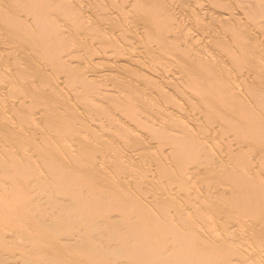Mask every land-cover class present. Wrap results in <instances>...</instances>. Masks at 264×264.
<instances>
[{
  "label": "rangeland",
  "instance_id": "obj_1",
  "mask_svg": "<svg viewBox=\"0 0 264 264\" xmlns=\"http://www.w3.org/2000/svg\"><path fill=\"white\" fill-rule=\"evenodd\" d=\"M3 3H2V2ZM4 1H6V0H0V8H2V9H0V15H2L3 14V16L4 17H1V19H3V21H1L0 20V36H2V37H0L1 39H0V51H1V53H0V59H1V57H3V59H1L0 60V62H2V60L4 61V62H2V63H0V74L2 75V77H0V80H4L5 79V81L7 82V88H9L10 90H9V92H8V89L6 88V86L5 87H3L2 89H0V90H2V91H0V99L2 100V101H4V99H8V100H14L15 101V103L14 104H16V105H14V106H11V107H8L7 108V110H6V114H9V115H7V119H8V121H9V123H10V127L9 128H11V130H13L12 132H14L13 133V137L15 136V138H16V140H15V138H12L11 137V139H6V137L0 132V148H1V150H0V152L1 151H3L2 150V148L4 147L5 148V146L7 145V143L9 142V145H10V143L12 142L13 144H14V142L13 141H11V140H15V144H14V146L17 144V146H15V147H13V151H12V148L11 149H9V146L7 145L6 147L7 148H5V150L3 151V152H1L0 153V166L1 165H3V164H5V165H3V166H5V167H3V169L5 168V170L3 171V175H2V167H0L1 168V170H0V183L1 182H3V183H1L0 184V196L2 195V197L3 198H0V206H3L4 208H2L1 207V211H0V264H91L90 262H94V263H96V264H100L101 262L99 261V260H101V261H103L102 263L103 264H106V261L108 260V262L109 261H111L113 264H132V262H133V264H136V263H138V264H151L153 261V264L155 263V264H168V263H170V264H173V263H175V264H181L182 262L183 263H189V262H187L188 260L189 261H191V263H193V264H204L205 262V264H208V260H209V262H210V260H211V262L209 263V264H213L214 262H216V263H219V262H221V263H223V261H224V263L226 264L228 261H230L229 259L230 258H227V256H228V254L230 253V257L232 258V261L235 263V264H264V217H262L263 216V212H261V209H259V205L261 206V205H263L264 203V200H260V199H263L264 198V182H261L262 180L264 181V159H263V157H261L260 158V155L262 156L263 155V153H264V128H263V126H264V96L263 95H261L262 94V88H264V87H261V86H263V84H264V75H262L263 73H261V71L262 72H264L263 70H264V68H263V66H262V63H261V65H260V62L261 61H264V36H262V35H264V33L262 34L261 32H264L263 31V29L264 28H262V30H261V27H263L264 25H262L263 23H262V20H263V18H264V15H262V14H264V10H261V8H256L255 7V5L256 4H254L255 3V1H259V3L257 4V6H259L261 3V6L262 7H264V3H263V1L264 0H262V2H261V0H255V1H252L253 2V4L252 5H250L252 2L251 1H247V0H244V1H247L248 3H249V5H248V3H246L247 5H245L244 7H241V4H240V2L242 1H239V4H237V0H233V2L231 1V3H233L232 5L234 6V5H237V6H234V8H233V6L231 7V10L232 9H234V10H232L233 11V13L231 12V10H227V8H230V4L231 3H229L230 2V0L228 1H226V0H223L224 2H225V4H224V2L223 1H221V0H216V2L218 3H222L225 7L227 6V8H225V7H223V5H222V7H221V4H218L219 5V7H218V5H217V3H215V0H213V1H211V0H182V2H180L179 0H176V2L175 3H177V4H175L173 1H171V0H161L162 2H160V3H165V4H163V6H166V7H163V9H166V10H164V12H161V15L163 14L164 16H165V19L168 21V19H169V21H168V24L169 23H175V21L179 24H177V23H175L174 24V27H173V24L170 26V28H172V29H170V30H172V31H170L169 30V32H171V33H173L175 36H173L172 37V35L173 34H167V44H170V42L172 41V42H174L175 41V44L177 43V41H180V42H178L176 45H178L179 43L181 44V42H183V43H185L187 46H191V47H194L193 49H199L201 46V44L202 45H204L203 47L205 48H207L206 50H205V53H204V51H202V49H203V47L202 48H200L201 50H196L197 52L196 53H198L199 55L200 54H202V57L201 58H203L202 59V61H205V60H207V61H210V59L212 60V58L214 59L215 58V60L216 61H218V59H219V61L218 62H216L215 60H212L213 62H215V64H219V65H216V66H213V68L212 69H214L215 70V74L217 75V73L218 72H223V70H225V68H226V66H229V67H231V69L229 68V70L231 71H229L228 72V74H231V75H227V77H226V74L227 73H225L226 71H228L227 69H226V71L222 74L221 72L220 73H218L219 74V79H218V75H217V79H218V81H219V83H221V81L223 80V83H221L220 84V86L221 87H219V88H217L218 86H219V83H218V85H217V87L216 86H214V87H212V88H214V89H220V88H223V87H225V85H227L226 83H228L229 82V84H231V86L233 87V84L234 83H237V85L235 84L234 85V89H236V91H237V89H238V93L236 94L237 96H239L238 98H240V100H241V98H242V100L243 101H241V102H239L240 100L238 99V98H236V102H238V104L240 103V104H242L243 102H244V104H248V106H247V108L244 106V108H243V105H242V113H243V109H246V110H248V111H245L244 110V112L245 113H243V115H244V118L245 117H247V119L245 118V120H248L249 118H250V120L252 121V122H255L254 124L252 123V122H250V120H249V122H250V124H253V125H251V126H254L255 127V129L257 130V131H254V127H250V131L248 132V130H246L247 132L246 133H244V132H242V128H240V130H239V127H234V128H236V131L235 132H233L234 133V135H232L233 133H231L232 132V130H231V132H229V134L228 133H226V130H228V129H231V128H228V127H226V121H225V119L223 120L222 118H224V110H222L221 111V115L220 116H217V113H216V111H211V112H208V108H206L205 109V107L204 108H201L200 107V105H199V99L198 98H196V100L198 101H196L194 98V96H192L191 95V93H190V90H188L187 91V89H185V84H183L184 83V79H181V77H183V75L182 76H180L181 75V71H180V69H179V66H178V60H176V51L178 50L179 51V53H178V51H177V53H178V55L179 54H183L184 52L183 51H185L184 49H183V46L184 47H186V45H184L183 43H182V45H180V46H182V48L180 47V48H177V47H175L174 48V46H176L175 44H174V46H172V43L170 44V45H168V47L166 48H163V49H161V47L159 48L157 45L155 46V44L157 43V42H154V38L152 37L151 39L153 40V42L155 43H153V44H151V42H152V40H149L148 39V42L149 41H151L149 44L150 45H148L147 43V41L146 42H143L144 40H145V36H144V38L142 37L143 35H141V36H138V34L141 32V30L140 29H138V30H136L135 28H136V26H138V24L137 23H139V24H141V26H144L146 23L148 24L151 20H149V19H147L144 15H142V14H140V12L142 11V7H140L139 9L141 10L140 12L138 11L139 9H137L138 8V6L137 7H134V6H136V5H133V8H132V6L131 5H128V2H130V1H132V0H125V3L123 2L122 3V1H120V0H104V2H102L103 0H64L66 3H65V5H66V8L67 7H69V6H67V4H68V1L69 2H72V4H74V5H71V8H70V10L72 9V11L70 12V10H67L66 8V10L65 11H62L59 7V9L57 8V6H63L62 4H64V1H61L62 2V4H58L57 2V0H56V2L54 1V3H55V5H54V3H53V1H52V5H54V7L55 8H57L56 9V11L57 10H61L62 11V13H61V11H60V13L61 14H56V15H52L53 13L55 14V12H53L55 9H54V7L52 6V5H50V4H47V2H43L44 0H42V2L43 3H45V4H47L48 6L50 5L54 10L52 11V12H48L47 11V9L48 8H50V7H48L47 9H45L46 7H44V14L46 13V12H48L47 14L50 16V17H52V18H50L48 15H45V17H49V19L48 18H43L42 19V15H44V14H42L43 13V8H40L41 9V15H37V13L39 14L40 12H37L36 13V7L38 8V11L40 10L39 9V7H41L42 5H41V0H39V3H40V5H39V3L37 4V0H23L24 2H22V0L20 1V3H27V1H28V5L26 6L25 4H16V3H18L19 1H17V0H15V2H14V0H11V2L13 1V3H15L16 5H11L10 3L11 2H9V4L11 5V8H16V9H14V10H12V9H8V7H6L5 8V6L4 5H6V6H8L7 5V3L6 2H4ZM10 1V0H9ZM17 1V2H16ZM45 1H48V0H45ZM50 1V0H49ZM74 1V2H73ZM108 2V3H110V4H107V5H105L106 4V2ZM120 1V2H119ZM124 1V0H123ZM154 1V0H153ZM156 1H158V0H156ZM167 1H168V3H167ZM188 1V2H187ZM198 2V4H196L197 2ZM200 1H203L202 3L200 2ZM205 1V2H204ZM96 2H98V5H99V7H100V5H101V7L104 5L105 7H106V10H105V8L104 7H102V8H104V9H100L99 7H98V5H97V3ZM99 2H102L101 4L99 3ZM178 2H180L181 4L182 3H184V6H187L188 4V7H183V4L181 5L180 3H178ZM185 2L187 3V4H185ZM190 2V3H189ZM195 2V3H194ZM209 4V5H205V4H207V3ZM214 2V3H213ZM243 2V1H242ZM261 2V3H260ZM6 3V4H5ZM49 3H51V2H49ZM193 3V5H191ZM215 4V6L213 5V4ZM44 4V5H45ZM58 4V5H57ZM71 3H69L68 5H70ZM76 4H78V5H76ZM170 4V5H169ZM172 4V5H171ZM196 6H195V5ZM244 4V3H243ZM19 5H24V6H22V7H19ZM32 5H34V8H32ZM79 5H80V7H79ZM98 7V8H96V6ZM120 5H122L123 7H121ZM127 5V6H126ZM169 5V6H168ZM179 5H180V7H179ZM213 5V6H212ZM1 6H3V7H1ZM39 6V7H38ZM72 6H74V7H72ZM83 8H82V7ZM94 6H95V9H96V11H95V9H94ZM108 6H110V7H108ZM126 6V7H125ZM174 8H176V9H178V10H176V9H173L172 7ZM178 6V7H177ZM191 6V7H190ZM194 6V7H193ZM197 6H199V7H197ZM208 6H210V7H208ZM247 6H249V7H247ZM252 6H254L253 8L254 9H252L251 7ZM24 7H26L27 9L25 10L24 9ZM63 7H65V6H63ZM76 7V8H75ZM90 7V8H89ZM112 7V10L110 9ZM168 7H170V8H168ZM203 7V8H202ZM217 9H219L218 10V12H220V11H224L225 12V10L227 11L226 13H224V12H220V14L221 15H217V14H219L217 11H215L216 10V8ZM220 7H221V9H220ZM236 7H237V9H238V11H239V9H240V11L239 12H243V14H244V17H243V14H240L239 12H237L236 11ZM260 7V6H259ZM3 8H5V10H7L6 11V13H5V15H4V12H5V10H3ZM22 8V9H21ZM76 9L77 11H75L74 9ZM115 8V9H114ZM128 8V9H127ZM134 8H136V10L134 9ZM179 8H180V10H179ZM182 8V9H181ZM190 8V9H189ZM194 10H193V9ZM195 8H197V12H196V10H195ZM202 8V9H201ZM213 8H214V10H213ZM223 8H225L224 10H223ZM245 8V9H244ZM248 8V9H247ZM250 8V9H249ZM25 11H24V10ZM63 9V8H62ZM69 9V8H68ZM82 9H84L83 11H82ZM90 9V10H89ZM98 9H100V10H98ZM118 9V10H117ZM171 9V10H170ZM192 9V10H191ZM243 9H244V11H243ZM263 9V8H262ZM64 10V9H63ZM73 10H74V12H73ZM80 10V11H79ZM94 12H93V11ZM115 10V11H114ZM168 10V11H167ZM172 10L174 11L173 13H172ZM181 10H183V11H188L187 13L186 12H182ZM211 10H212V12H211ZM245 10H246V12H249V13H251V14H249V13H245ZM247 10H249V11H247ZM250 10L251 11H255V10H261L259 13H258V11L255 13V14H252V12H250ZM16 11H18L17 13H18V15H16L15 13H16ZM102 11V12H101ZM103 11H105L104 13H103ZM111 11V12H110ZM118 11V12H117ZM121 11V12H120ZM123 11H125V13L124 14H122L123 13ZM127 11V12H126ZM169 11H171V13L169 12ZM178 11V12H177ZM199 11H200V15L201 16H199L198 17V15H199ZM207 11H210V13L209 12H207ZM235 11V12H234ZM10 13L11 14V16H13V14H15L12 18L11 17H9L10 16V14L9 15H6L7 13ZM81 13V15H80V13ZM99 12V13H98ZM108 13V15L109 14H111V15H114L113 17H115V15H116V17L113 19L112 17H111V15H110V18H109V16H107V15H105V14H107ZM165 12H167V13H165ZM181 12H182V14H181ZM215 12H217V13H214ZM30 13V14H29ZM32 13H35V14H32ZM51 15H50V14ZM56 13H59V11L58 12H56ZM85 13V14H84ZM98 13L99 15V17L96 15V14ZM119 13H121L120 15H119ZM180 13V15H178ZM188 13L191 15V17L192 16H194V17H192L193 18V20L190 18V15H189V18L187 19L186 17H182V16H188ZM202 13V14H201ZM206 13V14H205ZM209 13V14H208ZM225 14V15H223V14ZM231 13V14H230ZM236 13V14H235ZM254 13V12H253ZM118 14V15H117ZM125 14L127 15V18H126V16H125ZM213 14V15H212ZM226 14H227V16H226ZM229 14V15H228ZM232 14L234 15V16H232ZM247 14V15H246ZM259 14L261 15V18H260V16H259ZM35 15V16H34ZM75 15V16H74ZM84 15H87V16H84ZM91 17H90V16ZM104 16V17H101V16ZM122 15V16H121ZM134 17H133V16ZM141 15H142V17H141ZM203 15V16H202ZM206 15V16H205ZM214 15H217V16H214ZM223 15V16H222ZM236 15H238L237 17H236ZM248 15H253V17L255 16H257V19L259 18V20H257L255 17V20L254 19H251L252 20V22H251V20H249L250 18H252L251 16H250V18H249V16ZM6 16H8L7 18H6ZM23 18H22V17ZM36 16H39V18L41 19V21L43 20H47L48 19V23L46 24V21H44L45 23H43V26H46V25H48L49 23H50V19H52L53 20V18H55V19H57V21L56 22H59V23H54L55 22V19H54V22L52 23V20H51V23H52V25L56 28V29H58L57 31L59 32L58 34H56L57 33V31H56V29L54 28V27H52V25H51V28L52 29H55V31H56V33L55 34H53L55 31H53V35H52V37H51V35H50V33H51V30L52 29H49L50 27V25H48V27L49 28H47V26L46 27H43V32H40V30L42 31V29H39V26H41L42 24H40V25H37L36 23H38L37 21H40V19L39 18H36ZM72 16L74 17V19L75 20H73L72 19ZM78 16V18H79V20L76 18ZM105 16H107V18L106 19H108V21L105 19ZM125 16V17H124ZM139 17V19H138V17ZM182 18H181V17ZM230 16H232L233 18L231 19V17L229 18ZM240 16V17H239ZM259 16V17H258ZM83 17V18H82ZM84 17H86V18H84ZM98 17V18H97ZM121 17L123 18V20L125 19L126 20V22H125V20L123 21L122 19H121ZM144 17V18H143ZM202 17V18H201ZM205 18V20H204V18ZM210 17L212 18V21H211V19H210ZM217 19V17H218V19H219V17H221L220 18V20L219 21H221V19H224L225 17H227V18H225L226 20H229V19H231L232 20V22L229 20L228 22H229V24H231V25H233V23H234V25H233V27H235V28H238V27H240V26H242L243 25V28H241L240 27V29L238 28V30H239V32L241 33V35H242V32L243 31H247L248 32V36L250 35V33H251V35H250V37H249V40L247 39V33L246 34H243V36L242 37H246V40L248 41V43H249V45L251 44V46H249L248 45V43H247V41H246V45H247V51L248 52H252L253 50H251V48L252 49H254V51L255 52H252V53H254L255 55H257L256 57H254V61L252 62L251 60H252V58L251 59H244V60H246V61H244V62H242V65H243V67L242 68H244L245 69V67H246V69H245V71H243L242 72V74H241V72H239V71H242V70H244V69H242V68H240V62H238L237 64L236 63H234L230 58H229V56L227 55V53H226V56L224 55V54H221V53H225V51L223 52L222 50H219L220 48H222V45L221 44H228L229 45V43H228V41H231V36H230V34H229V32H223V28H224V26L225 25H227L226 24V20L224 19V20H222L221 21V23L223 22V24H224V26H223V24H222V26L221 25H219V23H218V21L217 20H215V18ZM243 17V18H242ZM9 18H11V20H15L16 21V18L18 19L17 21H16V25H15V23H13L14 22V20L12 21V22H9L10 21V19ZM32 18H34L33 20H32ZM94 18V19H93ZM100 18V19H99ZM105 19V21L103 22L102 21V19ZM119 18H120V21L121 22H123V23H125V24H123V23H121V22H119ZM134 18L135 19H138V20H136V22H134L135 20H134ZM143 18V19H142ZM145 18L147 19V20H145ZM164 18V17H163ZM183 19H186V20H184L183 22H181ZM195 18H196V20L198 21V23L199 24H197V21L195 20ZM198 18H200V19H198ZM240 18H242L244 21H242V20H240ZM249 18V19H248ZM22 19V20H21ZM81 19L84 21L85 20V22L83 23L82 21H81ZM92 19V20H91ZM97 19H99V20H97ZM174 19H175V21H174ZM189 19H190V22H189ZM208 19H210V20H208ZM214 19V20H213ZM6 20H7V22H6ZM71 20H73V23H71L72 25H73V28H72V25H70V22H71ZM79 21L78 23H80V24H82V25H77L76 23H75V21ZM91 20V21H90ZM97 20V21H96ZM101 20V21H100ZM113 20H114V22H113ZM118 21V23L117 24H119V23H121L120 25L121 26H123L124 28L126 27L127 29L129 28V30H130V32H129V30H125L124 31V29H123V27H121V26H119L118 25V27L116 26V23L115 22H117ZM142 20V21H141ZM143 20L145 21V22H143ZM171 20H173V21H171ZM181 20V21H180ZM188 20V21H187ZM205 22H204V21ZM236 20V21H235ZM21 21V22H20ZM33 21V22H32ZM42 21V22H43ZM76 21V22H77ZM88 21V22H87ZM107 21V22H106ZM134 22V28H133V26H132V22ZM192 21V22H191ZM193 21L194 22H196V23H193ZM201 21H203V22H201ZM216 22L217 21V23H213V22ZM233 21H235V22H233ZM248 21H250L249 23H248ZM255 21H257V22H255V23H257L258 24V26L260 27V25H261V27L260 28H257L258 26L256 25L255 26V23L254 22ZM2 22V23H1ZM9 22V23H8ZM32 22V23H31ZM34 22H36V23H34ZM41 22V23H42ZM100 22H101V24H100ZM106 22V23H105ZM131 22V23H130ZM207 22H210V24L209 23H207ZM227 22V23H228ZM246 23V24H244V23ZM261 23V24H259V23ZM263 22H264V20H263ZM6 23H7V27H5V25H6ZM11 23V24H10ZM67 23V24H66ZM97 23V24H96ZM192 23L194 24L193 25V27L191 26L192 25ZM220 23V24H221ZM236 23V24H235ZM237 23H239V24H237ZM253 23H254V25H253ZM2 24V25H1ZM35 24V25H34ZM44 24H46V25H44ZM78 27H74L75 25ZM86 26H85V25ZM92 24H93V27H90V26H92ZM105 24V25H104ZM123 24V25H122ZM136 24V25H135ZM143 24V25H142ZM159 24V22L158 21H156L155 20V27L157 26ZM183 24H185L186 26H182V28H181V25H183ZM202 24V25H201ZM208 24V27H205L206 25ZM212 24H214L215 26H213ZM241 24V25H240ZM249 24H252V25H249ZM13 25L14 26H16V27H13ZM27 25H29L28 27H27ZM31 25V26H30ZM33 25H34V27H33ZM88 25V26H87ZM101 25V27L102 28H104V30H106L107 29V31H109V33L111 32L112 33V31H113V33L115 32V33H117L116 35L119 37V35L122 37V36H127L126 38H129L130 40H131V42H130V40H129V42L125 39V37L123 38V39H125V40H122V38L121 37H114V40H112L113 38H111L110 40H112L111 41V45H112V47L114 48V46L113 45H116L115 46V48L117 47V45L118 44H114V42H117L118 41V43L119 44H121V43H123V44H121L120 45V47H122V48H118L117 50H115V48L114 49H112V50H110V48L109 47H107L108 49H106V44H107V41H108V39H105V37L107 36V31H104V32H106V33H102L101 31H103V29L102 28H100L99 26ZM108 25V27H106ZM178 25V26H177ZM203 25H205V26H203ZM239 25V26H238ZM249 25V26H248ZM81 26V28L85 31V33H86V38H84L85 37V33H83L82 31V29L81 28H79ZM177 26V27H176ZM198 26H200L199 28H198ZM203 26V27H202ZM211 26V27H210ZM212 26H213V29H211L212 28ZM238 26V27H237ZM245 26V27H244ZM250 27V26H253V28H247V27ZM30 27H32V28H30ZM62 27H63V30L65 29L66 30V32H65V30H64V32H63V30H62ZM67 27V28H66ZM86 27V28H85ZM97 27H99V31H96L97 29ZM184 27V28H183ZM187 27V28H186ZM196 27V28H195ZM7 28V29H6ZM13 28H15V29H13ZM21 28L22 29H25V28H29L30 30V32L31 33H29V34H31V35H29L30 36V38H32V36L33 35H35V34H37L38 32V34H40V33H42L41 35L42 36H40V37H38L39 35H35V36H37L38 38L36 39V40H38V39H40V42H37V44L36 45H32L31 46V44H33V43H31L30 45L28 44V42L31 40V39H28L29 37H26V34H25V32L22 34V30H21ZM42 28V27H41ZM45 28H47L46 30L48 31H45ZM74 29V28H76V31L75 30H72V29ZM106 28V29H105ZM131 28H133V29H131ZM141 28V27H140ZM158 28V27H157ZM194 28V29H193ZM208 30H207V29ZM215 28H218V29H220V30H217V29H215ZM254 28H256L255 30H254ZM13 29V30H12ZM39 29V31L37 32L36 30H38ZM82 31H81V30ZM96 29V30H95ZM135 29V30H134ZM143 29V28H142ZM159 29V28H158ZM187 29V30H186ZM199 29V30H198ZM212 31H211V30ZM224 29H226V28H224ZM258 29V30H257ZM12 30V31H11ZM16 30V32H13V31H15ZM35 30V31H34ZM61 30H62V32L64 33H61ZM74 32H76V34H77V36H76V34L75 33H73L72 31ZM88 32H87V31ZM111 30V31H110ZM133 30V31H132ZM179 30V31H178ZM195 30V31H194ZM197 30V31H196ZM243 30V31H242ZM6 31H7V34L8 35H6ZM11 31V32H10ZM19 31H22L21 32V34L22 35H20V34H18L19 33ZM27 32H28V30H26ZM32 31H34V33L35 34H32ZM77 31H78V33H77ZM135 31H136V33H137V36L140 38V37H142V42H141V38L139 39H137L136 40V38H135ZM143 31V30H142ZM176 31V32H175ZM182 31H184L182 34H180V32H182ZM185 31H187L188 33H185ZM189 31H190V33H189ZM218 31H221V32H223V33H219ZM251 31H253V32H251ZM255 31H256V33H257V35H255V37H254V34H255ZM258 31H260L259 33H258ZM26 32V33H27ZM47 32V34L49 35H47V37H48V39H46L45 38V40H47V45H45L46 43L45 42H42L41 43V37L42 38H44V34ZM98 32H101V35H102V38H104V39H97L98 37H100V33L98 34ZM128 32V33H127ZM144 33H145V31H143ZM177 33V32H179V34L177 33V34H175V33ZM195 32V33H194ZM210 32L212 33L211 34V36H210ZM13 33L15 34L16 33V35H18L17 36V38L19 39L20 38V36H21V38L23 37V39L21 40L20 39V41L17 39V38H14L13 39V37H16L15 35H13ZM68 33V34H67ZM90 34V36L92 35V37L94 36V35H98V37H95L94 36V39L96 38L97 39V41L99 40V41H103V40H107L106 42H104V44H103V42H102V45H97L96 44V39H95V41L96 42H94V41H92V37H90L89 36V34ZM108 33V34H109ZM129 33H132V34H130V35H127V34H129ZM142 33V32H141ZM140 33V34H141ZM144 33H142V34H144ZM198 33V34H197ZM204 33V34H203ZM205 33L207 34V36L205 35ZM219 33V34H218ZM225 33V38H223L224 37V34ZM226 33H228L227 35H226ZM244 33V32H243ZM253 33V34H252ZM63 34V36H61V35ZM68 35V37H67V35ZM74 34V35H73ZM134 34V35H133ZM186 34H188V35H186ZM200 34V35H199ZM214 34H216V35H214ZM262 34V35H261ZM56 35H60L61 37H64V35H65V37H64V40L65 41H63V43H61V41H62V38L60 37V36H57L56 37ZM73 36V39H74V41H75V43H73L74 41H73V39L72 38H70V36ZM146 35V34H145ZM178 35L180 36V37H178ZM185 35H186V37H185ZM201 38V36H203L204 37V41L203 40H201V43H200V38L198 37V36ZM209 35V36H208ZM221 35H223L220 39L223 41L222 43H221V40H219L218 39V36H221ZM4 36V37H3ZM24 36L27 38V40H25L26 38H24ZM35 36H33V38H32V40H35ZM77 38V39H79L80 40V42H78L79 40H77L75 37ZM79 36V37H78ZM185 37V39L187 38V37H189L188 39H186L187 41L190 39H193L194 38V40L196 41V42H199L200 44H198V43H196V42H192V41H194V40H189L188 42L187 41H185L183 38ZM191 36V37H190ZM215 36V37H214ZM257 36H260L259 38L261 39V41H260V39L258 40V37ZM131 37H132V39H131ZM133 37H134V39H135V41L136 42H139L140 41V43L142 44V45H144V46H142L141 44V46L140 45H137V44H139V43H135V41H133L134 39H133ZM169 37H172L171 38V41L169 42ZM195 37H197V38H195ZM202 37V38H203ZM217 37V38H216ZM226 37H230L229 39L230 40H228V38L226 39ZM256 37H257V39H256ZM4 38H5V40H4ZM9 38H12V39H9ZM51 38V39H50ZM53 38V39H52ZM55 38H58V40H60L61 39V41H57V42H54V40L56 41V39ZM71 39V40H69V39ZM86 39L85 41H84V39ZM146 38H148V37H146ZM175 38H176V40H175ZM199 38V39H198ZM201 38V39H202ZM207 38V39H206ZM210 38V39H209ZM216 38V39H215ZM253 38V39H252ZM69 41H68V40ZM93 39V40H94ZM115 39H119V40H116L115 41ZM121 39V40H120ZM169 39V40H168ZM250 39H251V41H250ZM255 39V40H254ZM23 40H25V41H23ZM76 40H77V42H76ZM83 40V41H82ZM90 40V41H89ZM109 40V41H110ZM225 40H227V42L225 41ZM255 41L256 43H252L253 41ZM5 41V42H4ZM6 41H8L7 43H8V46H9V48H8V46H7V43H6ZM10 41H11V44H12V42L14 41V43L12 44V46H11V44H10ZM28 41V42H27ZM89 41V42H88ZM121 43H120V42ZM125 41V42H124ZM133 41V42H132ZM156 41V40H155ZM3 42V43H2ZM33 42H35V41H33ZM70 43V44H67V43ZM86 42H87V44H86ZM94 42V43H93ZM100 42V43H101ZM128 42V43H127ZM169 42V43H168ZM209 42V43H208ZM213 42V43H212ZM216 44H220L221 45V47L219 46V45H215V43ZM220 42V43H219ZM226 42V43H225ZM251 42V43H250ZM77 43V44H76ZM82 43V44H81ZM98 44H100L99 42H97ZM113 43V44H112ZM126 43V44H125ZM133 43L134 44H136V45H134V47L136 46V50H139V51H141V50H144V52L146 53V55L145 54H142L141 55V53H139V55L137 54L139 51H135V50H133V49H131L133 52L135 51V53H133L132 51H130V48H127V47H131V48H134L133 47ZM188 43H189V45H188ZM193 44V43H195L197 46H198V48L196 47V45H191V44ZM208 43V44H207ZM262 43V44H261ZM6 45L5 47H4V45ZM24 44H26V46L24 45ZM39 44H44V45H42V47L44 46V47H47L46 48V51L45 52H47L49 55V59L47 60L46 58H45V54H47V53H44V51H42V49H40L39 48V46L37 47V45H39ZM67 46H66V45ZM73 44V46H74V44H76V46H74V47H76V48H74L73 46H72V49L70 50V47H71V45ZM78 44H81V45H79L78 46ZM84 44V45H83ZM88 45V46H86V45ZM92 44V45H91ZM206 44H207V46H206ZM209 44H211V45H209ZM213 44V45H212ZM231 44V43H230ZM253 44V45H252ZM14 45H17L16 46V48H18V50L15 48V46ZM19 45V46H18ZM23 45H24V47H23ZM51 45V46H50ZM68 45H70V47L68 48ZM96 45V46H95ZM111 46L110 45V43H108L107 44V46ZM131 45V46H130ZM255 45V46H254ZM257 45H259V46H257ZM261 45H263V46H261ZM20 46H22L25 50V53H24V55L22 56V54L21 55H19L20 53H21V50H22V47L20 48ZM29 46H31L32 48H35V46H36V48H38V49H36V51H33V50H35V49H31ZM61 47V50L59 49V51H61L62 53L66 50V51H71V53H74L73 55H75V57L77 58V51L79 52V50L81 51L83 48H81L80 46H82V47H84V46H86V47H84L85 48V50L86 51H81V53H82V55H80V58L81 59H83V60H79L78 58V60L75 58V57H71V56H69V54L66 56V54H65V56L63 55V58L65 59V61L68 63V66L72 69H69V67H66L67 66V63L66 62H64V61H59V60H57L59 57H58V54H60V58H62V55H61V52H58V51H56V49L58 50V48H56V47ZM66 46V47H65ZM78 46V47H77ZM127 46V47H126ZM149 46H151V48L149 47ZM170 46V47H169ZM209 46H211V47H209ZM214 46V47H213ZM248 46L250 47V48H248ZM253 46H254V48H253ZM11 47L14 49V50H17V51H15V52H13V51H10V50H12L11 49ZM55 47V48H54ZM99 49H97V48ZM111 47V48H112ZM141 47H143V48H141ZM190 47V48H191ZM212 47H213V49H212ZM228 47V46H227ZM6 48H8V49H10V50H8V49H6ZM19 48L21 49V50H19ZM50 48H54L55 49V52L54 51H52V50H54V49H50ZM78 48H79V50H78ZM87 48L89 49V51H87ZM101 48V49H100ZM102 48H104V50L106 51V52H108V53H106V52H103L104 50H102ZM127 48V49H126ZM141 48V49H140ZM169 48H171V49H169ZM214 48H216V50L214 49ZM219 48V49H218ZM261 48V49H260ZM5 49V50H4ZM28 49V50H27ZM30 49V50H29ZM62 49H63V51H62ZM93 49H97L98 50V52H97V55L99 54H102L101 53V50H102V52L104 53V54H102L101 55V57H99V55H98V57H95L96 56V53L94 52V54H93V51H95V50H93ZM151 49V50H150ZM155 50V51H153V50ZM167 49H168V51H167ZM188 51H190L189 50V48H186ZM212 49V50H211ZM223 49V48H222ZM227 49V48H226ZM259 49V50H258ZM37 50H40L41 52H37ZM93 50V51H92ZM108 50V51H107ZM121 50V51H120ZM122 50L123 51H130V52H128V53H131L132 54V58H133V60H132V58L130 57V58H127L128 57V55L126 54L125 55V53H127V52H124V55H123V52H122ZM172 50V51H171ZM181 50V51H180ZM183 50V51H182ZM210 51V54H209V52H207V51ZM213 50H215V51H217V52H221L220 54L219 53H217V52H215V51H213ZM219 50V51H218ZM19 51V52H18ZM29 51V52H28ZM31 51H33V52H31ZM65 51V52H66ZM68 51V52H69ZM74 51V52H73ZM100 51V52H99ZM111 51L113 52V53H111ZM122 53L121 54V56L123 55V56H126L125 58H127V59H129L128 61L127 60H125V58H123V56H122V58H123V60H122V58H121V56H120V54H119V58H120V60H121V62H120V60L118 61V63H117V61H115L116 59L115 58H117L118 57V53ZM156 51H157V54L159 53L160 54V56L162 57V56H164L165 54L166 55H170V54H172L173 55V57L170 55L169 56V58L167 59L165 56L164 57H160V58H158V61H159V59H161V63H159V65L161 66H159L157 63H158V61H157V57H159V56H156L155 55V57H153V56H150L149 54H151V53H156ZM213 51V52H212ZM257 51V52H256ZM261 51H262V53H261ZM2 52H3V54H2ZM16 52H18V54H16ZM22 52H23V50H22ZM28 52V53H27ZM31 52V53H30ZM35 52H36V54H35ZM43 52V56H41V57H43V58H45V59H43L42 60V58L40 57V55H37V53H42ZM64 52V53H65ZM68 52H66V53H68ZM76 52V53H75ZM85 52H90V53H86V55L85 54H83V53H85ZM92 52V53H91ZM110 52V53H109ZM116 52V53H115ZM143 52V53H144ZM161 52H162V54L163 55H161ZM193 52V53H192ZM194 52L195 51H190V55H193L194 54ZM211 52H212V54H211ZM5 53V54H4ZM12 53V54H11ZM16 54V56H18L17 58H16V56H14L15 54ZM33 53V54H32ZM70 53V55H72ZM117 54V55H115V54ZM174 53V54H173ZM186 53V52H185ZM203 53H204V57H203ZM206 53H208L206 56H205V54ZM218 54L221 58H217V57H214V56H218V55H215V54ZM260 53H261V55L262 56H260ZM9 54H11L10 55V58H9ZM31 54V55H30ZM54 54H56V56L54 55ZM79 54H80V52H79ZM89 54V55H88ZM92 54V55H91ZM107 54H109V56L107 55ZM134 54H136V55H138V56H134ZM158 54V55H159ZM253 54V55H254ZM36 55V56H35ZM72 55V56H73ZM77 55V56H76ZM90 55L94 58H90ZM105 55L106 56H108V58H106L105 57ZM113 55H115L114 57H112ZM143 57V55L144 56H147V58H148V61H147V59H144L145 57H141V56ZM152 55V54H151ZM211 55H213V56H211ZM223 55H224V57H223ZM254 55V56H255ZM12 56V57H11ZM21 56H22V59H21ZM37 56H39V57H37ZM52 56V57H51ZM55 56V57H54ZM68 56L69 57H71L72 59H74V60H72L71 58H69V62H68ZM83 56V57H82ZM84 56H86L87 58H84ZM103 56V57H102ZM117 56V57H116ZM175 56V57H174ZM209 56V58H207ZM8 58V59H5L6 60V63H5V60H4V58ZM24 57V58H23ZM29 57V58H28ZM31 57V58H30ZM35 57V58H34ZM54 57V58H53ZM135 57V58H134ZM137 57H139L140 59H141V61H142V63H139V62H137V60H139V58L138 59H136ZM149 57H151V59L152 58H154V59H152V62L150 63V60H149ZM168 57V56H167ZM170 57H172V59L170 58ZM193 57V56H192ZM206 57V59H204ZM212 57V58H211ZM16 58L17 60H14V59ZM31 59V60H33L32 62H31V60L29 61V60H27V59ZM37 58V59H36ZM55 59V58H57L56 60H57V62L58 63H56V60H51V59ZM90 60H89V59ZM111 58V59H110ZM113 58H114V61L113 62H111L112 60H113ZM164 58V59H163ZM173 58H175V59H173ZM225 58H227V60H226V62L228 61V65L226 64V66H224L223 65V63H226L225 62V60L224 59ZM259 58V60L257 61V59ZM26 59V60H25ZM36 59V60H35ZM63 59V60H64ZM67 59V60H66ZM118 59V58H117ZM134 59H136V62H135V60ZM169 59H170V61L172 60V62H170L169 61ZM224 60L223 62H222V60ZM229 59V60H228ZM9 62H8V61ZM12 60H14V63H17L19 60H22V61H25V62H22L21 61V63H19V66H23L22 68H21V73L22 74H20V76H19V74H16L15 72V69L14 68H16V66L18 65V63L16 64V66H15V64L13 65L12 64ZM45 60H47V64L45 63L46 61ZM51 60V61H50ZM60 60H62V59H60ZM108 60H111V61H108ZM143 60H144V62H143ZM154 60V61H153ZM165 60V61H164ZM173 60H176V62L175 61H173ZM250 60V61H249ZM256 60V61H255ZM27 61H28V63H27ZM36 61V64L35 63H33V62H35ZM42 62V64H40L41 62ZM51 62V64L50 65H54L55 63V67L53 66H49V63L48 62ZM52 61L53 62H55L54 64L52 63ZM109 63H108V62ZM140 61V60H139ZM147 61V62H146ZM156 61V62H155ZM163 61V62H162ZM168 63H173L172 65L173 66H175L174 68L176 69V68H178V69H174L173 68V66H170L169 67V65L170 64H168ZM222 63H221V62ZM29 62H30V64H29ZM61 62H63V63H65V64H63V63H61ZM87 62V63H86ZM102 62H104V63H101ZM115 62L119 65V63H120V65L118 66L119 67V69H120V66H122V68L119 70H117V67H115L114 69H112V70H110V68L108 67V65H112V63H114L115 64ZM128 62V63H127ZM135 62V63H134ZM154 62V63H153ZM177 63V64H175V63ZM231 62V63H230ZM247 62V63H246ZM253 64H252V63ZM256 62V63H255ZM257 62H259L258 64H257ZM8 63V64H7ZM25 63V64H24ZM33 63V64H32ZM39 63V64H38ZM43 63H45L46 64V66H45V64L43 65ZM93 63V64H92ZM106 63V64H105ZM129 63H131V64H129ZM147 63H150V64H147ZM152 63H153V65H152ZM163 63V64H162ZM165 63H166V65H165ZM232 63H234V64H232ZM243 63H245L246 65H250L249 66V69H247V66L245 65L244 66V64ZM249 63V64H248ZM251 63V64H250ZM264 63V62H263ZM2 64V65H1ZM22 64V65H21ZM24 64V65H23ZM26 64H28V65H26ZM92 64V65H91ZM98 64V65H97ZM101 66H100V65ZM106 66H105V65ZM122 64V65H121ZM135 64V65H134ZM138 64H140V65H138ZM142 64V65H141ZM143 64H144V66H143ZM146 64V65H145ZM155 64H156V66H155ZM220 64L221 65H223L224 66V69L223 68H218L219 66H220ZM232 64V65H231ZM257 64V65H256ZM7 65V66H6ZM10 65V66H9ZM32 67H31V66ZM36 67V69H34V66ZM39 65H41V66H39ZM57 65V66H56ZM64 66L65 65V68L64 69H69V70H71L70 71V75H68L69 76V79H68V76H66L65 75V73H68L69 74V70L68 71H65L64 69H62V70H60V68H59V70H58V68H56V67H61V66ZM91 65V66H90ZM95 67H94V66ZM148 65H150V66H152V67H150L149 68V66ZM234 65H238V67L240 68H236V69H234ZM2 66V67H1ZM11 66L13 67V68H11ZM27 66L28 68L30 67L31 68V70H29L28 69V71H27V67L25 68V67ZM42 66H44V68H42ZM62 66V67H63ZM89 66V67H88ZM105 67V68H101V67ZM141 66V67H140ZM145 68H143V67ZM153 66H154V69H153ZM162 66H167V67H165V69H162ZM178 66V67H177ZM218 66V67H217ZM259 66H261V67H259L260 69H258V67ZM4 67V68H3ZM10 67V68H9ZM37 67H41L38 71L39 72H37ZM45 67H46V71H45ZM49 67V68H48ZM61 67V68H62ZM86 67H88V68H90V70L88 69V68H86ZM95 69H94V68ZM97 67V68H96ZM130 69H132V70H130L129 71V68ZM157 69H156V68ZM172 67V68H171ZM237 67V66H236ZM250 67L252 68L251 70L252 71H256V72H253V73H251L253 76H251V74H250ZM255 67H257V69H255ZM23 68H24V70L25 71H23ZM56 68V69H55ZM106 68H108L109 70H107ZM124 68V69H123ZM166 68H168V70L166 69ZM171 68V69H170ZM228 68V67H227ZM263 68V69H262ZM5 70V69H9V71L7 70H5V72L3 71V70ZM12 69V72H10V70ZM16 69H18V66H17V68ZM44 69V70H43ZM53 69V70H52ZM55 69V70H54ZM127 69H128V71H129V75H132V73L133 72H136L137 74H135V73H133L134 74V76H127L128 75V71H127ZM141 69H142V72H141ZM170 69V70H169ZM233 69H234V71H233ZM14 70V71H13ZM19 70H20V68H19ZM34 70V71H33ZM42 70H43V73H45V72H47V74L49 73V75L47 76L46 75V73H45V75H43L42 74ZM53 71V73H51L50 74V72H52ZM102 70V71H101ZM152 70H154V71H152ZM159 71L160 70V74L158 73L157 74V76H156V71ZM163 70V72H164V70L166 71L165 73H162L161 71ZM248 70H249V73H248ZM260 70V71H259ZM31 72V76H28L29 75V73H27V72ZM41 71V72H40ZM45 71V72H44ZM65 71V72H64ZM74 71V72H73ZM121 71H124V72H126V73H124V72H121ZM138 71V72H137ZM146 71V72H145ZM152 71V72H151ZM157 71V72H158ZM174 71H178L179 73H180V75H176V74H179L178 72L176 73V72H174ZM235 71H238V74H236L237 72H235ZM9 72L11 73L10 75V77L8 76L9 75ZM15 73V75H16V77H15V75L14 74H12V73ZM19 71H17V73H18ZM26 72V73H25ZM34 72H36V75L34 74ZM62 72V73H61ZM153 72H155V73H153ZM169 72V73H168ZM173 72V73H172ZM246 72V73H245ZM5 73V75L3 76V74ZM40 73H41V77L39 76H37V74L38 75H40ZM59 73V74H58ZM110 73H111V75H110ZM131 73V74H130ZM138 73H139V75H138ZM143 73H144V75H143ZM167 73V74H166ZM170 73H172V74H170ZM232 73H233V75H232ZM246 75H245V74ZM247 73H248V75L250 76H248L247 75ZM259 73V74H258ZM261 73V74H260ZM8 74V75H7ZM27 75L28 76V78L26 77V79H25V77L24 76H22V75ZM52 74L54 75V77L52 76ZM72 74H74L76 77H78V78H80L79 80H78V78H76V83L78 84L80 81H82V82H80L79 84L81 85L82 84V86H79V84L77 85L76 83H75V76L74 75H72ZM113 74V75H112ZM114 74H116V75H114ZM140 74H142L141 75V77H140ZM155 74V75H154ZM163 74V76H160V75H162ZM174 74L176 75V76H174ZM213 74H214V72H213ZM236 76H235V75ZM239 74L240 75H243V77L244 78H246V82H244L245 81V79L244 78H242V76H241V78H239L238 76H239ZM254 74H255V77H254ZM19 76V78H18V76ZM105 75V76H104ZM108 75V76H107ZM120 75V77L118 78V79H120V81H121V83H127V85L125 84H122V85H124L123 86V89L125 90L126 88L128 89V91H129V94H130V97H131V99L133 98L134 99V101H133V99L132 100H129L130 102H131V110L132 109H134L136 106H137V104L139 103H141L140 105H143L144 106V108H147V109H150V110H152V108L151 107H153V110H154V112H155V109H157V107L156 108H154V106H156V105H154L153 103H160L159 105L157 104V106H158V111L157 112H159V114H161L162 115V113L164 112L163 110H165V108L166 109H168V111L169 112H172V114H174L175 115V117L173 116V115H171V113L168 115V116H166V118L167 117H169L170 119L167 121L168 123H169V125H166L165 124V126L167 127V129L165 128V126H163L162 124H161V121L164 119V120H166V118H163L162 116V118L160 117V115L158 114V113H156L157 114V116L155 115V114H152V116L154 117V120H155V118H156V120L154 121L153 120V117L151 116V112H153V110L152 111H148V113L150 112V114L148 115V113H147V109H143V106H140L139 104H138V107L140 106V108H142L141 109V111H143L144 110V112H142V113H140L139 112V114H141V115H139V117L141 116L142 117V121H143V119H144V122L142 123V121L140 122H138V120H139V117H137L138 115V112H137V114H136V111H135V113H134V111L132 110V112H131V110H130V106L129 107H126V108H124V107H122L120 104V102H121V100L122 99H120L121 97H120V95H122L123 97L126 95V94H128V93H126V94H122V92H124V90H122V92H121V89L120 88H118V90H119V92H117L118 90L116 89V87H117V82H113V81H110V79L112 78L113 79V76H119ZM126 75V76H125ZM140 77V79L138 78V76ZM146 75H149V76H146ZM151 75V76H150ZM166 75H168L167 77H166ZM172 75V76H171ZM222 75H224L225 77H223ZM238 75V76H237ZM259 75V76H258ZM36 76H37V79L38 80H40L41 81V86L38 84V80L36 79ZM110 76H111V78H110ZM121 76H122V80H123V77L125 78L126 77V79H124L123 80V82H122V80H121ZM135 76H137V77H135ZM146 77L145 79H146V81H145V79H144V77ZM160 76V77H159ZM171 76V77H170ZM176 77V78H174V77ZM236 78H235V77ZM247 76L249 77V79L247 78ZM256 76H257V79H256ZM15 77V78H14ZM20 77H21V80H22V77L25 79V83H23L24 81L22 80V81H17V80H20ZM30 77V78H29ZM32 77V78H31ZM34 77H35V79L37 80H35L34 79ZM53 77V78H52ZM104 77V78H103ZM106 77V78H105ZM108 77V78H107ZM131 77H134V78H131ZM148 77V78H147ZM180 77V78H179ZM229 77H234V79H237V77H238V79H237V81L236 80H232V79H230ZM254 77V79H252ZM6 78H12V81L10 80V79H6ZM17 78V79H16ZM40 78V79H39ZM48 78V79H47ZM73 78V79H72ZM110 78V79H109ZM130 78H131V80H133V81H131L130 80ZM138 78V79H137ZM141 78H143L144 80H142ZM153 78V79H152ZM163 78H166V80L165 79H162ZM173 78V79H172ZM30 79V80H29ZM52 79H54L53 80V82H52ZM65 79H67L66 81H65ZM71 79H72V81H71ZM83 79V80H82ZM111 79V80H112ZM115 79V78H114ZM117 79V78H116ZM127 79H129L131 82H125V80H127ZM152 79V80H151ZM155 79V80H154ZM167 79H168V82H169V80H170V83H168L167 82ZM177 79L178 80H180V81H177ZM225 79V80H224ZM227 79V80H226ZM241 81H240V80ZM259 79V80H258ZM263 79V80H262ZM13 80H15V82L13 81ZM32 80L34 81H36V83H37V88H43V91L45 90V88H46V90L44 91V97H46L45 98V100H43L42 102H40L39 104H37V103H31L30 104V101H29V104H28V102H26L28 99L26 98V99H24V95H23V93H21L20 92V87L21 86H27V85H29L30 86V84H31V82H32ZM48 80V81H47ZM77 80H78V82H77ZM85 80V84L83 83V81ZM109 80V81H108ZM134 80H136V81H139V82H141V83H139L140 85V87L138 86V82H134ZM151 80V81H150ZM172 80H173V82H175V81H177L178 83H173L172 82ZM221 80V81H220ZM229 80V81H228ZM230 80H232V81H236V82H232V81H230ZM253 80H256V81H258V82H254ZM10 81V82H9ZM29 81H31V82H29ZM34 81V82H35ZM43 81V82H42ZM55 81V82H54ZM148 81H150L152 84L151 85H148L147 83H148ZM157 81H159L158 83V85H161V86H159L158 87V85L156 84L157 83ZM226 83H225V82ZM240 81V82H239ZM250 81V82H249ZM252 81H253V83H252ZM12 82V83H11ZM20 82L23 84H20ZM26 82H28V84L26 83ZM33 82V83H34ZM47 82V83H46ZM72 82V83H71ZM89 82V83H88ZM110 82V83H109ZM132 82H134L133 83V86H132ZM143 82V83H142ZM150 82H149V84H150ZM156 82V83H155ZM163 82V83H162ZM172 82V83H171ZM260 82V83H259ZM14 84V85H12V87H11V84ZM35 83V84H36ZM49 83V84H48ZM56 83V84H55ZM64 83V84H63ZM67 83V84H66ZM90 83H92V85L93 84H98L99 83V85H98V87L97 88H100L101 89V86L102 85H104V88L106 89V91L110 88V87H112L113 86V83H114V86L111 88V90L109 91H107L109 94H111V93H113V94H115L116 95V92L119 94H117L116 96L114 95L112 98L111 97H108V96H112V95H108L107 93H105V90H104V88L102 87V89L100 90L99 89V91H98V89H96V85L95 86H93L98 92H97V94L100 92V91H102V93H103V91H104V93H105V95L103 96L102 95V93H100V95H98V97L100 98V99H98L97 98V95H95L96 94V92H95V94L94 95H92L93 93V88L91 87V85H90ZM107 83V84H106ZM109 83V84H108ZM129 83V84H128ZM135 83H137V84H135ZM168 83V84H173L172 86H176L177 84H179V86L177 85L176 87H178V88H180V85H181V88H183L184 87V89L182 90L183 92L181 93V92H179L181 89H179L178 90V92L179 93H177L176 91H177V89L178 88H176V87H174V89L171 87V85H166V84ZM182 83V84H181ZM251 83H252V85H251ZM256 83H259V84H261L262 83V85H257ZM16 84H17V86H18V88H17V86H16ZM18 84H20V85H18ZM25 84V85H24ZM69 84H70V86H69ZM89 86L90 85V89H91V92H90V90H89V87L87 88V85ZM102 84V85H101ZM135 84V85H134ZM146 84L147 85V87L146 86H144V85ZM225 84V85H224ZM240 84L242 85L243 84V86H242V89L244 90H240L241 88L240 87H238L237 88V86H240ZM64 85V86H63ZM75 87H74V86ZM106 85H107V87H108V89L106 88ZM110 85H112V86H110ZM128 85H130V87H132V88H130V87H128ZM142 85V86H141ZM157 85V86H156ZM222 85H223V87H222ZM244 85H247L248 87H246V91H245V88H244ZM251 85V86H250ZM13 86H15V87H13ZM29 86H27V87H29ZM100 86V87H99ZM164 86V89H166V90H162L163 87ZM170 86V87H169ZM227 86H230V85H227ZM258 86V87H257ZM259 86H260V88L261 89H259ZM26 87V88H27ZM77 87V88H76ZM80 87V88H79ZM86 87V88H85ZM114 87H115V90H116V92H115V90H114ZM134 87H135V90H134ZM139 87V88H138ZM146 88V90L144 89V88ZM253 87V88H252ZM13 88H14V90H13ZM57 88V89H56ZM76 88V89H75ZM78 88H79V92L81 93V95H80V93L78 92V91H76V90H78ZM81 88H83V89H81ZM147 88H149V89H151V90H149V89H147ZM169 88V89H168ZM248 88H252V89H248ZM256 88H258V90L256 89ZM3 89H5V90H3ZM15 89H18V91L17 90H15ZM52 89V90H51ZM55 89V90H54ZM114 91H113V90ZM132 89V90H131ZM138 89V90H137ZM168 89V90H167ZM214 89H212V91L214 90ZM234 89H233V91H234ZM247 89L248 90H252V92H247ZM255 89H256V91H258V94H260L259 96L260 97H262L263 96V98H261V100H259L260 99V97H258V94H257V92L255 91ZM11 90H13L14 92H10ZM87 90V91H86ZM133 90H134V94H133ZM145 90V91H144ZM159 90H161L160 91V93H159ZM174 90H175V92H174ZM51 91V92H50ZM57 91H59V92H57ZM86 91V92H85ZM130 91H132L131 93H132V95H131V93H130ZM135 91H137L140 95H138L137 94V92H135ZM144 91V92H143ZM148 91H152V92H148ZM184 91H185V93H184ZM189 92L190 94H188L187 92ZM240 91H242V92H240ZM255 91V92H254ZM260 91V92H259ZM264 91V90H263ZM4 92V93H3ZM16 92V93H15ZM19 92L21 93L20 95H19ZM53 92V93H52ZM62 92V93H61ZM77 92V93H76ZM145 92H147V93H145ZM171 92V93H170ZM235 92V91H234ZM243 92H247L246 94L244 93L243 95H240L241 93H243ZM9 93H11V94H9ZM14 93V94H13ZM61 94V95H59V94ZM85 93H86V97H88L86 100H85ZM89 93L92 95V96H90L89 95ZM103 93V94H104ZM141 93H143L144 95H149V96H141ZM157 94V98H158V100H156L157 98H156V96H154V94ZM177 93V94H176ZM187 93V94H186ZM253 93H255V94H253ZM2 94V95H1ZM4 94V95H3ZM56 94H58V96L56 95ZM77 94V95H76ZM138 96H140L141 98H142V100L144 99V98H146V99H144L143 101H141V99H140V97H139V99L137 100V95ZM162 94V95H161ZM172 94H173V96H174V98L172 97ZM252 94V96H248V95H251ZM12 95H16L17 96V98L19 99V101H18V99L16 98V96H12ZM54 95V96H53ZM101 95H102V97H104L103 99H101ZM106 95H108L107 97H105ZM134 95V96H133ZM166 95H168V97L166 96ZM184 95V96H183ZM188 95H190V97H188ZM255 95V99H254V96ZM19 96V97H18ZM24 96V97H23ZM52 96V97H51ZM60 96V97H59ZM81 96V97H80ZM136 96V97H135ZM154 96V97H153ZM159 96V97H158ZM181 96V97H180ZM242 96V97H241ZM243 96H247V98H249V99H245L246 97H243ZM7 97V98H6ZM22 97V98H21ZM48 97H50V98H48ZM55 97H57V98H55ZM62 97V98H61ZM67 97V98H66ZM82 97H84V98H82ZM92 97H93V102H90L91 101V99H92ZM117 99V100H114L115 98ZM120 97V98H119ZM135 97V98H134ZM144 97V98H143ZM184 97V98H183ZM250 97H253V98H251V100H250ZM108 98H110L109 100H108ZM161 98V99H160ZM164 100H163V99ZM168 98V99H167ZM20 99H21V101H20ZM25 100V102H22L23 100ZM47 99H49V101H50V103L48 102V100ZM51 99V100H50ZM60 99V101H58ZM71 99V100H70ZM118 99L120 100V101H118ZM151 99V100H150ZM156 100V102H155V100ZM177 100V102L178 103H176V100ZM180 99V100H179ZM184 100L183 101V103L182 102H180V101H182V100ZM259 101H257V100ZM0 100V102H2ZM16 100H17V102H16ZM53 100V101H52ZM55 100H56V102H55ZM66 100H67V102L69 103H67L66 102ZM70 102H69V101ZM85 100V101H84ZM118 101L117 103H115L116 105V107L114 108L113 107V105L114 104H111V101ZM154 100V101H153ZM162 100V101H161ZM188 100V101H187ZM190 100H192L193 102H191ZM249 100V101H248ZM65 101V102H64ZM88 103H87V102ZM96 101V102H95ZM132 101H133V103H136V105L134 104L133 105V103H132ZM138 101V102H137ZM140 101V102H139ZM144 101L146 102L145 104H146V106H145V104H144ZM149 101V102H148ZM150 101H153V102H150ZM163 101H165V102H163ZM168 101H169V103H171L170 105H168L169 103H168ZM193 103L194 104V107L192 106V105H190L191 103ZM250 101H252V103H253V105H251L252 103L250 102ZM254 101H256V102H254ZM25 103V104H27L28 106L29 105H32V106H29V108H27L28 106H26L25 104H22V103ZM59 102V105L60 106H58V104L56 105V103H58ZM62 102V103H61ZM98 102V103H97ZM114 102H112V103H114ZM246 102H248V103H246ZM258 102V103H257ZM262 102V103H261ZM71 103V104H70ZM89 103H91L90 105H89ZM93 103V104H92ZM175 103H176V105H175ZM181 103V104H180ZM188 103H190V104H188ZM22 104V105H21ZM34 104V105H33ZM48 104V105H47ZM62 104H64V105H62ZM66 104H68L69 106L67 107V105ZM94 104H96V105H94ZM97 104L100 106L98 109L96 108V107H92L93 105L94 106H97ZM164 106H163V105ZM180 106H179V105ZM185 106H184V105ZM239 104V105H240ZM259 104H261V105H258ZM21 105V106H20ZM23 105H25V106H23ZM87 105V106H86ZM89 105V106H88ZM92 105V106H91ZM111 105H112V107H111ZM147 105H149V106H147ZM151 105V106H150ZM152 105H154V106H152ZM173 105L175 106V107H173ZM181 105H183V106H181ZM188 105H190L189 107H188ZM220 106H222L223 107V105H222V103H220L219 104ZM250 105L252 106V107H250ZM255 105V106H254ZM50 106H52V107H50ZM62 106H64V107H62ZM72 106V107H71ZM74 106V107H73ZM133 106H135L134 108H133ZM162 106L164 107V108H162ZM166 106V107H165ZM168 106H170V107H168ZM241 106V105H240ZM261 106V108H258V107H260ZM15 107V108H14ZM16 107H18V110H17V108ZM53 108L52 110L53 111H55V113L57 112L58 113V115L60 114V116H56V117H60L59 119L58 118H56V119H58V120H56V119H53V116L55 117V113L53 114V113H48L47 111H51L52 112V110H50V108ZM76 107V108H75ZM149 107V108H148ZM172 107V108H171ZM177 107H178V109H179V111H180V109H182V111H183V114H181L182 112L180 111H178L177 110ZM180 107V108H179ZM185 107L187 108V109H185ZM193 107V109H195V110H197L198 112H195V110H192L191 109V111L189 110L190 108H192ZM200 107V108H199ZM249 107V108H248ZM255 108L257 111H255V109L254 110H252V108ZM14 108V109H13ZM47 108H49V110H47ZM64 108V109H63ZM67 108V109H66ZM70 108V110H68ZM78 108V109H77ZM84 108V109H83ZM86 108V109H85ZM89 108V109H88ZM93 110H92V109ZM116 108H117V110H116ZM137 108V107H136ZM136 108L134 109V110H136ZM140 108H139V110H140ZM170 108H171V110H170ZM189 108V109H188ZM199 108V109H198ZM22 109V110H21ZM55 109V110H54ZM60 109H61V111L62 112H60ZM73 109V110H72ZM129 109V110H128ZM203 109V110H202ZM204 109L205 110H207V114L206 115H203L204 114V112H206V111H204ZM230 109V108H229ZM240 109V110H241ZM249 109H251L252 110V113L254 114V112H256V114H257V116L259 115H261L260 117H263V119H260L259 118V116L257 117L255 114L254 115H252V113H251V110H249ZM259 109V110H258ZM12 110H14V113L12 112ZM23 110H25V111H23ZM41 110V111H40ZM46 110V111H45ZM77 110V111H76ZM86 110V111H85ZM88 110V111H87ZM138 110V111H139ZM160 110H162V111H160ZM174 110V111H173ZM20 113H19V112ZM73 111V113H71ZM99 111V112H98ZM117 111H118V113H117ZM177 111V112H176ZM210 111V110H209ZM13 114H12V113ZM17 113V116H16V113ZM69 112V113H68ZM81 112V113H80ZM119 112H121V113H119ZM131 112V113H130ZM153 112V113H154ZM179 112V113H178ZM187 112V114L188 113H190L189 115L190 116H188L187 114H184V113H186ZM194 113V115L192 114V113ZM212 112H214V113H216V115H210V118H209V120L210 119H212L213 118V120H210V121H208V116H209V114H211ZM240 112V114L242 115V113ZM261 112V113H260ZM48 113V114H47ZM66 113H68V115L66 114ZM143 113L145 114V115H143ZM225 113H227V114H229V112H226L225 111ZM15 114V115H14ZM43 114V115H42ZM44 114H46V117H45V115ZM50 114V115H49ZM53 114V115H52ZM77 114H79L78 116H77ZM96 114V115H95ZM120 114H122V116L123 117H121V115ZM127 114V115H126ZM134 114H136V118H138V119H136L135 117H134ZM196 114V115H195ZM42 115V116H41ZM57 115V114H56ZM82 115V116H81ZM90 115H92V116H90ZM124 115L126 116V118L124 117ZM131 115H133L132 117H130ZM176 115L178 116L177 117V119H178V121L180 122V124L179 123H175V122H177L176 120ZM185 115V116H184ZM208 115V116H207ZM239 115V114H238ZM242 115V116H243ZM9 116H11V117H9ZM40 118H42V119H39V117ZM50 116L51 117V119L52 120H49L50 119V117L48 118V117ZM74 116V117H73ZM77 116V117H76ZM81 116V117H80ZM95 116H98V117H95ZM112 116V117H111ZM116 116V117H115ZM148 116H151V118L152 119H150V117H148ZM187 116V117H186ZM193 116H195V117H193ZM223 116V117H222ZM229 116H230V114H229ZM254 116H256V117H254ZM13 117V118H12ZM30 117V118H29ZM38 117V118H37ZM64 117V118H63ZM69 117H71V118H69ZM72 117H73V119H72ZM90 117V118H89ZM140 117V118H141ZM147 117V118H146ZM179 117H181V118H179ZM183 117V118H182ZM188 117H191V119H193L194 121H192L191 119H189ZM198 117H200V118H202V119H199ZM204 117H205V119H204ZM214 117H219L220 118V120H223V121H220V120H218V119H214ZM222 117V118H221ZM231 117V116H230ZM239 117H240V115H239ZM249 117V118H248ZM13 119V121H12V119ZM31 118H33V120L31 119ZM37 120H39V121H36V119ZM67 118V119H66ZM93 120H92V119ZM114 119V121L116 120L117 121V125L115 124V122H113L112 120ZM149 118V119H148ZM160 118V119H159ZM173 118L175 119V120H173ZM244 118H242V119H244ZM256 118H259L261 121H258L259 119H256ZM11 119V120H10ZM21 119H22V121H21ZM34 119H35V123L34 122H32V121H34ZM69 120V121H67L66 122V120ZM78 119L80 120V122L78 121ZM82 119V120H81ZM171 119L174 121L173 123H172V121H171ZM181 119H182V121H184L185 119H187L186 121H185V123L186 124H184L183 122L181 123ZM197 119V120H196ZM241 119V118H240ZM31 122H30V121ZM40 120H41V122H40ZM42 120H44V121H46V122H42ZM54 120V121H53ZM56 120V121H55ZM64 122H63V121ZM70 120H72V121H70ZM84 120V121H83ZM85 120H87V121H85ZM118 120H120V122L122 123V124H124V125H121V123H119V121ZM123 120V121H122ZM128 120V121H127ZM141 120V119H140ZM151 120H153V121H151ZM159 120H161V121H159ZM189 120H191V121H189ZM200 120H202V124H200L201 123V121ZM214 120L216 121H220V124H219V126H220V129H219V126H218V124H216V122L213 124L214 125V127L211 125L213 122H214ZM11 121V122H10ZM15 121V122H14ZM60 123H62V124H60ZM76 121V122H75ZM99 121V122H98ZM200 121V123H198V122ZM24 122V123H23ZM29 122H30V124H29ZM55 122H58L57 124L58 125H56V123ZM85 122V123H84ZM110 122H112V123H110ZM126 124H125V123ZM195 122L197 123V124H199V125H197L196 124V126H195ZM217 122V123H218ZM222 122H224L223 124H225V125H223V128H222ZM247 123H248V121H246ZM256 122H257V124H256ZM261 122V123H260ZM13 123V124H12ZM20 125H19V124ZM33 125H32V124ZM38 123H41V124H39V125H34V124H38ZM42 123H44L43 125L45 126V127H43V125H42ZM45 123H47V124H45ZM54 123V124H53ZM72 123H73V125H72ZM101 123V124H100ZM140 123H142V124H139ZM148 123V124H147ZM151 125H153V126H155V127H151V129L150 128H148L147 126H149L150 124ZM206 123V124H205ZM211 123V124H210ZM246 123V124H247ZM26 125V126H23V125ZM81 124H82V126H81ZM87 124V125H86ZM113 124V125H112ZM120 124V125H119ZM146 124V125H145ZM174 124H178L177 126H181L182 128H179V127H177L176 125H174ZM203 124H204V126H205V129H203L202 127H204L203 126ZM208 124H210V126H212V127H210ZM261 124V125H260ZM262 124H263V126H262ZM29 125V127H27ZM60 125V126H59ZM67 125H68V127H67ZM78 125V126H77ZM122 126V127H120V128H118L117 130H116V128L117 127H119V126ZM126 125V126H125ZM129 125V126H128ZM143 125V126H142ZM144 125L147 127V129H149V131H150V133H149V131L146 129V127L144 128ZM150 125V126H151ZM185 125V126H184ZM190 125H191V127H190ZM230 125L231 126H235V125H233V124H231L230 123ZM262 127V128H260V126ZM14 126V127H13ZM18 126V127H17ZM32 126V127H31ZM39 126H41V127H39ZM64 126V127H63ZM82 128H81V127ZM111 126V127H110ZM113 126H117L116 128L115 127H113ZM124 126L126 127V130H130V131H132V130H135L134 131V133L135 134H138V136L137 135H135V136H137V139H138V142L140 143H138V142H135V140L137 141V139H135L136 137H133L134 136V134H133V131L132 132H130V134H129V130H128V136H126L127 135V132H125L126 130H125V128H124ZM141 126V127H140ZM172 126V128H170ZM174 126V127H173ZM194 128H193V127ZM198 126V127H197ZM248 126H249V124H247V126L245 125V127H247V129H248ZM259 126V127H258ZM13 127V128H12ZM36 129H35V128ZM73 127V128H72ZM75 127V128H74ZM78 127V128H77ZM84 127H86L87 129H85ZM139 127H140V129H139ZM168 127H169V129H168ZM175 127H177L178 129V131L176 130V129H173V128H175ZM206 127H207V129H209V130H207L206 129ZM216 127V128H215ZM224 127H225V129H224ZM244 127V126H243ZM18 128H19V130L21 131V133H20V131H18ZM23 128H24V130H23ZM31 128V129H30ZM42 128V129H41ZM54 128H56V129H54ZM64 128V129H63ZM122 128H123V130H122ZM143 128V129H142ZM200 128V129H199ZM215 130H217L218 132H219V135H218V133H216L217 131H215ZM228 128V129H227ZM23 131H22V130ZM28 129V130H27ZM30 129V130H29ZM34 129V130H33ZM77 129V130H76ZM78 129H79V131H78ZM146 129V130H145ZM164 129V130H163ZM179 129H181V131L179 130ZM187 130V134H186V131L185 130ZM197 129V130H196ZM203 129V130H202ZM222 129H223V131H222ZM246 128H244V130H245ZM33 130V131H32ZM58 130V131H57ZM64 130H65V132H64ZM82 130V131H81ZM123 131V133L125 132V136L123 137V133H121L122 131ZM125 130V131H124ZM151 130L153 131L152 133H151ZM164 132V131H166L167 133L169 132L168 130H170V133H168V135H166V132L163 134L162 133V131ZM173 130H175V131H173ZM184 130V132H182ZM193 130L194 131H196V133L195 132H193ZM199 130H202V131H199ZM205 130H207V131H205ZM215 132H214V131ZM237 130L238 131H240V132H238L239 134L237 135V137H236V134L235 133H237ZM243 130V131H244ZM260 130V133L262 132V136H263V138H261L260 136H261V134H259V131ZM26 131V132H25ZM32 131V134L30 133ZM43 131V132H42ZM69 133H68V132ZM78 131V132H77ZM114 131H115V133H114ZM121 131V132H120ZM148 131V132H147ZM176 132V133H172V132ZM210 131V132H209ZM23 132H25V133H27L26 135H25V133H23ZM58 132V133H57ZM67 132V133H66ZM72 132H73V134H72ZM77 132V134H75ZM96 134H95V133ZM139 132V133H138ZM199 132H201V134H199ZM205 132H206V135H205ZM216 133V135H213V137H215L216 139H215V141H214V139L211 141V139L213 138H210V136H212V133ZM221 132V133H220ZM224 132L226 133V134H228V135H225L224 134ZM228 132V131H227ZM255 132H257V134H256V137H258V138H261V139H263V141L260 139V141H262L261 143V147H260V142H259V139H258V143L256 142L255 143V140H254V138L253 137H255L252 133H254L255 134ZM56 133V134H55ZM85 133V134H84ZM118 133V134H117ZM183 134V135H180V134ZM192 135H191V134ZM204 133V134H203ZM209 133V134H208ZM251 133V134H250ZM16 134H17V136H16ZM59 134V135H58ZM122 135V137H121V135ZM133 134V135H132ZM140 134V135H139ZM153 134V135H152ZM163 134V135H162ZM185 134V135H184ZM203 134V136H204V139H205V141H204V139H203V137L201 136ZM211 134V135H210ZM246 134H249L250 136H251V138H253V139H249L250 141H251V143H252V145H251V143L249 142V145H250V149L251 150H253L252 151V153L253 154H257L256 156L254 155V156H252L251 155V153L250 154H248L247 152H249V151H251L250 149H247V146H248V142L245 140V137H247L246 139H248L249 138V136H247ZM1 135H3V137L5 138V139H3V137L1 136ZM86 135V136H85ZM97 135H100V137L99 136H97ZM118 135V136H117ZM186 135H187V137H186ZM188 135H191V136H188ZM200 135V136H199ZM222 135H223V137H222ZM241 136V135H245V137H243L242 136V140L241 139H238V136ZM258 135H260V136H258ZM22 136V137H21ZM29 136L31 137V139L29 138ZM33 136V137H32ZM74 136V137H73ZM120 136V137H119ZM131 136V137H130ZM209 136V137H208ZM253 136V137H252ZM58 137V138H57ZM62 137V138H61ZM97 137H99V138H97ZM101 137H102V139H101ZM127 137H128V139H127ZM144 137V138H143ZM170 137H174L173 139H171ZM178 137V140L176 139ZM194 138L195 140H193V139H190V138ZM199 137H201V138H199ZM230 137V138H229ZM255 137V138H256ZM10 138V137H9ZM19 138H22V139H19ZM61 138V139H60ZM140 138V139H139ZM182 138H184V139H186L185 140V144H187V145H189L190 147L188 148V146L187 145H185V144H182V143H184L183 141H181L182 140ZM198 138V139H197ZM209 138H210V141L212 142H210L209 141ZM233 138V139H232ZM236 138H237V140H236ZM30 139V140H29ZM41 139V140H40ZM49 139V140H48ZM59 139V140H58ZM63 139V140H62ZM83 139H84V141H83ZM88 140V142H87V140ZM153 139V140H152ZM162 139H164L163 141H161ZM181 139V140H180ZM183 139V140H184ZM187 139H189V140H187ZM200 139V140H199ZM229 139V140H228ZM233 141H236L237 142V144H236V142H235V144L233 143V142H230V143H228V141H231V140ZM244 139V140H243ZM257 139V138H256ZM6 140L8 141L7 143H6ZM18 140H20L21 141V143H19V141ZM32 140V141H31ZM39 140H40V142H39ZM48 140V141H47ZM51 140V141H50ZM92 140H93V142H92ZM102 140V141H101ZM140 140V141H139ZM179 140L181 141V144L180 143H178L179 142ZM192 140L193 141H200L199 143H197L198 145H199V147H198V145H196L194 142H192ZM203 141V143H201L202 141ZM217 140V141H216ZM218 140L219 141H221L222 142V140L224 141V142H222V144H221V142H219L220 144L218 145V147L217 146H215L216 144H214V143H217L218 144ZM226 140H227V142H226ZM238 140H240V141H238ZM254 142H253V141ZM2 141H3V145H2ZM16 141H18V142H16ZM47 141V142H46ZM64 141V142H63ZM90 141V142H89ZM97 141V142H96ZM142 141V142H141ZM164 141H165V143H164ZM166 141H168L169 143L170 142H173L174 141V143H178V144H175V145H177V147H175V145L173 144V143H171V144H169L168 142H166ZM207 141H209V142H207ZM214 141V142H213ZM241 141H242V143L244 144V146L246 145V143H247V145L245 146V148L244 147H242V143H241ZM244 141H246V143H244ZM257 141V140H256ZM23 142V143H22ZM31 142V143H30ZM58 142V143H57ZM80 142H82V143H80ZM96 142V143H95ZM157 142V143H156ZM159 142V143H158ZM190 142V143H189ZM193 144H192V143ZM206 142H207V144L209 143L211 146H212V148H211V146L208 144V145H206ZM225 142L226 143H228L229 145H231L232 146V143H233V145H235L234 147H235V149H234V147H229V145H224V146H221V145H223V144H225ZM6 143V144H5ZM11 143V144H12ZM25 143V144H24ZM28 143V144H27ZM30 143V144H29ZM44 143H46V144H44ZM53 143V144H52ZM74 143V144H73ZM77 143H78V145H77ZM80 143V144H79ZM93 143V144H92ZM169 144V146H168V144ZM200 143H201V145H204L203 147L200 145ZM238 143H239V146L241 145V147H238L237 145H238ZM241 143V144H240ZM255 143V144H254ZM18 144H22L23 145V147L22 148H27L26 150V152H27V154L28 155H30V153H33V154H31L30 155V157L27 155V156H25V157H28V161L27 160H25V158H22L23 156L21 155L20 156V154L22 153V149H20L21 148V146L22 145H18ZM48 144V145H47ZM51 146H50V145ZM83 144H84V146H83ZM99 144V145H98ZM109 144V145H108ZM128 144H130V145H128ZM144 144V145H143ZM195 144V145H194ZM213 144V145H212ZM256 144H259L258 145V147H256L257 145ZM2 145V146H1ZM29 145V146H28ZM33 145V146H32ZM44 145V146H43ZM56 145V146H55ZM89 147H88V146ZM159 145H162V146H160V147H158ZM170 145H171V147H170ZM20 147L19 149L17 148V147ZM33 148H32V147ZM75 146V147H74ZM101 146V147H100ZM191 146H194L193 148H191ZM196 146V147H195ZM227 146V149L225 148ZM238 148H241V149H238ZM12 147V146H11ZM28 147H30V149L28 148ZM62 147V148H61ZM81 147V148H80ZM95 149H94V148ZM100 147V148H99ZM170 147V148H169ZM198 147V149H195V148H197ZM206 147V148H205ZM221 147V148H220ZM224 147V148H223ZM249 147V146H248ZM3 148V149H4ZM14 148H15V150L17 151H14ZM43 148V150H41ZM47 148V149H46ZM55 148V149H54ZM84 148H86L85 150H84ZM105 148H106V150H105ZM133 148V149H132ZM158 148H160V149H158ZM171 148H172V150L174 151H172L171 153H168L169 151H171ZM231 150H230V149ZM243 148H244V150H243ZM261 148V149H260ZM6 149H7V151H6ZM67 149V150H66ZM79 149V150H78ZM81 149V150H80ZM83 149V150H82ZM90 149V150H89ZM120 151H119V150ZM137 151H136V150ZM140 149V150H139ZM170 149V150H169ZM188 150V151H186V150ZM201 149V150H200ZM206 149V150H205ZM207 149L209 150V151H207ZM211 149H215L214 151L213 150H211ZM222 151H221V150ZM256 150V152H255V150ZM263 149V150H262ZM10 150V151H9ZM21 151V153H20V151ZM108 150V151H107ZM113 150V151H112ZM135 150V151H134ZM156 150V151H155ZM160 150V151H159ZM200 150V151H199ZM223 150H225V151H223ZM226 150L228 151V153H225L226 152ZM229 150H230V152L232 151V153H230L229 152ZM243 150V151H242ZM245 150H246V152H245ZM28 151H29V153H28ZM71 151V152H70ZM79 151V152H78ZM94 151V152H93ZM119 151V152H118ZM139 151V152H138ZM148 151V152H147ZM165 153H164V152ZM192 151V152H191ZM196 151V152H195ZM197 151H199V152H201V153H199V152H197ZM221 151V152H220ZM19 152V153H18ZM37 152V153H36ZM42 152H46V153H43L42 154ZM50 152H51V154H50ZM56 152V153H55ZM60 152V153H59ZM133 152H135V153H133ZM138 152V153H137ZM147 152V153H146ZM207 152V153H206ZM214 152H216V153H214ZM225 153V155H224V153ZM257 152H259V154L257 153ZM262 152V153H261ZM77 153V154H76ZM85 153V154H84ZM120 153H121V155H120ZM122 153H124V154H122ZM149 153V154H148ZM194 154V155H191V154ZM196 153V154H195ZM200 154L199 156H198V154ZM204 153V154H203ZM261 153V154H260ZM40 154H42V155H44L45 156V154H49V155H46V157L47 156H49V157H47L46 159L42 156V155H40ZM60 154V155H59ZM82 154H84V155H82ZM93 154V155H92ZM94 154H95V156H94ZM116 154V155H115ZM119 154V155H118ZM202 154V155H201ZM233 154V155H232ZM234 154H235V156H234ZM236 154H237V157H236ZM238 154H241V155H239L238 156ZM33 155V156H32ZM58 155V156H57ZM85 155H86V157H85ZM151 155V157H149V156ZM192 156V158H191V156ZM214 155V156H213ZM231 155L233 156V157H231ZM250 155V156H249ZM259 155V156H258ZM10 156L12 157V159H13V157H14V159L12 160L11 158H10ZM41 156V157H40ZM64 156V157H63ZM74 156V157H73ZM81 156V157H80ZM91 156V157H90ZM102 156V157H101ZM107 156V157H106ZM114 156V157H113ZM116 156V157H115ZM187 156V157H186ZM204 156V157H203ZM210 156V157H209ZM219 156V157H218ZM224 156V157H223ZM253 157V158H250V159H248L249 157ZM3 157V158H2ZM32 157V158H31ZM34 157V158H33ZM43 157V158H42ZM54 157V158H53ZM58 159H56V158ZM75 157H77V158H75ZM99 157V158H98ZM124 157V158H123ZM148 157V158H147ZM154 158V160H153V158ZM194 157V158H193ZM197 157V158H196ZM211 158V159H208V158ZM236 157V158H235ZM246 158V160H245V162H244V158ZM39 158V159H38ZM51 158V159H50ZM93 158V159H92ZM104 158V159H103ZM120 158V159H119ZM147 158V159H146ZM203 158V159H202ZM213 158H215V160L216 161H218L217 163L214 161V159ZM217 158V159H216ZM224 158V159H223ZM231 158H235V160L233 161V159H231ZM239 158V159H238ZM260 158V159H259ZM11 159V160H10ZM27 159V158H26ZM50 161H49V160ZM55 159V163H54V160ZM79 161H78V160ZM91 159V160H90ZM116 159H117V161H116ZM160 159V160H159ZM171 159V160H170ZM181 159H183V160H181ZM196 159H198V160H196ZM200 159V160H199ZM229 161H228V160ZM242 159V160H241ZM247 159H248V162L251 160V162H252V160H254L253 161V163H251L252 165H250L249 163H247L246 161H247ZM6 160H7V162H6ZM43 162H42V161ZM45 160V161H44ZM46 160H48L47 162H46ZM97 160V161H96ZM134 160V161H133ZM143 160V161H142ZM156 160H158V162L156 161ZM186 160H188V161H186ZM197 161V163H196V161ZM204 160V161H203ZM225 162L226 164H224L223 162ZM237 160V161H236ZM10 161V162H9ZM14 161V163H16V161H17V164H19V162H20V164L16 167V171H19V172H17L18 173V175H15V173H14V171H13V168H11L12 169V174L14 175H12L11 174V172H9L10 173V175L11 176H13V177H11L10 175H6V174H8V172H7V166H9L8 164H11V162H13ZM36 161V162H35ZM95 161V162H94ZM127 161V162H126ZM129 161V162H128ZM155 163H154V162ZM160 161H161V163H160ZM183 161V162H182ZM194 161V162H193ZM200 161V162H199ZM209 161H211L210 163H209ZM214 161V162H213ZM220 161V162H219ZM257 161V162H256ZM28 163V165H29V167H28V165H27V163ZM78 162V163H77ZM79 162H81V163H79ZM84 162V163H83ZM97 162V163H96ZM118 162V163H117ZM157 162V163H156ZM168 162V163H167ZM186 162V163H185ZM228 162V163H227ZM229 162H231V163H229ZM237 162V163H236ZM13 163V164H14ZM46 164V163H48V165L46 164V165H43V164ZM51 163V164H50ZM89 163H91V165L89 164ZM120 163V164H119ZM165 163V164H164ZM191 163V164H190ZM198 163H199V165H201L200 167H199V165H198ZM209 163V164H208ZM212 163V164H211ZM238 163H239V165H238ZM12 164V165H13ZM30 164H31V166H30ZM98 164V165H97ZM117 164V165H116ZM125 164V165H124ZM130 164H131V166H130ZM135 166H134V165ZM159 164H161L160 166L161 167H159ZM180 164V165H179ZM204 165V167L205 166H207V168H208V165L209 166H211V168L209 167L208 169L206 168H202V166ZM206 164H208V165H206ZM233 164V165H232ZM248 164H249V166H248ZM257 164V165H256ZM82 167H81V166ZM88 165V166H87ZM102 165V166H101ZM113 165H115V166H113ZM127 165V166H126ZM132 167V168H135V169H132V170H130V167ZM176 165H178V166H176ZM182 165V166H181ZM192 165V166H191ZM197 165V166H196ZM220 165V166H219ZM237 165V166H236ZM16 166V165H15ZM28 167V170H26V168ZM52 166V167H51ZM56 166V167H55ZM60 166V167H59ZM62 166V167H61ZM72 166V167H71ZM78 166V167H77ZM117 166H118V168H117ZM121 166V167H120ZM168 166V167H167ZM195 166V167H194ZM217 166V167H216ZM231 166H233V167H231ZM238 166H240V167H242V168H240L239 167V169H241V171H243L242 172V176H243V174H244V176L245 177H248L249 176V178L250 179H252L253 178V176H254V178L255 177H257V178H255V179H253L252 181L249 179V178H246L247 180H245L244 181V183L246 184V186H244L245 184L242 182L241 184H242V186L243 187H241V185L240 186H238L237 187V184H238V182L240 181V179L242 178V176H241V178L239 179V180H237L238 179V175H240L241 174V171L238 173V175L236 174L237 173V170H238ZM244 166L247 168V170H245L244 169ZM12 167V166H11ZM18 167H19V169H18ZM71 169H70V168ZM93 167V168H92ZM115 167V168H114ZM162 167H166L165 169H163ZM182 167H183V169H182ZM186 167H188L187 168V170L188 171H190V173H188V175H187V172L188 171H185L186 170ZM198 167H199V169H198ZM219 167V168H218ZM226 167V168H225ZM233 169H231V168ZM248 167H250V168H248ZM32 168V169H31ZM46 168H47V170H46ZM49 168V169H48ZM60 168V169H59ZM68 168V169H67ZM113 168V169H112ZM124 168V169H123ZM143 168H145V170H146V168H147V171H145ZM148 168H149V170H148ZM151 168H152V170H151ZM164 170V171H166L167 169H169L171 172H169L168 170V172L170 173V175L169 174H165L166 172H162V170ZM194 170H193V169ZM196 168H197V170H196ZM200 168H201V170H200ZM217 170H216V169ZM223 168H224V170H223ZM10 169V166H9V171L11 170ZM66 169V170H65ZM81 169V170H80ZM86 169V170H85ZM119 169V170H118ZM122 169V170H121ZM204 169V170H203ZM209 169H214L215 171H213V170H210L209 171ZM230 169V170H229ZM236 169V170H235ZM50 170V171H49ZM54 170V171H53ZM69 170V171H68ZM73 170V171H72ZM78 170V171H77ZM89 170V171H88ZM93 170H95V172L93 171ZM161 170V171H160ZM193 170V171H192ZM196 170V171H195ZM228 171V172H226V171ZM235 170V173L233 172ZM15 171V172H16ZM27 171V172H26ZM49 171V172H48ZM63 172V174H62V172ZM67 172V174H68V176H67V174L65 173V172ZM74 171H75V175H74ZM102 171V172H101ZM124 171V172H123ZM130 171V172H129ZM140 171V172H139ZM159 173H158V172ZM175 171V172H174ZM207 171V172H206ZM219 171V172H218ZM225 171L226 172V174L225 173H223V172ZM5 172H6V174H5ZM36 172V173H35ZM53 172V173H52ZM54 172H56V173H54ZM84 173V175H83V173ZM105 173V175H104V173ZM146 172H148V174L146 173ZM150 172H151V174L153 175V178H152V176H150L151 174H150ZM167 172V173H168ZM195 172H196V174H195ZM203 172V173H202ZM210 172V173H209ZM215 172V174L213 175V173ZM16 173V174H17ZM19 173L21 174V175H19ZM28 173V174H27ZM31 173V174H30ZM50 173V174H49ZM51 173H52V175H51ZM73 173V174H72ZM120 173H122V174H120ZM135 173V174H134ZM141 173V174H140ZM157 173H158V175H157ZM164 173V174H163ZM177 173V174H176ZM221 173H223V175L221 174ZM229 175H231V173L233 174L232 176H229ZM246 173H248V174H250V175H248L247 176V174ZM24 174H25V176H24ZM27 174V175H26ZM35 174V175H34ZM54 174V175H53ZM65 174V175H64ZM100 174V175H99ZM104 176H103V175ZM109 174V175H108ZM128 174V175H127ZM139 174V175H138ZM150 174V175H149ZM164 176H163V175ZM173 174V175H172ZM175 174V175H174ZM184 174H186V175H184ZM191 174H193V177H191ZM212 174V175H211ZM262 174V175H261ZM5 175V176H4ZM32 175H34V176H32ZM71 175V176H70ZM83 175V176H82ZM107 175V176H106ZM131 177H130V176ZM137 175V176H136ZM166 175H168V176H166ZM182 175V176H181ZM184 175V176H183ZM190 175V176H189ZM218 175V176H217ZM220 175H222V176H220ZM225 175V176H224ZM260 177H259V176ZM2 176H3V178L4 179H2ZM10 176V178H8ZM17 178H16V177ZM22 178H20V177ZM43 176V177H42ZM53 176V177H52ZM80 176V177H79ZM85 176V177H84ZM96 176V177H95ZM100 176H102V177H100ZM120 176V177H119ZM163 176V177H162ZM189 176V178L187 179V177ZM211 176V177H210ZM216 176V177H215ZM235 176V179H236V181L235 180H233L232 181V179H230V178H233ZM243 176V177H244ZM252 176V177H251ZM7 177V178H6ZM26 177V179H27V181H28V183H27V185H26V183L25 182H27V181H25L24 180V178ZM28 177V178H27ZM33 177H35V178H33ZM70 177V178H69ZM83 177H84V179H83ZM125 179H124V178ZM150 177V178H149ZM191 177V178H190ZM229 177V179H227ZM6 178V179H5ZM19 178V180H16V179H18ZM47 178V179H46ZM49 178V179H48ZM57 178H58V180H57ZM69 180H68V179ZM75 178H77L76 180H75ZM96 178V179H95ZM192 178H194V179H192ZM213 178L215 179V180H213ZM260 178L262 179V180H260ZM7 179H8V181H7ZM30 179H32V181L30 180ZM44 179V180H43ZM73 179V180H72ZM82 179V180H81ZM86 179V180H85ZM93 179H94V181H93ZM99 179V180H98ZM210 179V180H209ZM234 179V178H233ZM242 179H244V178H242ZM4 180V181H3ZM10 180V181H9ZM14 180V181H13ZM45 180H47V181H45ZM57 180V181H56ZM68 182H67V181ZM71 180V181H70ZM80 180V181H79ZM83 180H85L86 182H83ZM88 180V181H87ZM101 180H103V181H101ZM248 180H250L251 182H252V187H253V185H254V183L256 184L254 187H253V193H252V187L251 186H249L250 185V181H248ZM13 181V182H12ZM44 181L46 182V183H44ZM81 182V184L82 185H80L79 184V182ZM151 181V182H150ZM178 181V182H177ZM192 181H193V183H192ZM214 181V182H213ZM242 181V180H241ZM247 181H248V183H249V185H247L248 183H247ZM7 182H8V185H7ZM17 184H16V183ZM24 182V183H23ZM38 182V183H37ZM42 182V183H41ZM50 182V183H49ZM52 182V183H51ZM89 182H90V185L92 184V190H93V192L91 193L90 191H89V188L91 189V187H90V185H89ZM92 182V183H91ZM99 182V183H98ZM103 182L105 183L104 185H103ZM216 182V183H215ZM235 182V183H234ZM237 182V183H236ZM4 183H5V185H4ZM47 183H49V185L47 184ZM97 183V184H96ZM101 183H102V185H101ZM156 183V184H155ZM157 183H159L158 185H157ZM236 184L235 186L233 185V184ZM240 183V182H239ZM13 184H16V190H15V188H14V185ZM37 184H38V186H37ZM45 184H47L48 185V187L45 185ZM63 184V185H62ZM75 184H77V185H75ZM83 184H87L86 185V187H85V185H83ZM180 184H181V186H180ZM192 184V185H191ZM203 184V185H202ZM216 184V185H215ZM230 184H232L233 185V188L234 187H237V189L235 190V188H234V190L233 189H231V190H233V194L230 192V191H228L229 190V188H230V186L232 187V185H230ZM7 185V186H6ZM27 186V188L29 189H27L26 188V186ZM59 186V188H57L58 186ZM65 185V186H64ZM80 185V186H79ZM89 185V186H88ZM93 185H95V186H93ZM100 185V186H99ZM108 185H109V187H108ZM111 185V186H110ZM222 187H221V186ZM230 185V186H229ZM239 185V184H238ZM7 189V187H8V190L9 191H5L4 192V187ZM33 186H34V190H33ZM37 186V187H36ZM41 186V187H40ZM46 186V187H45ZM70 186V187H69ZM82 186H84V188L82 187ZM99 186V188H97V187ZM135 186H137V187H135ZM186 186V187H185ZM204 186V187H203ZM210 186V187H209ZM216 186H218V187H216ZM226 187L227 188V190H225L226 188H224L223 190H222V188L223 187ZM40 189H39V188ZM61 187V188H60ZM95 189H94V188ZM113 187V188H112ZM221 187V188H220ZM257 187V188H256ZM12 188V189H11ZM35 188H37V189H35ZM58 189V191H57V189ZM69 188H70V190H69ZM81 188V189H80ZM83 188V189H82ZM97 188V189H96ZM182 188V189H181ZM191 188V189H190ZM221 189L222 191H226L225 193H223L222 191H219V189ZM239 188H241L245 193H241V191H239L240 189ZM251 190H250V189ZM255 188L256 189H258V188H260V189H263V190H260V191H256L255 190ZM63 189H64V191H63ZM114 190V192H113V190ZM120 189V190H119ZM140 189V190H139ZM161 189V190H160ZM162 189H164V190H162ZM187 189H190L189 191H186ZM11 190L13 191V192H11ZM33 190V191H32ZM59 190H60V192H59ZM79 190V191H78ZM84 190V191H83ZM95 190V191H94ZM98 190V191H97ZM105 190H107V192H108V194L106 195V193H105ZM123 190V191H122ZM139 190V191H138ZM249 190V191H248ZM79 193H77V192ZM111 191V192H110ZM119 191V192H118ZM128 191V192H127ZM218 191H219V193H218ZM236 191V194H234V192ZM262 191V192H261ZM9 192H11V196L10 195H7L6 196V194H8ZM56 192H57V194H56ZM61 192H64V194L65 195H63ZM94 192H95V194H94ZM99 192H101V193H99ZM102 192H104L103 194H104V196H108V195H110V193H114L115 195H117V199H115L116 201H120V198H122L124 201H128L127 203H124V201L122 200L121 202H118V203H116L115 205L112 203V201L114 202L115 200L113 199H111V201L110 200H107L108 198H106V197H104L103 195H102ZM117 192H118V194H117ZM121 192V193H120ZM126 192V195L124 196L123 194ZM188 192V193H187ZM190 192V193H189ZM229 192L232 194V195H230L229 194ZM238 192V193H237ZM248 192V193H247ZM254 192H256L257 193V195L253 198H250L251 196H249V195H251V194H254ZM259 192H261L260 193V196H258L259 194ZM67 193H69V195L67 194ZM73 194V196H72V194ZM134 193V194H133ZM144 193V194H143ZM148 193V194H147ZM155 193H156V195H155ZM173 193V194H172ZM211 195H210V194ZM221 193V194H220ZM227 193V194H226ZM242 195H241V194ZM263 193V194H262ZM59 194V195H58ZM84 194V195H83ZM91 195V196H89V195ZM101 196H99V195ZM122 194V195H121ZM127 194H128V196H127ZM131 196H130V195ZM157 194H159L158 196H157ZM189 194V195H188ZM209 194V195H208ZM213 194V195H212ZM220 194V195H219ZM222 194H224V195H222ZM238 194H239V196H238ZM244 194H247V195H245L244 196ZM249 194V195H248ZM263 195V197H262V195ZM13 195V196H12ZM61 195H63L62 197H61ZM66 195L68 196V197H66ZM75 195L77 196V197H75ZM120 195V196H119ZM149 195V196H148ZM155 195V196H154ZM188 195V196H187ZM197 195V196H196ZM207 195H208V197H207ZM57 196H59V197H57ZM85 196V197H84ZM96 196H99L98 197V199H97V197ZM119 196V197H118ZM126 199V197H127V199L125 200L123 197ZM163 196V197H162ZM214 196V197H213ZM218 196V197H217ZM225 196V197H224ZM234 196H236V198H233ZM238 196V197H237ZM241 196H243V198H240ZM7 198V200L8 199H11L10 200V202H8L7 200H5L6 198ZM13 197V198H12ZM76 198V200H75V198ZM84 197V198H83ZM88 197V198H87ZM90 197V198H89ZM106 198V200H107V202L104 204V200L105 199H103L102 201H103V204H104V206H103V204H101L100 202H98V200L100 199H102V198ZM159 197V198H158ZM161 197V198H160ZM173 199H172V198ZM185 197H186V199H185ZM191 197V198H190ZM196 197V198H195ZM216 197V198H215ZM221 197V198H220ZM231 197H232V199H231ZM244 197H248V198H244ZM258 197H260L259 199H257ZM69 198H71V199H69ZM82 200H81V199ZM87 198V199H86ZM93 198V199H92ZM96 198V199H95ZM118 198H119V200H118ZM129 198H130V203H129ZM133 198H134V200H133ZM146 198V199H145ZM148 198V199H147ZM149 198H150V201H149ZM205 200H204V199ZM210 198H212V200L210 199ZM219 198V199H218ZM223 198V199H222ZM15 199L18 201V202H20L19 203V205L17 204L18 202H16V204L15 203H12V200H14V202H15ZM80 200V203H79V200ZM85 199V200H84ZM92 201H94V202H92ZM157 199H159V200H157ZM162 199V200H161ZM171 199V200H170ZM174 199H176V200H174ZM214 199V200H213ZM218 199V200H217ZM227 199V200H226ZM230 199V200H229ZM238 200V202L239 201H241L240 199H244L247 203H249V204H247L244 200H242V202L244 203V204H247L246 206L245 205H243L244 206V208H246V209H244V211H243V206L242 207H240V205H242L243 203H241V204H239L238 205V202L236 203V200ZM2 200H4V203H1V201ZM70 200V201H69ZM73 200H75L74 202L75 203H73ZM95 200L98 202V203H96L95 202ZM157 200V201H156ZM161 200V201H160ZM206 200H207V202H206ZM220 200V201H219ZM223 200V201H222ZM256 200V201H255ZM260 200V201H259ZM78 201V202H77ZM91 201V202H90ZM115 201V202H116ZM132 201H134V203H132ZM172 201V202H171ZM195 201V202H194ZM202 201V202H201ZM213 201V202H212ZM229 203H228V202ZM263 201V202H262ZM3 202V201H2ZM109 202V203H108ZM111 202V203H110ZM114 202V203H115ZM123 202V203H122ZM161 202V203H160ZM170 202V203H169ZM193 202V203H192ZM204 202H205V204H204ZM220 202H223V203H220ZM230 202H232V204L230 203ZM100 204L101 205V207H100V205L98 206H96V207H99V209H95V207H94V210H93V208H91V206H90V209H92L94 212H96V213H94V216L95 217H93L92 216V214H93V211L92 210H88V208L87 207H89V206H87L86 207V209H87V211H88V213H87V211H86V209H84V207L86 206V205H92V204ZM108 203V204H107ZM120 203L121 204H125V205H123V206H120ZM146 203V204H145ZM158 203H159V205H158ZM190 203V204H189ZM196 203V204H195ZM202 203V204H201ZM229 205H228V204ZM256 203V204H255ZM1 204H3V205H1ZM4 204L6 205V206H8V207H13V209L15 210L16 209V212H13L14 210L12 209V208H10L11 209V212H10V215H12L13 216V213H14V216L12 217H10V215H7L9 212H8V207H6V206H4ZM15 204V205H14ZM76 204V205H75ZM77 204H79L78 206L79 207H77ZM126 204H127V206H129L130 207V209L131 210H133V213H131L132 211H128L129 210V208L127 209V210H121V208L122 209H125L124 208V206L126 207ZM204 204V205H203ZM208 204H210V205H208ZM222 204V205H221ZM228 206H227V205ZM236 204H237V206L238 207H236ZM25 205V206H24ZM85 205V206H84ZM150 205V206H149ZM192 205V206H191ZM196 205H198V207L196 206ZM220 205V206H219ZM257 205V206H256ZM93 206V205H92ZM142 208H141V207ZM160 206V207H159ZM201 206V207H200ZM15 207V208H14ZM81 207H83V209L81 208ZM114 207H116L117 209H114ZM121 207V208H120ZM136 207H138V208H136ZM165 207V208H164ZM188 207V208H187ZM194 207V208H193ZM222 207V208H221ZM234 207V208H233ZM250 207H251V211L253 210V213L255 212V211H258L257 213V215H259V217L256 215V213H254L255 214V216L256 217H258V222H256L257 221V218L256 217H254L253 218V220H255V222L257 223H255L254 221H252L251 219H252V216H253V214H251V215H249V216H251V218L250 217H246L247 215H245V213L250 209ZM6 208V209H5ZM79 208V209H78ZM82 210H85V212H83V214L85 213L86 215H88V216H90V214H89V212L91 213V217H90V219L92 220V219H95L94 221H91V220H89L87 217H83V219L81 220V217L82 216H84V215H82V213H79L80 212V210L81 209ZM140 208V209H139ZM159 208V209H158ZM210 208V209H209ZM224 208V209H223ZM231 208H233V209H231ZM236 208H237V211L239 212L241 209H242V211L243 212H236ZM239 208H241V209H239ZM2 209H5V211H3ZM28 209V210H27ZM79 210V212L77 213V210ZM136 209L139 211V212H141L142 211V209H144V211L140 214L138 211H137V214H136ZM164 209V210H163ZM199 209V210H198ZM216 209V210H215ZM239 209V210H238ZM19 210V211H18ZM20 210H22V211H20ZM26 210V211H25ZM81 210V211H82ZM115 210L117 211V212H115ZM141 210V211H140ZM214 210H215V212H214ZM255 210V211H254ZM121 211H126V213H127V211L130 213H128V214H126V216L128 215H130V216H133L132 217V219H130L131 217H129V218H127L126 216H125V214L123 215L124 217H126V220L125 221H133V222H128L129 224H128V226L126 225V223L124 222V218L122 217V215L121 214H123L124 212H121ZM162 211V212H161ZM185 211V212H184ZM188 211V212H187ZM190 211V212H189ZM194 211H195V213H194ZM197 211V212H196ZM200 211V212H199ZM201 211H202V213H201ZM205 211V212H204ZM208 211H210V212H208ZM223 211V212H222ZM233 211V213H229V212H232ZM235 211V212H234ZM3 212H6L7 214H3ZM25 213V215L23 214V213ZM28 212V213H27ZM179 212V213H178ZM181 212V213H180ZM249 212V211H248ZM246 213V214H249V213ZM260 212V213H259ZM2 213V214H1ZM118 213H119V215H118ZM138 213L141 215V216H138L137 217V215H138ZM177 213V214H176ZM184 213V214H183ZM203 215H201V214ZM208 215H207V214ZM241 213H244V215L243 214H241ZM17 214H19L18 216L19 217H17L16 215ZM96 214V215H95ZM105 217H103L102 215ZM109 215V216H107V215ZM133 214V215H132ZM150 214H151V216H150ZM162 214V215H161ZM171 217V218H169V216ZM182 214H183V216H182ZM212 214V215H211ZM214 214L216 215V216H214ZM226 214H227V216H226ZM3 215V216H2ZM6 215V216H5ZM22 215V216H21ZM27 215V216H26ZM166 217H165V216ZM173 215V216H172ZM176 215V216H175ZM184 215H186V217L184 216ZM200 215V216H199ZM205 215V216H204ZM229 215H231V216H229ZM233 215H235V216H238L237 218L235 217V216H233ZM242 215H243V217H242ZM5 216V217H4ZM7 216H9V217H7ZM25 216V218L27 217V219H25V218H23ZM96 216H97V218H96ZM100 216V217H99ZM101 216H102V218H104V219H102L101 218ZM121 216V217H120ZM143 216H145L146 217V219L143 217ZM162 216H164V217H162ZM179 216V217H178ZM182 218H181V217ZM222 216V217H221ZM246 218H245V217ZM15 217H17V218H15ZM107 217H110L109 219H110V221H109V223L111 222V220L113 221V223L111 222L110 223V227L108 226V225H106L105 223V225L107 226H105L104 224H103V222H108V220L106 219ZM136 217V218H135ZM160 217V218H159ZM212 217V218H211ZM231 218V221L230 220H228V218ZM235 217V220L233 219V218ZM241 217V219H242V221H238V220H241V219H238V218H240ZM15 218V219H14ZM21 218H23V220H24V223H26L27 225L25 226V224L24 225H22V223H23V220L21 219ZM85 218V219H84ZM119 218H121V219H119ZM123 218V219H122ZM142 218H144V219H142ZM150 218V219H149ZM151 218H153V219H151ZM167 219V220H163V219ZM188 218V219H187ZM220 218V219H219ZM229 218V219H230ZM249 219V221H248V219ZM256 218V219H255ZM262 218V219H261ZM2 219V220H1ZM3 219H5V220H3ZM20 219V220H19ZM130 219V220H129ZM147 219L148 220H150V221H147ZM202 219V220H201ZM247 220L248 222V224L246 223V225L244 226V228H242V227H240L239 229H238V224L240 225V223H241V225L240 226H243L244 224H245V220ZM25 220H27V221H25ZM101 220H104L103 222L101 221ZM121 220V221H120ZM122 220H123V222H122ZM146 220V221H145ZM171 220H173L174 222H172ZM232 220H234V221H232ZM237 220V221H236ZM244 220V221H243ZM143 221V222H142ZM145 221V222H144ZM171 222V224H170V222ZM188 221H189V224H188ZM224 221V222H223ZM252 221V222H251ZM263 221V222H262ZM19 222H21V223H19ZM95 222V224L93 225V223ZM101 222H102V224H101ZM141 222V223H140ZM147 222H149V223H147ZM165 224H164V223ZM184 222H186L185 224H184ZM207 222V223H206ZM234 222V223H233ZM238 222H240V223H238ZM260 222V223H259ZM18 223V224H17ZM115 223H117V224H115ZM142 223H144V224H142ZM146 223V224H145ZM151 223V224H150ZM152 223L154 224V225H156L158 228H160V230L161 231H159V232H161V234H162V237H163V234H168L169 233V230L170 229H172V228H174V226L175 225H178V226H175V228H177L176 230L178 231H176L175 230V228L174 229H172L173 231L175 230L176 231V234H177V237H178V235H179V240H180V232H181V235L183 234V233H187V232H190V231H192V232H194V234L192 233V235H196V236H190L191 235V232L190 233H188V234H186L185 233V235H187L186 236V238L187 237H189L190 236V238H192L193 240H195V241H197V239H198V242H195V244L192 242L191 243V241H193V240H191L190 241V239L188 238V239H185L184 237H181L182 239L184 238L185 240H188V241H190V242H188V243H191V244H188V243H186V241H183V242H185V243H183V242H179L178 241V238L176 239L175 238V236H174V233L175 232H173V231H171V233H169L167 236L169 237V235L170 234H173V235H170V237H171V239H170V237L166 240V235H164L165 237H163L164 238V240H163V238H162V242H160V245H158V243H154V242H156V241H161V238H159V236H161L160 235V233L159 232H157L158 231V229L157 228H155L156 226H154V228H155V230H154V228H152L153 226H152ZM156 223V224H155ZM167 223H169V225L167 224ZM194 223V224H193ZM235 223H238V224H235ZM259 223V224H258ZM263 223V224H262ZM99 224L100 225H103V227L105 226V228H103L102 226H100L99 227ZM108 224V223H107ZM140 224H142L141 225V227L142 226H145V227H147V228H145L146 229V231H145V229L143 228L141 231V233H143L144 232V234H145V236H144V234H143V236L145 237V239H144V237L142 238V234H140V231L138 230V231H136V228H139L140 227ZM149 224V226H152L151 228L149 227V226H146V225H148ZM164 224V225H163ZM182 224V225H181ZM184 224V225H183ZM191 224H193V225H191ZM215 224H217V225H215ZM230 224H232V225H230ZM251 224V225H250ZM256 225V226H260V228L259 227H257V230L255 231V229H256V227L254 226V225ZM20 225V226H19ZM114 225L116 228H112V226ZM118 225V226H117ZM162 225L164 226V228L162 227ZM166 225V226H165ZM222 225V226H221ZM228 225V226H227ZM173 226V227H172ZM217 226V227H216ZM248 226H253L252 228H251V230H248V229H250V227L248 228ZM140 227V228H141ZM166 227V228H165ZM191 227H193V228H191ZM224 227H225V229H224ZM100 229V230H98V229ZM108 228H110V229H108ZM128 228V229H127ZM131 228V229H130ZM149 228V229H148ZM207 228V229H206ZM241 228L243 229V230H241ZM263 228V229H262ZM108 229V230H107ZM112 229H114L113 231H112ZM156 229H157V231H156ZM191 229H193V230H191ZM203 229H204V231H203ZM237 229V230H236ZM246 229V230H245ZM253 229H254V233H253ZM103 230V231H102ZM106 230V231H105ZM132 230V231H131ZM153 231L154 230V232L156 231L157 233H154V232H151V231ZM181 230V231H180ZM184 230V231H183ZM235 232H234V231ZM240 230V231H239ZM102 231V232H101ZM117 231H119L118 232V234H121L120 236L119 235H117V236H119L118 237V239L120 238V239H122V237H123V240L122 241H120V239L119 240H117L116 238H115V236H116V234H117ZM131 231V232H130ZM135 231V232H134ZM150 231V232H149ZM212 231V232H211ZM249 231V232H248ZM251 231V232H250ZM258 231V234L259 233H261V234H259V238L256 236V235H258L257 233H255V232H257ZM260 231V232H259ZM37 232L39 233V234H37ZM100 232V233H99ZM106 232V233H105ZM108 232V233H107ZM128 232H130V234L128 233ZM148 232H149V234H148ZM198 234H197V233ZM213 232H214V234H213ZM246 232H248V233H246ZM76 233V234H75ZM90 233V234H89ZM102 233H104V234H102ZM114 233H116L115 234V236H112V235H114ZM125 233V234H124ZM126 233L128 234V235H130V236H128V235H126ZM131 233H138L136 236L135 235H133L134 237H136V238H134L132 235H131ZM147 233V234H146ZM155 234V236H156V241L154 240L155 239V236L154 235H152V234ZM196 233V234H195ZM216 233V234H215ZM249 233H251V235L249 234ZM72 234H75V235H72ZM79 234V235H78ZM99 234H102V235H99ZM123 234V235H122ZM175 234V235H176ZM190 234V235H189ZM253 234V235H252ZM256 234V235H255ZM125 235V236H124ZM140 235H141V238L144 240H141V238H140ZM147 235V236H146ZM159 235V236H158ZM184 234H183V236H185ZM199 235V236H198ZM212 235H213V237H212ZM225 235V236H224ZM234 235V236H233ZM263 235V236H262ZM36 236H38V238H39V240H35V237ZM79 236V237H78ZM110 236V237H109ZM112 236V237H111ZM127 236V238H126V241H125V245H124V239H125V237ZM132 236V237H131ZM150 236V238H147V237H149ZM201 236V237H200ZM256 236V237H255ZM69 237V238H68ZM76 237H77V239L79 240H77L76 239ZM153 237V238H152ZM194 237H196L197 239H195ZM202 237H204V238H202ZM215 237V238H214ZM247 237V238H246ZM37 237H36V239H38ZM75 238V239H74ZM132 238V239H131ZM159 238V239H158ZM200 238L202 239V241L200 240ZM220 238V239H219ZM60 239V240H59ZM150 239H152L151 241H152V243L150 242ZM172 239H174L175 241H173ZM181 239V240H182ZM211 239V240H210ZM222 239V240H221ZM229 239V240H228ZM255 239H257L256 241H255ZM259 239V240H258ZM262 239V241L263 242H261L260 240ZM42 240V241H41ZM81 240V241H80ZM132 242H131V241ZM136 241V243L137 244H135V241ZM138 240H141V244L140 243H138ZM149 240V241H148ZM154 240V241H153ZM171 240V241H170ZM206 240V241H205ZM226 240V241H225ZM244 242H243V241ZM247 240V241H246ZM51 241V242H50ZM53 241H54V243L57 241H59V243H60V245L61 244H64V246L65 247H63V245H59V243H57L56 242V244H58V246H57V248H56V246L54 245V243H53ZM115 241H118V243L119 244H117V243H115ZM158 241V242H159ZM163 241H165V242H163ZM170 241V242H169ZM173 241V242H172ZM211 241V242H210ZM215 241V242H214ZM63 242V243H62ZM140 242V241H139ZM143 242V243H142ZM168 242V243H167ZM174 242H175V244H174ZM202 242V243H201ZM215 244H214V243ZM222 242V243H221ZM259 242V243H258ZM53 244L54 246H55V248L57 249V251L59 252H57L56 250H55V248H54V246L53 245H50V244ZM136 245H134V244ZM162 243V244H161ZM165 243V244H164ZM169 243H172V244H169ZM181 243V244H180ZM184 245H183V244ZM198 243V244H197ZM206 243V244H205ZM211 243H213V245L211 244ZM138 244H140V245H142L141 247V249L140 248H137V249H134V248H136V247H139L140 245H138ZM167 244H168V246H169V248L170 249H168V247H167ZM180 244V245H179ZM188 244V245H187ZM197 244V245H196ZM207 244H211V245H207ZM223 244V245H222ZM67 245V246H66ZM89 245V246H88ZM119 245V246H118ZM130 245H132V247H130ZM157 245V246H156ZM171 245V246H170ZM178 245V246H177ZM185 245H186V247L188 248H186L185 247ZM191 245V246H190ZM201 245V246H200ZM205 245H207V246H205ZM217 245V246H216ZM227 245H229V246H227ZM263 245V246H262ZM53 248H52V247ZM84 246H86L85 248H84ZM93 246V247H92ZM96 246H98L99 248H97ZM100 246H102V247H100ZM124 246V249L122 250V247ZM135 246V247H134ZM144 246V247H143ZM154 246V247H153ZM176 249H174L173 247ZM179 246H184L185 248L182 250L181 248H183V247H179ZM189 246V247H188ZM209 246H211V248H208ZM214 246V247H213ZM221 246H223V247H221ZM227 246V247H226ZM62 247H63V250H64V248H66L65 250H64V252L62 251ZM145 247H147V248H145ZM162 247V248H161ZM164 247V248H163ZM179 247V249H178V251H180V252H178L177 251V248ZM195 247H198V248H195ZM200 247V248H199ZM217 247V249L219 250V249H221V251L219 252L217 249V251L215 250L214 251V249ZM219 247H221V248H219ZM229 247H230V249H229ZM238 247V248H237ZM253 247V248H252ZM61 248V249H60ZM82 248V249H81ZM88 248H90V254H91V256L89 255V249ZM91 248H92V250H91ZM96 248H97V250H96ZM101 248V249H100ZM102 248H104L103 249V251H102ZM131 248H133L134 250H136V251H134L133 249H131ZM156 248H158V250L156 249ZM171 248H172V251H171ZM195 248V249H194ZM202 248V249H201ZM260 248V249H259ZM53 249V250H52ZM143 249H145V250H147V251H144ZM155 249H156V251H155ZM164 249H166V250H164ZM208 249L210 250L211 249V251H208ZM222 249H223V251H222ZM236 249V250H235ZM61 252H60V251ZM81 250L83 251L82 253H81ZM130 250V251H129ZM159 250H162V251H159ZM168 250H170V252L168 251ZM188 251V252H186V251ZM195 250V251H194ZM227 251L228 250V254H226L224 251ZM229 250L232 252V253H234V254H232L231 252H229ZM234 250V251H233ZM238 250V251H237ZM240 250V251H239ZM244 250V251H243ZM245 250H247V252H245ZM67 253H66V252ZM87 253V254H85V252ZM163 251H164V253H163ZM175 251V252H174ZM177 251V252H176ZM206 252L205 254L204 253H202V255L200 254V253H198V252ZM254 251V252H253ZM258 251V252H257ZM259 251H263V253H261V252H259ZM57 252V253H56ZM71 252H73V253H71ZM104 252V253H103ZM124 252V253H123ZM161 252V253H160ZM172 252V254H169V253H171ZM195 252V253H194ZM214 252H215V256L213 255L214 254ZM222 252H224V253H222ZM239 252H240V254H239ZM248 252H251L253 255H251V253H249L248 254ZM258 253V255H256L257 253ZM60 253H62V256L60 255ZM79 253V254H78ZM96 253H98L97 255L99 256V257H97V255H96ZM127 253H129V254H131V253H133V256L135 255H137L136 256V258L134 257L133 258V256L132 255H126ZM166 253V254H165ZM168 253V254H167ZM175 253V254H174ZM178 253H179V255H182V256H179V257H181V260H180V258H179V260L177 261V259L178 258H176V260H172L171 258H170V256L171 257H178L177 255H178ZM181 253V254H180ZM192 254V255H187L188 257H190V258H192V260H190L188 257H186V255H185V257H183V254ZM243 253V254H242ZM244 253H245V255H251L252 257L250 258V256L248 257V256H243L244 255ZM58 254V255H57ZM105 254H108V255H105ZM117 254H119L120 256H118ZM174 254V255H173ZM208 254V255H207ZM223 257V258H221L220 257V255ZM223 254V255H222ZM224 254H226L227 256H226V258L228 259H226L227 260V262H226V260H222V261H219V260H221V259H225V257H224ZM242 254V256H240ZM262 254H263V256H262ZM64 255H65V257H64ZM106 257H105V256ZM111 255H112V257H111ZM122 255V256H121ZM126 255V256H125ZM153 255V256H152ZM157 255V256H156ZM164 255H166L165 257H163ZM176 255V256H175ZM195 255L197 256V257H195ZM204 255H205V257L207 258V256H208V260L206 259V261L203 259L204 258ZM217 255V256H216ZM218 255H219V260H218V262H217V257H218ZM255 255L257 256V257H255ZM95 258H94V257ZM110 256V257H109ZM114 256H118V258L117 257H115V259L117 258V260H114ZM132 256V257H131ZM139 256V258H140V261H139V258L137 259V257ZM145 256V257H144ZM146 256H147V259H146ZM149 256H151V257H149ZM228 256V257H229ZM60 257H64L63 259H61ZM106 259H105V258ZM149 257V258H148ZM159 257H160V259H159ZM80 258V259H79ZM119 258H124L123 259V261H122V259H120L119 261H118V259ZM143 258V259H142ZM145 258V259H144ZM152 258H154V259H152ZM162 258V259H161ZM173 258V259H174ZM187 259L188 258V260H186V262L184 261V259ZM205 261H203L202 259ZM221 258V259H220ZM244 258V259H243ZM250 258V259H249ZM254 258V259H253ZM66 259V260H65ZM96 259V260H95ZM112 259V260H111ZM135 259H137V262H136V260ZM150 259V260H149ZM159 261H164V262H161V263H158L157 261L158 260ZM166 259V260H165ZM169 259V260H168ZM258 259V260H257ZM94 260V261H93ZM148 260V261H147ZM155 260H157V261H155ZM202 260V261H201ZM241 260V261H240ZM63 261V262H62ZM65 261V262H64ZM77 261V262H76ZM96 261V262H95ZM127 261V262H126ZM174 261V262H173ZM195 261V262H194ZM214 261V262H213ZM239 261H240V263H239ZM244 261V262H243ZM111 262H109V263H111ZM121 262H124V263H121ZM136 262V263H135ZM149 262H151V263H149ZM157 262V263H156ZM168 262V263H167ZM233 262H229V263H233ZM108 263V264H109ZM191 263H189V264H191ZM223 263V264H224ZM229 263H227V264H229ZM233 263V264H234ZM93 264V263H92Z\"/></svg>",
  "mask_w": 264,
  "mask_h": 264
},
{
  "label": "bare ground",
  "instance_id": "obj_2",
  "mask_svg": "<svg viewBox=\"0 0 264 264\" xmlns=\"http://www.w3.org/2000/svg\"><path fill=\"white\" fill-rule=\"evenodd\" d=\"M17 1H19V2L16 3V4H25V5L27 4V5H28V1H27V3H20L21 0H17ZM17 1H16V2H17ZM24 1H25V0H24ZM24 1L22 0V2H24ZM31 1H32V0H31ZM37 1H38V2H37V4H38V3H39V0H37ZM52 1H53V3H54V1L56 2V0H52ZM52 1H51V0H50V1H49V0H48V1H45V0H44L43 2H47V4L52 5V4H53ZM57 1H58V2H57L58 4H59V3L62 4L61 1H64V0H61V1H60V0H57ZM65 1H66V0H65ZM65 1H64V4H62V5L65 6V7H63V6H57V8H58V7H59V8L61 7L60 9H61L62 11H65L66 9H67V10H70L71 5H74V4H72V2H69V1H68V4H69V3H71V4H70V5L67 4V6H69V7L66 8V5H65L66 2H65ZM106 1H107V0H106ZM106 1H105V2H106ZM111 1H112V0H111ZM120 1H122V3H123V2L125 3V0H124V1H123V0H120ZM120 1H119V2H120ZM162 1H163V0H162ZM162 1H161V0H158V1H156V0H154V1H153V0H132V1L128 2V5H131L132 8H133V5H136V6H134V7H137V6H138L137 9H139L140 7H142V11H141L140 9L138 10L139 12L141 11L140 14L144 15L147 19L151 20L148 24L146 23L144 26H141V24L137 23L138 21L136 22V20H138L140 16H139V17L137 16L138 19H135V18H134V20H135L134 22H136V23L138 24V26H136L135 29H136V30L140 29L142 33H144L143 31H145L144 34H142L141 32H140L141 34H140V33L138 34V36L143 35V36H142L143 38H144V36H145V40L143 39L144 41L142 40V37H140V38H141V42H142V41H143V42H146V41L148 42V39H149V40H152L151 38L153 37V38H154V39H153L154 42H157V43L155 44V43L153 42V40H152V42L149 41L147 44L150 45V44H149L150 42H151V44L154 43L155 46L157 45L159 48L161 47V49H163V48H165V47L167 48L168 45H170L171 43H172V46H174L175 41L172 42V41H171V38H172L173 36H175V35H174L173 33L169 32V30L172 29V28H170V26H171L172 24H173V27H174V24L177 23V22L175 21V19H174L175 23H172V22H171L172 24H171V23L168 24L169 19H168V21L165 19V16L163 15L164 13L161 15V12H164V10H166V9H163V7H166V6H163V4H165V3H160V2H162ZM168 1H169V0H168ZM168 1H167V3H168ZM171 1H173V0H171ZM179 1L182 2V0H179ZM194 1H195V0H194ZM211 1H213V0H211ZM221 1H223V0H221ZM226 1H227V0H226ZM226 1H225V2H226ZM228 1H229V0H228ZM231 1L233 2V0H230L229 3H231ZM239 1H241V0H237V4H239ZM242 1H243V2H242ZM242 1L240 2V4L242 3V4H241V7H244L245 5H247L246 3H248L249 1L252 2V1H255V0H249V1L247 0L248 2H247V1H244V0H242ZM1 2H2V1H1ZM1 2H0V3H1ZM4 2H6L7 5H8L9 2H11V0H10V1H9V0H6V1H4ZM14 2H15V0H14ZM41 2H42V0H41ZM43 2L41 3V5H42L41 7L38 6L39 9H40V8H43V9H42V10H43V13H42V14H44V12H45V11H44V7H46L45 9H47L48 7H50V8L47 9L48 12H49L51 9H52V10H51L50 12H52L54 9H55V10H54L53 12L56 11L57 8H55L56 6L54 7L55 3H54V5H52V6L54 7V9H53L50 5L48 6L47 4H45V3H43ZM49 2H51V3H49ZM73 2H74V1H73ZM102 2H104V0H103ZM102 2H99V3L101 4ZM173 2L175 3L176 0H174ZM180 2H178V3H180ZM187 2H188V1H187ZM196 2H197V1H196ZM200 2L202 3L203 1H200ZM204 2H205V1H204ZM223 2H224V1H223ZM225 2H224V4H225ZM261 2H262V0H261ZM261 2H260V3H261ZM2 3H3V2H2ZM6 3H5V4H6ZM96 3H97V5H98V2H96ZM189 3H190V2H189ZM194 3H195V2H194ZM206 3H207V2H206ZM213 3H214V2H213ZM213 3H212V4H213ZM215 3H217L216 0H215ZM243 3H244V4H243ZM258 3H259V1H258V2L255 1V3H254V4H256L255 7H256V8H261V10H264V7L261 6L262 3L259 5L260 7L257 6ZM263 3H264V1H263ZM10 4H11V5H12V4H13V5H16L15 3H13V1H12ZM10 4H9L8 6L4 5L5 8L8 7V9L10 8V9H12V10L16 9V8H11V5H10ZM44 4H45V5H44ZM58 4H57V5H58ZM60 4H59V5H60ZM107 4H110V3L106 2L105 5H107ZM125 4H126V3H125ZM175 4H177V3H175ZM180 4H181V3H180ZM182 4H183V7H188V5H189V4H188L187 6H184V3H182ZM182 4H181V5H182ZM185 4H187V3L185 2ZM196 4H198V2H197ZM199 4H200V3H199ZM199 4H198V5H199ZM202 4H203V3H202ZM209 4H210V3H209ZM209 4L207 3V4H205V5H209ZM218 4H221V7H222V5H223L221 2H220V3L218 2L217 5H218ZM232 4H233V3L230 4V8H227L228 5H227L226 7L223 5V7L227 8V10H231V7L233 6ZM240 4H239V5H240ZM252 4H253V2H252L250 5H252ZM0 5H1V4H0ZM27 5H26V6H27ZM39 5H40V3H39ZM76 5H78V4H76ZM169 5H170V4H169ZM169 5H168V6H169ZM171 5H172V4H171ZM191 5H193V3H192ZM194 5H195V4H194ZM213 5L215 6V4H213ZM213 5H212V6H213ZM225 5H226V4H225ZM231 5H232V6H231ZM248 5H249V3H248ZM263 5H264V4H263ZM16 6H17V5H16ZM22 6H24V5H22ZM22 6L19 5V7H22ZM47 6H48V7H47ZM95 6H96V5H95ZM95 6H94V9H95ZM120 6L123 7L122 5H120ZM126 6H127V5H126ZM126 6H125V7H126ZM195 6H196V5H195ZM234 6H237V5H234ZM234 6H233V8H234ZM1 7H3V6H1ZM72 7H74V6H72ZM79 7H80V5H79ZM81 7H82V6H81ZM98 7H99V5H98ZM98 7L96 6V8H98ZM100 7H101V5H100ZM100 7H99V8H100ZM102 7H104L105 10H106V7H105L104 5H103ZM102 7L100 8L101 10L104 9V8H102ZM108 7H110V6H108ZM171 7H172V6H171ZM177 7H178V6H177ZM179 7H180V5H179ZM190 7H191V6H190ZM193 7H194V6H193ZM197 7H199V6H197ZM208 7H210V6H208ZM218 7H219V5H218ZM221 7H220V9H221ZM247 7H249V6H247ZM253 7H254V6H252L251 8L254 9ZM5 8H3V10H5ZM22 8H23V7H22ZM22 8H21V9H22ZM32 8H34V5H32ZM59 8H58V9H59ZM62 8H63L64 10H63ZM65 8H66V9H65ZM68 8H69V9H68ZM75 8H76V7H75ZM82 8H83V7H82ZM89 8H90V7H89ZM123 8H124V7H123ZM168 8H170V7H168ZM172 8H173V7H172ZM202 8H203V7H202ZM202 8H201V9H202ZM215 8H216V7H215ZM225 8H223V10H224ZM262 8H263V9H262ZM0 9H2V8H0ZM24 9L26 10L27 8L24 7ZM24 9H23V10H24ZM49 9H50V10H49ZM73 9H74V8H73ZM100 9H98V10H100ZM110 9L112 10V7H111ZM114 9H115V8H114ZM127 9H128V8H127ZM134 9L136 10V8H134ZM173 9H176V8L174 7ZM181 9H182V8H181ZM189 9H190V8H189ZM192 9H193V8H192ZM192 9H191V10H192ZM244 9H245V8H244ZM244 9H243V11H244ZM247 9H248V8H247ZM249 9H250V8H249ZM25 10H24V11H25ZM61 10H57V11H56V12L59 11V13H56V12H55V14H54V13H53V14L51 13V14H52V15L61 14V13H62ZM74 10L77 11L76 9H74ZM74 10H73V12H74ZM83 10H84V9H82V11H83ZM89 10H90V9H89ZM107 10H108V9H107ZM107 10H106V11H107ZM117 10H118V9H117ZM170 10H171V9H170ZM176 10H178V9H176ZM179 10H180V8H179ZM193 10H194V9H193ZM195 10H196V12L198 11L197 8H195ZM213 10H214V8H213ZM218 10H219V9L216 8L215 11L218 12ZM232 10H234V9H232ZM232 10H231V12L233 13ZM261 10H259V11H258V10H255V11H256V12L258 11V13H259ZM6 11H7V10H5L4 15H5ZM60 11H61V13H60ZM71 11H72V9L70 10V12H71ZM79 11H80V10H79ZM92 11H93V10H92ZM95 11H96V9H95ZM114 11H115V10H114ZM136 11H137V10H136ZM167 11H168V10H167ZM174 11H175V10H174ZM174 11L172 10V13H173ZM181 11H182V12H186V13L188 12V11H183V10H181ZM236 11L239 12L240 9H239V11H238V9H237V7H236ZM247 11H249V10H247ZM255 11H254V10H253V11L250 10V12H252V14H255V13H256ZM17 12H18V11H16V13H15L16 15H18ZM37 12H40V13L38 14ZM48 12H46L44 15H42V16H43L42 19H43V18H44V19H45V18H48V19H49L50 16L47 14ZM93 12H94V11H93ZM96 12H97V11H96ZM101 12H102V11H101ZM104 12H105V11H103V13H104ZM110 12H111V11H110ZM117 12H118V11H117ZM120 12H121V11H120ZM126 12H127V11H126ZM169 12L171 13V11H169ZM177 12H178V11H177ZM182 12H181V14H182ZM207 12L210 13V11H207ZM211 12H212V10H211ZM217 12H215V13H217ZM220 12H224V11H220ZM220 12H218L219 14H217V15H221ZM226 12H227V11L225 10L224 13H226ZM234 12H235V11H234ZM253 12H254V13H253ZM263 12H264V11H263ZM0 13H1V12H0ZM36 13H37V15H41V9L38 11V8L36 7ZM79 13H80V12H79ZM81 13H82V12H81ZM81 13H80V15H81ZM98 13H99V12H98ZM98 13H97V14L95 13V14L98 16V15H99ZM106 13H107V12H106ZM108 13H109V12H108ZM108 13L105 14V15L109 16V18H110V15H111L112 13L109 14V15H108ZM124 13H125V11H123L122 14H124ZM165 13H167V12H165ZM209 13H208V14H209ZM213 13H214V12H213ZM215 13H214V14H215ZM239 13H240V14H243L242 11L239 12ZM245 13H249V12H246V10H245ZM9 14H10V13L8 12L6 15H9ZM15 14H13V16H14ZM29 14H30V13H29ZM32 14H35V13H32ZM49 14H50V13H49ZM51 14H50V15H51ZM84 14H85V13H84ZM120 14H121V13H119V15H120ZM201 14H202V13H201ZM205 14H206V13H205ZM222 14H223V13H222ZM230 14H231V13H230ZM235 14H236V13H235ZM235 14H234V15H235ZM249 14H251V13H249ZM256 14H257V13H256ZM45 15H48L49 17H48V16L45 17ZM117 15H118V14H117ZM142 15H141V17H142ZM178 15H180V13H179ZM189 15H190V14L188 13V16H182V17H183V18L186 17V18L188 19V18H189ZM191 15H192V14H191ZM191 15H190V18L193 20L192 17H194V16L191 17ZM212 15H213V14H212ZM217 15H214V16H217ZM223 15H225V14H223ZM223 15H222V16H223ZM228 15H229V14H228ZM234 15L232 14V16H234ZM246 15H247V14H246ZM257 15H258V14H257ZM262 15H264V14H262ZM13 16H11V14H10L9 17L12 18ZM34 16H35V15H34ZM74 16H75V15H74ZM84 16H87V15H84ZM89 16H90V15H89ZM100 16H101V15H100ZM107 16H105V19L107 18ZM113 16H114V15H111V17L114 19V18L116 17V15H115V17H113ZM121 16H122V15H121ZM125 16H126V18H127V15H126V14H125ZM125 16H124V17H125ZM132 16H133V15H132ZM199 16H201V15H200V11H199V15H198V17H199ZM202 16H203V15H202ZM205 16H206V15H205ZM226 16H227V14H226ZM232 16H230L231 19L233 18ZM237 16H238V15H236V17H237ZM248 16H249V18H250V16L252 17V18H250V19L248 18L249 20H251V19H254V20H255V18L257 19V16H256V17L254 16L255 18L253 17V15H248ZM259 16H260V18H261V15H260V14H259ZM259 16H258V17H259ZM1 17H4L3 14L0 15V20L3 21V19H1ZM7 17H8V16H6V18H7ZM21 17H22V16H21ZM52 17H53V16H52ZM52 17H50V18H52ZM90 17H91V16H90ZM98 17H99V16H98ZM98 17H97V18H98ZM101 17H104V16H101ZM133 17H134V16H133ZM141 17H140V18H141ZM163 17H164V18H163ZM180 17H181V16H180ZM182 17H181V18H182ZM228 17H229V16H228ZM230 17H229V18H230ZM239 17H240V16H239ZM243 17H244V14H243ZM243 17H242V18H243ZM11 18H9V19H10L9 22H12V21L14 20V19L11 20ZM22 18H23V17H22ZM36 18H39V16H36ZM76 18L79 20L78 16H77ZM82 18H83V17H82ZM84 18H86V17H84ZM109 18H108V19H109ZM143 18H144V17H143ZM143 18H142V19H143ZM146 18H145V20H147ZM181 18H180V19H181ZM201 18H202V17H201ZM203 18H204V17H203ZM212 18H213V17H212ZM212 18L210 17L211 21H212ZM214 18H215V17H214ZM220 18H221V17H219V19H218V17H217V19L215 18V20H217L218 23H219V25L222 26L223 22L221 23V21L224 20V19L227 18V17H225L224 19H221V21H219ZM237 18H238V17H237ZM242 18H240V20L244 21ZM262 18H263V17H262ZM262 18H261V19H262ZM33 19H34V18H32V20H33ZM39 19H40V18H39ZM48 19H47V20H44V21H46V24L48 23V22H47ZM54 19H55V18H53V20H52V19L49 20L50 23H49L48 25H50V26H49L50 28L48 27V25H46V24H44V25H46L47 28L52 29V28H51V25H52V23L54 22ZM72 19L75 20L73 16H72ZM93 19H94V18H93ZM99 19H100V18H99ZM99 19H97V20H99ZM101 19H102V18H101ZM105 19H102V21H103V20L105 21ZM108 19H106V20L108 21ZM121 19L123 20L122 17H121ZM198 19H200V18H198ZM210 19H208V20H210ZM227 19H228V18H227ZM231 19H229V20L232 22ZM17 20H18V19L16 18V21H17ZM21 20H22V19H21ZM51 20H52V23H51ZM73 20H71L70 25H72L71 23H73ZM91 20H92V19H91ZM91 20H90V21H91ZM97 20H96V21H97ZM124 20H125V19H124ZM124 20H123V21H124ZM155 20L159 22V24H158L156 27H155ZM181 20H182V19H181ZM181 20H180V21H181ZM184 20H186V19H183L181 22H183ZM195 20H196V18H195ZM204 20H205V18H204ZM204 20H203V21H204ZM213 20H214V19H213ZM225 20H226V19H225ZM229 20H226V21L228 22ZM257 20H259V18H258ZM263 20H264V18H263ZM263 20H262V23H263L262 25H264ZM16 21L14 20V22H13V23H15V25H16ZM42 21H43V20H42ZM42 21H41V19H40V21H37L38 23L34 22V23H36L37 25L42 24L41 26H39V29H42V31L40 30V32H43V27H46V26H43V23H45V22H44V21L42 22ZM56 21H57V19H55V22H54V23H59V22H56ZM76 21H77V20H76ZM76 21H75V23L77 24L80 20L77 21V22H76ZM81 21H82L83 23L85 22V20L83 21L82 19H81ZM100 21H101V20H100ZM104 21H103V22H104ZM107 21H106V22H107ZM116 21H117V20H116ZM141 21H142V20H141ZM171 21H173V20H171ZM187 21H188V20H187ZM196 21H197V20H196ZM203 21H201V22H203ZM205 21H206V20H205ZM205 21H204V22H205ZM217 21H216V22L214 21L213 23H217ZM235 21H236V20H235ZM235 21H233V22H235ZM3 22H4V21H3ZM6 22H7V20H6ZM9 22H8V23H9ZM20 22H21V21H20ZM32 22H33V21H32ZM32 22H31V23H32ZM41 22H42V23H41ZM87 22H88V21H87ZM106 22H105V23H106ZM113 22H114V20H113ZM119 22H121V21H120V18H119ZM125 22H126V20H125ZM131 22H132V21H131ZM131 22H130V23H131ZM134 22H132V26L134 25ZM143 22H145V21L143 20ZM189 22H190V19H189ZM191 22H192V21H191ZM227 22H226L227 25L224 26V24H223L224 28H226V29L223 28L222 30H223V32H224V31H225V32H229V34H230V36H231L232 38H231V41H228V43L230 42L231 44H230V43H229V45H228V44H226V45H225V44H221L224 40L222 41L220 38H221L223 35H224L223 38H225V33H224L223 35L218 36V39L221 40V43H220V42H219V43L222 45V48H223V49H222V48H220V49L218 48V49H219V50H222L223 52L225 51V53H221L222 51H221L220 53H221V54H224L225 56H226V53H227V55L229 56V58H230L234 63L237 64L238 62L241 61L239 65H240V68H242V67H243L242 62L246 61V60H244V59H251V58H252L251 61L253 62V61H254V57H256L257 55H255L254 53H252V52H255L254 49H252V48H251V50H253L252 52H248V51H247V45H246V41H247V40H246V37L244 38V37H242V36H243V34H246V33H247V36H248V32L242 30L244 33L242 32V35H241V33H240L239 30H238V28L240 29V27L243 28V25L240 26V27H238V26H239V25H238V26H237L238 28H235V27H233L234 23H233V25H231V24H229V22H228V23H227ZM244 22H245V21H244ZM244 22H243V23H244ZM249 22H250V21H248V23H249ZM251 22H252V20H251ZM253 22H254V21H253ZM255 22H257V21H255ZM255 22H254V23H255ZM1 23H2V22H1ZM39 23H40V24H39ZM115 23H116V26L118 27V25L121 26L120 24L123 23V22L117 24V23H118V21H117V22H115ZM193 23H196V22L193 21ZM193 23H192V25H191L192 27H193V25H194ZM207 23L210 24V22H207ZM220 23H221V24H220ZM254 23H253V25H254ZM258 23H259V22H258ZM10 24H11V23H10ZM66 24H67V23H66ZM96 24H97V23H96ZM100 24H101V22H100ZM123 24H125V23H123ZM123 24H122V25H123ZM177 24H178V23H177ZM197 24H199L198 21H197ZM235 24H236V23H235ZM237 24H239V23H237ZM244 24H246V23H244ZM259 24H261V23H259ZM1 25H2V24H1ZM34 25H35V24H34ZM34 25H33V27H34ZM53 25H54V24H53ZM53 25H52V27H54ZM74 25H75V24H74ZM77 25L79 26V25H82V24L78 23ZM84 25H85V24H84ZM104 25H105V24H104ZM135 25H136V24H135ZM142 25H143V24H142ZM178 25H179V24H178ZM178 25H177V26H178ZM201 25H202V24H201ZM212 25L215 26L214 24H212ZM240 25H241V24H240ZM249 25H252V24H249ZM249 25H248V26H249ZM256 25L258 26L257 23H255V26H256ZM7 26H8V25H7V23H6L5 27H7ZM28 26H29V25H27V27H28ZM30 26H31V25H30ZM85 26H86V25H85ZM87 26H88V25H87ZM139 26H140L141 28H140ZM177 26H176V27H177ZM182 26H186V25H185V24L181 25V28H182ZM203 26H205V25H203ZM203 26H202V27H203ZM213 26H212L211 29H213ZM0 27H1V26H0ZM13 27H16V26L13 25ZM41 27H42V28H41ZM74 27H77V26L75 25ZM90 27H93V24H92V26H90ZM99 27L102 28L101 25H100ZM99 27H97V28H96L97 30H96V29H95V30H96V31H99ZM106 27H108V25H107ZM121 27H123V26H121ZM126 27H127V26H126ZM126 27H125V28L123 27L124 31L127 29ZM138 27H139V28H138ZM157 27H158L159 29H158ZM171 27H172V26H171ZM199 27H200V26H198V28H199ZM205 27H208V24H207ZM210 27H211V26H210ZM244 27H245V26H244ZM246 27H247V26H246ZM260 27H261V25H260ZM260 27L258 26L257 28H260ZM7 28H8V27H7ZM7 28H6V29H7ZM30 28H32V27H30ZM47 28H45V31H47V30H46ZM54 28H55V27H54ZM56 28H57V27H56ZM56 28H55V29H56ZM66 28H67V27H66ZM72 28H73V25H72ZM72 28H71V29H72ZM77 28H78V27H77ZM79 28H81V26H80ZM85 28H86V27H85ZM133 28H134V26H133ZM133 28H131V29H133ZM137 28H138V29H137ZM142 28H143V29H142ZM183 28H184V27H183ZM186 28H187V27H186ZM195 28H196V27H195ZM247 28L250 29V28H253V26H250V27H247ZM262 28H264V26L261 27V30H262ZM13 29H15V28H13ZM13 29H12V30H13ZM39 29L36 30V31L38 32ZM55 29H52V30H51V33H50L51 37H52V35L55 34L56 31L58 30V29H56V31H55ZM81 29H82V28H81ZM81 29H80V30H81ZM102 29H103V31H101L102 33H103L104 31H107L106 28H105L106 30H104V28H102ZM135 29H134V30H135ZM193 29H194V28H193ZM206 29H207V28H206ZM211 29H210V30H211ZM215 29L220 30V29H218V28H215ZM243 29H244V28H243ZM255 29H256V28H254V30H255ZM12 30H11V31H12ZM21 30H22L23 32H22V31H19L18 34L22 35V34L25 32L26 37H29L28 39H31L29 42L27 41L29 45H30L31 43H33V44H31V46H32V45H36L37 42H40V39H38V40H36V39H37L38 37L42 36V35H41L42 33L38 34V33H39V32H38L37 34H35V33H34L35 30L32 31V34L39 35L38 37L35 36V35H33V36H35L36 38H35V40H32L33 36H32V38H30V36H29V35H31V34H29V33H31L30 31H31L32 29L30 30L29 28H25V29H22V28H21ZM26 30H28V32H27ZM29 30H30V31H29ZM62 30H63V27H62ZM62 30H61V33H63L65 29L63 30V32H62ZM72 30H75V31H76V28H74V29H72ZM72 30H71V31H72ZM82 30H83V29H82ZM82 30H81V31H82ZM127 30H129V28H128ZM142 30H143V31H142ZM186 30H187V29H186ZM198 30H199V29H198ZM207 30H208V29H207ZM240 30H241V29H240ZM250 30H251V29H250ZM257 30H258V29H257ZM11 31H10V32H11ZM48 31H49V30H48ZM48 31H47V32H48ZM53 31H55V32L53 33ZM58 31H59V30H58ZM58 31H57L56 34L59 33ZM75 31H74V32L72 31V32L76 34ZM86 31H87V30H86ZM110 31H111V30H110ZM132 31H133V30H132ZM170 31H172V30H170ZM178 31H179V30H178ZM194 31H195V30H194ZM196 31H197V30H196ZM211 31H212V30H211ZM263 31H264V29H263ZM13 32H16V30L13 31ZM21 32H22V34H21ZM26 32H27V33H26ZM47 32L43 35L44 38L41 37V39H42V40H41V43H42V42H45V41L47 42V40H45V38H46L47 35H48ZM49 32H50V31H49ZM65 32H66V30H65ZM82 32L85 33L84 30H83ZM87 32H88V31H87ZM101 32H98V34L100 33V34H99L100 37H98L97 34L94 35V36H95V37H98L97 39H99V38L101 39V38H102ZM107 32L109 33V31H107ZM129 32H130V30H129ZM175 32H176V31H175ZM175 32H174V33H175ZM183 32H184V31L180 32V34H182ZM218 32H219V33H223V32H221V31H218ZM245 32H246V33H245ZM251 32H253V31H251ZM259 32H260V31H258V33H259ZM16 33H17V32H16ZM16 33H15V34L13 33V35L16 36V37H13V39H14V38H17L18 35H16ZM52 33H53V34H52ZM77 33H78V31H77ZM104 33H106V32H104ZM108 33H107V36L105 37V39H108V41L106 40V41H107V44L110 43V45H111V41L114 40V37L116 38V37H118V36L116 35L117 33H115V32L113 33V31H112V33H111V32H110L109 34H108ZM127 33H128V32H127ZM137 33H138V32H137ZM137 33H136V31H135V35H136L135 38L137 37L136 40L139 38V37L137 36ZM168 33H169V34H173L172 37H169L170 40L168 39L169 42L171 41L170 44H167V42H166V41H167V38H168V37H167V34H168ZM177 33L179 34V32H177ZM177 33H175V34H177ZM185 33H188V32L185 31ZM189 33H190V31H189ZM194 33H195V32H194ZM219 33H218V34H219ZM261 33L263 34L264 32H261ZM28 34H29V35H28ZM63 34H64V33H63ZM63 34H62V35L60 34V35L63 36ZM67 34H68V33H67ZM67 34H66V35H67ZM78 34H79V33H78ZM88 34H89V33H88ZM130 34H132V33H129V34H127V35H130ZM145 34H146V35H145ZM197 34H198V33H197ZM203 34H204V33H203ZM211 34H212V33L210 32V36H211ZM227 34H228V33H226V35H227ZM229 34H228V35H229ZM252 34H253V33H252ZM262 34H261V35H262ZM0 35H1V34H0ZM6 35H8V34H7V31H6ZM60 35H56V37H57V36H60ZM73 35H74V34H73ZM84 35H85L84 38H86V33H85ZM133 35H134V34H133ZM186 35H188V34H186ZM186 35H185V37H186ZM199 35H200V34H199ZM205 35L207 36L206 33H205ZM214 35H216V34H214ZM250 35H251V33H250ZM250 35L247 37L248 40H249ZM255 35H257L256 31H255L254 37H255ZM48 36H49V35H48ZM61 36H60V37H61ZM76 36H77V34H76ZM89 36H90V34H89ZM94 36L92 37V35H91L90 37H92V41L96 42L97 39L95 38V39H96V41H95ZM180 36H181V35H180ZM180 36L178 35V37H180ZM188 36H189V35H188ZM197 36H198V35H197ZM208 36H209V35H208ZM251 36H252V35H251ZM262 36H264V35H262ZM0 37H2V36H0ZM3 37H4V36H3ZM18 37H19V36H18ZM26 37L24 36V38H26ZM64 37H65V35H64ZM64 37H61V38H62V41H61V39L58 40V38H55L56 41L54 40V42H57V41L59 42V41H61V43H63V41H65V40H64ZM67 37H68V35H67ZM74 37H75V36H74ZM78 37H79V36H78ZM119 37H121V36L119 35ZM119 37H118V38H119ZM124 37H125V39L129 42L130 39H129V38H126L127 36H122V37H121L122 40H125V39H123ZM146 37H148V38H146ZM175 37H176V36H175ZM181 37H182V36H181ZM183 37H184V36H183ZM185 37H184L183 39H184L185 41H187L186 39H188L189 37H187L186 39H185ZM190 37H191V36H190ZM198 37H199V36H198ZM202 37H203V36H201V38H202ZM214 37H215V36H214ZM219 37H220V38H219ZM257 37H258V40H259V39H260V38H259L260 36H257ZM257 37H256V39H257ZM70 38L73 39V36L71 35ZM75 38H76V37H75ZM84 38H83V39H84ZM111 38H113V39L110 40ZM140 38H139V39H140ZM173 38H174V37H173ZM195 38H197V37H195ZM199 38H200V37H199ZM199 38H198V39H199ZM201 38H200V43H201V40L204 41V37H203L202 39H201ZM216 38H217V37H216ZM216 38H215V39H216ZM227 38H228V37H226V39H227ZM229 38H230V37H229ZM229 38H228V40H230ZM0 39H1V38H0ZM9 39H12V38H9ZM17 39H18V38H17ZM20 39L22 40L23 37L21 38V36H20V38H19L18 40L20 41ZM46 39H48V37H47ZM50 39H51V38H50ZM52 39H53V38H52ZM68 39H69V38H68ZM68 39H67V40H68ZM76 39H77V38H76ZM93 39H94V40H93ZM100 39H99V40H100ZM102 39H104V38H102ZM131 39H132V37H131ZM133 39H134V37H133ZM206 39H207V38H206ZM209 39H210V38H209ZM252 39H253V38H252ZM261 39H262V38H261ZM261 39H260V41H261ZM1 40H2V39H1ZM4 40H5V38H4ZM14 40H15V39H14ZM25 40H27V38H26ZM25 40H23V41H25ZM69 40H71V39H69ZM69 40H68V41H69ZM77 40H79V39H77ZM77 40H76V42H77ZM85 40H86V39H84V41H85ZM99 40H98L97 42L100 43L101 41H99ZM109 40H110V41H109ZM116 40H119V39H115V41H116ZM120 40H121V39H120ZM155 40H156V41H155ZM175 40H176V38H175ZM189 40H190V39H189ZM189 40H188V41H189ZM191 40H194V38L191 39ZM191 40H190V41H191ZM254 40H255V39H254ZM33 41H35V42H33ZM36 41H37V42H36ZM71 41H72V40H71ZM73 41H74V39H73ZM82 41H83V40H82ZM86 41H87V40H86ZM89 41H90V40H89ZM89 41H88V42H89ZM103 41L106 42L105 40H103ZM103 41H102V42H103ZM133 41H135V39H134ZM133 41H132V42H133ZM188 41H187V42H188ZM196 41H197V40H196ZM196 41L194 40V41H192V42H196ZM225 41L227 42V40H225ZM250 41H251V39H250ZM252 41H253V40H252ZM263 41H264V40H263ZM0 42H1V41H0ZM4 42H5V41H4ZM7 42H8V41H6V43H7ZM46 42H45V43H46ZM78 42H80V40H79ZM94 42H93V43H94ZM97 42H96L97 45H102V42H101L100 44H98ZM104 42H103V44H104ZM112 42H113V41H112ZM119 42H120V41H119ZM124 42H125V41H124ZM128 42H127V43H128ZM130 42H131V40H130ZM130 42H129V43H130ZM169 42H168V43H169ZM178 42H180V41H177V43H178ZM183 42H184V41H183ZM183 42H181V44L179 43L178 45H176V44H177V43H176V44H175L176 46H174V48H175V47H177V48H180V47H181V48H182V46H180V45H182ZM226 42H225V43H226ZM261 42H262V41H261ZM2 43H3V42H2ZM13 43H14V41L12 42V44H13ZM35 43H36V44H35ZM70 43H71V42H70ZM70 43L68 42L67 44H70ZM73 43H75V41H74ZM115 43L118 44L117 47L119 46V47H118L119 49L122 48V47H120V45L123 44V43L120 42L121 44H119L118 41H117V42H114V44H115ZM135 43H139V44H137V45H140V44H141L140 41H139V42H136V41H135ZM185 43H186V42H185ZM185 43H183V44L186 45L187 43H186V44H185ZM196 43L200 44L199 42H196ZM208 43H209V42H208ZM208 43H207V44H208ZM212 43H213V42H212ZM214 43H215V42H214ZM247 43H248V41H247ZM250 43H251V42H250ZM252 43L254 44V43H256V42L253 41ZM263 43H264V42H263ZM10 44H11V41H10ZM12 44H11V46H12ZM76 44H77V43H76ZM76 44H74V46H76ZM81 44H82V43H81ZM81 44H78V46L81 45ZM86 44H87V42H86ZM86 44H85V45H86ZM107 44H106V49H108L107 47H109L110 50L114 49L115 46H116V45H113V46H114V48H113L112 45H111V46H109V45L107 46ZM112 44H113V43H112ZM125 44H126V43H125ZM142 44H143V43H142ZM142 44H141V45H142ZM190 44H191V43H190ZM193 44L196 45L195 43H193ZM193 44H191V45H193ZM207 44H206V46H207ZM220 44H216V43H215V45H219V46L221 47ZM253 44H252V45H253ZM261 44H262V43H261ZM3 45H4V44H3ZM24 45L26 46V44H24ZM24 45H23V47H24ZM42 45H44V44H39V45H37V47L39 46L40 49L43 48L42 51H44V53H47V52H45L47 47H44V46L42 47ZM45 45H47V43H46ZM65 45H66V44H65ZM83 45H84V44H83ZM91 45H92V44H91ZM134 45H136V44L133 43V47H134ZM137 45H136V46H137ZM141 45H140V46H141ZM188 45H189V43H188ZM209 45H211V44H209ZM212 45H213V44H212ZM248 45H249V43H248ZM263 45H264V44H263ZM263 45H261V46H263ZM5 46H6V45H4V47H5ZM7 46H8V43H7ZM14 46H15V48H16L17 45H14ZM18 46H19V45H18ZM31 46H29V47H30L32 50L36 48V46H35V48H32L33 46H32V47H31ZM40 46H41L42 48H41ZM50 46H51V45H50ZM66 46H67V45H66ZM66 46H65V47H66ZM72 46H73V44L71 45V47H70V45H68V48L70 47V50H71V49H72ZM74 46H73V47H74ZM78 46H77V47H78ZM86 46H88V45H86ZM86 46H84V47H86ZM95 46H96V45H95ZM130 46H131V45H130ZM136 46H135L134 48H131L132 46H131V47H127V46H126V47H127V48H130V51H132L131 49H133V50H135V51H139V50H136V49H135ZM142 46H144V45H142ZM200 46H201L200 48H202L204 45L201 44ZM227 46H228V47H227ZM249 46H251V44H250ZM249 46H248V48H250ZM254 46H255V45H254ZM254 46H253V48H254ZM257 46H259V45H257ZM21 47H22V46H20V48H21ZM23 47H22L23 52H22V50L19 48V50H21V53H20L19 55H21V54L23 53L22 56L24 55V53H25L24 50L26 49V48L24 49ZM55 47H56V46H55ZM55 47H54V48H55ZM80 47L83 48L81 51H83V50L86 51L84 47H82V46H80ZM111 47H112V48H111ZM117 47L115 48V50L118 49ZM149 47L151 48V46H149ZM169 47H170V46H169ZM190 47H191V46H190ZM190 47L187 46V45H186V47L183 46V49H184L185 51H183V50H182V51H183L184 53L178 55V53H179V51H178L179 49H178V50H177L178 53H177V51H176V57L174 56V57L176 58V60H178V62H179V63H178V66H179V69H180V71H181V75H180V73H179L178 71H177V72H178L179 74H176V75H180V76L183 75V77H181V79H184V83H183V84H185V89H187V91L190 90L191 95L195 97L194 99H195V100H196V98L199 99V102H198L197 100H196V101L199 103L200 107H201V108H204V107H205V109L208 108V112L216 111L217 116H220V115H221V111L224 110V118H222L223 116H222L221 118H222L223 120L225 119V121H226V123H225V124H226V127L231 128V129H228V128H227L228 130H226V133L229 134V132H231L232 129H233V130H232L231 133L235 132V131H236V128H234V127H239V130H240V128H242L241 130H242V132H244V133L247 132L246 130H248V132H249V131H250V127H251V128L254 127V126H251V125H253L255 122H252V121L250 120L249 117H248V118H249L248 120H245V118L247 119V117L244 118L243 113H245L244 110H245V111H248V110L243 109V113L241 112V111H242V109H241V108H242V105H243V108H244V106L247 108L248 104H244V102H243L242 104L239 103V104L241 105V106H240V105L238 104V102H236V98L239 97V96L236 95V94L238 93V92H237L238 89H239L238 87L241 88L240 90H243V89H242L243 84H242V85L240 84V86H237L238 89H237V91H236V89H234L233 87H234L235 84L237 85L238 82H237V83H234V84H233V87H232V86H231L232 83L229 84V82L226 83V82L224 81L227 85H230V86H227V85L224 84L225 87H223V85H222L223 88L217 89V88L221 87L220 84L223 83V80H222V81L220 80L221 83H219V81H218V79H219V74H218V73H220L221 71L217 73V75H218V79H217V75L215 74V70L212 69V68H213V66H216V65H219V64H218V63L215 64V62L212 61V60H215V58L213 59V58L211 57V58H212V60H211V59L209 58V56H208L207 58H209L210 61H207V60L202 61V59H203V58H201V57H202V54L199 55L198 53H196L198 50H201V49H200V48H199V49H196V50H197V51H196L195 49H193L194 47H191V48H190ZM196 47L198 48L197 45H196ZM209 47H211V46H209ZM213 47H214V46H213ZM213 47H212V49H213ZM8 48H9V46H8ZM8 48H6V49H8ZM54 48H50V49H54ZM56 48H58V47H56ZM74 48H76V47H74ZM96 48H97V47H96ZM127 48H126V49H127ZM141 48H143V47H141ZM141 48H140V49H141ZM186 48H189V50L191 49L190 51H195L194 54H193V55H190V51H188ZM226 48H227V49H226ZM11 49H12V50H10V49H8V50L13 51V52H15V51L18 50V48H16L17 50H14L12 47H11ZM36 49H38V48H36ZM36 49L33 50V51H36ZM59 49L61 50V47H59L58 50L56 49V51L61 52V51H59ZM76 49H77V48H76ZM89 49H90V48H89ZM89 49L87 48V51H89ZM97 49H98V48H97ZM97 49H93V50H95V51L92 50V51H93V54H94V52L96 53V56H95V57H98V55H99V54L97 55V52H98V50H99V49H98V50H97ZM100 49H101V48H100ZM119 49H118V50H119ZM169 49H171V48H169ZM204 49L206 50L207 48H206V47H205V48L203 47V49H202V51H204V53H205V50H204ZM212 49H211V50H212ZM214 49L216 50V48H214ZM260 49H261V48H260ZM2 50H3V49H2ZM2 50H1V51H2ZM4 50H5V49H4ZM27 50H28V49H27ZM29 50H30V49H29ZM78 50H79V48H78ZM102 50H104V48H102ZM102 50H101V53L104 54L103 52H106V51L104 50V51L102 52ZM108 50H109V49H108ZM108 50H107V51H108ZM144 50H145V49H144ZM144 50L139 51L137 54L139 55V53H141V55H142V54H145V55H146V53L144 52ZM150 50H151V49H150ZM152 50H153V49H152ZM215 50H213V51H215ZM219 50H218V51H219ZM258 50H259V49H258ZM1 51H0V53H1ZM33 51H31V52H33ZM52 51L55 52V49L52 50ZM62 51H63V49H62ZM65 51H66V50H65ZM65 51H64V52H65ZM68 51H69V50H68ZM68 51H66V52H68ZM81 51L79 50L80 54H79L78 51H77V53L75 52V53L78 55V56L76 55L77 58H78V57L80 58V55H82ZM96 51H97V52H96ZM120 51H121V50H120ZM127 51H128V50H127ZM127 51H123V50H122L123 55H124V52H127ZM130 51H128V52H130ZM135 51H134V52L132 51V52L135 53ZM153 51H155V50H153ZM167 51H168V49H167ZM171 51H172V50H171ZM180 51H181V50H180ZM213 51H212V52H213ZM18 52H19V51H18ZM18 52H16V54H18ZM28 52H29V51H28ZM28 52H27V53H28ZM31 52H30V53H31ZM37 52H41V51H40V50H37ZM64 52H63V53L61 52L62 58H60L61 56H60V54H58V57H59V58H58V59H57V58L53 59V58L56 56V54H54L55 56H54L51 60H56V59H57V60H59V61H64V62H66L64 58H65L68 54H69V56H71V57H75V55H73L74 53H71V51H69L68 53H66V52L64 53ZM73 52H74V51H73ZM99 52H100V51H99ZM113 52H114V51H113ZM113 52L111 51V53H113ZM116 52H117V51H116ZM116 52H115V53H116ZM128 52L125 53V55L127 54V55H128L127 58H130V57L132 56V54H131V53H128ZM143 52H144V53H143ZM185 52H186V53H185ZM207 52H209V54H210V51H209V50H208ZM212 52H211V54H212ZM215 52H217V51H215ZM256 52H257V51H256ZM70 53H71L73 56L70 55ZM86 53H90V52H85V53H83V54L86 55ZM91 53H92V52H91ZM106 53H108V52H106ZM109 53H110V52H109ZM115 53H114V54H115ZM117 53H118V52H117ZM192 53H193V52H192ZM204 53H203V57H204ZM217 53H219V52H217ZM217 53H216L215 55H218ZM220 53H219V54H220ZM261 53H262V51H261ZM261 53H260V56L263 55V54L261 55ZM2 54H3V52H2ZM4 54H5V53H4ZM11 54H12V53H11ZM11 54H9V58H10V55H11ZM14 54H15V53H14ZM16 54H15L14 56H16ZM25 54H26V53H25ZM32 54H33V53H32ZM35 54H36V52H35ZM42 54H43V52H42V53H37V55H40V57L44 55V54H43V55H42ZM65 54H66V56H65ZM102 54H100L99 57H101ZM119 54H120V56H121L122 53H118V57L116 56L118 59L115 58V59H116L115 61H117V60L119 61V60H120V58H119ZM151 54H152V55H151ZM151 54H149V55H150V56H153V57H155V55H156V56H159V57H157V61H158V58L161 57L159 53H158L159 55L157 54V51H156V53H151ZM173 54H174V53H173ZM207 54H208V53H206L205 56H206ZM253 54H254L255 56H254ZM30 55H31V54H30ZM48 55H49L48 53L45 54V55H44L45 58H46ZM63 55L65 56L64 58H63ZM88 55H89V54H88ZM91 55H92V54H91ZM91 55H90V58L92 57ZM94 55H95V54H94ZM107 55L109 56V54H107ZM115 55H117V54H115ZM115 55H113L112 57H114ZM123 55H122V56H123ZM135 55H136V54H134V56H135ZM138 55H136V56H138ZM141 55H140V56H141ZM161 55H163L162 52H161ZM170 55L173 57L172 54H170ZM170 55H166V54H165L164 56L168 59ZM224 55H223V57H224ZM22 56H21V59H22ZM35 56H36V55H35ZM49 56H50V55H49ZM49 56H48V57H49ZM69 56H68V62L72 59V58L69 57ZM108 56L105 55L106 58H108ZM122 56H121V58H122ZM164 56H162V57H164ZM167 56H168V57H167ZM192 56H193V57H192ZM211 56H213V55H211ZM263 56H264V55H263ZM11 57H12V56H11ZM17 57H18V56H16V58H17ZM37 57H39V56H37ZM48 57L46 58L47 60L50 58V57H49V58H48ZM51 57H52V56H51ZM56 57H57V56H56ZM82 57H83V56H82ZM93 57H94V56H93ZM93 57H92V58H93ZM99 57H98V58H99ZM102 57H103V56H102ZM125 57H126V56H123V58H125ZM141 57H142V56H141ZM143 57H145L144 59H147V61H148L147 56H144V55H143ZM143 57H142V58H143ZM162 57H161V58H162ZM172 57H170V58L172 59ZM214 57L221 58L219 55H218V56H214ZM257 57H258V56H257ZM16 58H15V59L13 58V59H14V60H17ZM18 58H19V57H18ZM23 58H24V57H23ZM28 58H29V57H28ZM30 58H31V57H30ZM34 58H35V57H34ZM41 58H42V60L45 59V58H43V57H41ZM69 58H71V59L69 60ZM75 58H76V57H75ZM75 58H74V59H75ZM77 58H76V59H77ZM79 58H78V59H79ZM84 58H87V57L84 56ZM92 58H91V59H92ZM123 58H122V60H123ZM127 58H125V60L128 61L129 59H127ZM131 58H132V57H131ZM134 58H135V57H134ZM138 58H139V57H137L136 59H138ZM175 58H173V59H175ZM1 59H3V57H1ZM1 59H0V60H1ZM5 59H8V58L6 57V58H4V60H5ZM26 59H27V58H26ZM26 59H25V60H26ZM36 59H37V58H36ZM36 59H35V60H36ZM60 59H62V60H60ZM63 59H64V60H63ZM74 59H72V60H74ZM78 59H77V60H78ZM88 59H89V58H88ZM93 59H94V58H93ZM108 59H109V58H108ZM110 59H111V58H110ZM136 59H134L135 62H136ZM150 59H151V57H149V60H150ZM152 59H154V58H152ZM152 59L150 60V63L152 62ZM163 59H164V58H163ZM204 59H206V57H205ZM223 59H224V58H223ZM14 60H12V64L14 63ZM27 60L30 61L31 59H27ZM47 60H45V61H46V62H45L46 64H47ZM51 60H50V61H51ZM57 60H56V63L59 62V61L57 62ZM66 60H67V59H66ZM79 60L81 61V60H83V59L80 58ZM89 60H90V59H89ZM132 60H133V58H132ZM139 60H140V61H139ZM139 60H137V62L142 63V61H141L140 58H139ZM176 60H173V61L176 62ZM221 60H222V59H221ZM224 60H225V62H226L227 58H225ZM224 60H222V62H223ZM228 60H229V59H228ZM243 60H244V61H243ZM258 60H259V58L257 59V61H258ZM7 61H8V60H7ZM21 61H22V60H19V61L17 62V63H18V65H17V66H18V69H16V68H17V66H16L17 63H14L15 66H16V68H14L15 71H16L15 73H16V74H19V76H20V74H22V73H21V68L23 67V66H22V67L19 66V63H21ZM32 61H33V60H31V62H32ZM43 61H44V60H43ZM50 61H49L48 63H49V66L51 67L52 65H50V64H51ZM108 61H111V60H108ZM108 61H107V62H108ZM113 61H114V58H113V60H112L111 62H113ZM118 61H117V63H118ZM147 61H146V62H147ZM153 61H154V60H153ZM164 61H165V60H164ZM169 61H170V59H169ZM215 61H216V60H215ZM218 61H219V59H218ZM218 61H216V62H218ZM249 61H250V60H249ZM255 61H256V60H255ZM259 61H260V60H259ZM2 62H4V61L2 60ZM2 62H0V63H2ZM8 62H9V61H8ZM22 62H25V61H22ZM40 62H41V61H40ZM120 62H121V60H120ZM135 62H134V63H135ZM143 62H144V60H143ZM155 62H156V61H155ZM162 62H163V61H162ZM166 62H167V61H166ZM170 62H172V60H171ZM175 62H174V63H175ZM220 62H221V61H220ZM222 62H221V63H222ZM252 62H251V63H252ZM263 62H264V61H261V62H260V65H261V63H262V66H263V65H264ZM5 63H6V60H5ZM27 63H28V61H27ZM33 63L36 64V61L33 62ZM33 63H32V64H33ZM45 63H43V65H44ZM52 63L54 64L55 62L52 61ZM56 63H55V64H56ZM61 63H63V62H61ZM66 63H67V62H66ZM86 63H87V62H86ZM100 63H101V62H100ZM102 63H104V62H102ZM102 63H101V64H102ZM108 63H109V62H108ZM117 63L115 62V64L112 63V65H111V64L108 65V67L110 68V70L114 69L115 67H117V70H118V69H119L118 66L120 65V63H119V65H118ZM127 63H128V62H127ZM150 63H147V64H150ZM153 63H154V62H153ZM153 63H152V65H153ZM159 63H161V59H159V61H158L157 64L159 65ZM167 63H168V62H167ZM227 63H228V61H227L226 63H223V65L225 64L224 66H226ZM230 63H231V62H230ZM234 63H232V64H234ZM246 63H247V62H246ZM251 63H250V64H251ZM255 63H256V62H255ZM258 63H259V62H257V64H258ZM7 64H8V63H7ZM14 64H13V65H14ZM24 64H25V63H24ZM24 64H23V65H24ZM29 64H30V62H29ZM38 64H39V63H38ZM40 64H42V62H41ZM46 64H45V66H46ZM55 64H54V65H55ZM63 64H65V63H63ZM92 64H93V63H92ZM92 64H91V65H92ZM105 64H106V63H105ZM105 64H104V65H105ZM129 64H131V63H129ZM162 64H163V63H162ZM168 64H170L169 67L174 65L173 63H172L173 65H172L171 63H168ZM175 64H177V63H175ZM228 64H229V63H228ZM228 64H227V65H228ZM232 64H231V65H232ZM243 64H244V66L246 65L245 63H243ZM248 64H249V63H248ZM252 64H253V63H252ZM257 64H256V65H257ZM1 65H2V64H1ZM21 65H22V64H21ZM26 65H28V64H26ZM36 65H37V64H36ZM47 65H48V64H47ZM54 65H53V66H54ZM91 65H90V66H91ZM97 65H98V64H97ZM99 65H100V64H99ZM121 65H122V64H121ZM134 65H135V64H134ZM138 65H140V64H138ZM141 65H142V64H141ZM145 65H146V64H145ZM158 65H157V66H158ZM165 65H166V63H165ZM223 65L220 64V66H219V67L217 66V67H218V68L221 67V68L224 69V66H223ZM6 66H7V65H6ZM9 66H10V65H9ZM28 66H29V65H28ZM30 66H31V65H30ZM33 66H34V65H33ZM39 66H41V65H39ZM53 66H52V67H53ZM56 66H57V65H56ZM62 66H63V65H62ZM62 66H61V67H62ZM93 66H94V65H93ZM100 66H101V65H100ZM105 66H106V65H105ZM143 66H144V64H143ZM143 66H142V67H143ZM148 66H149V68L152 67V66H150V65H148ZM155 66H156V64H155ZM157 66H156V67H157ZM159 66H160V65H159ZM178 66H177V67H178ZM229 66H230V65H229ZM229 66H226L225 70H223V72H221V73L223 74V73L226 71V69H227L228 71L225 72V73H227V74H226V77H227V75H231V74H228V72L230 71L229 68L231 69V67H229ZM236 66H237V67H236ZM241 66H242V67H241ZM246 66H247V69H249V66H250V65H246ZM1 67H2V66H1ZM24 67H25V66H24ZM26 67H27V66H26ZM26 67H25V68H26ZM31 67H32V66H31ZM46 67H47V66H46ZM46 67H45V71H46ZM54 67H55V66H54ZM61 67H56V68H58V70H59V68H60V70H62V69L65 68V65H64L62 68H61ZM66 67H69V66H68V63H67V66H66ZM88 67H89V66H88ZM88 67H86V68H88ZM94 67H95V66H94ZM94 67H93V68H94ZM140 67H141V66H140ZM156 67H155V68H156ZM160 67H161V66H160ZM165 67H167V66H165ZM165 67L162 66V69H165ZM174 67H175V66H173V68H174ZM227 67H228V68H227ZM257 67H258V66H257ZM257 67H255V69H257ZM259 67H261V66H259ZM259 67H258V69H260ZM3 68H4V67H3ZM9 68H10V67H9ZM11 68H13V67L11 66ZM19 68H20V70H19ZM40 68H41V67H37V72H39L38 70H39ZM42 68H44V66H42ZM48 68H49V67H48ZM56 68H55V69H56ZM90 68H91V67H90ZM90 68H88V69L90 70ZM96 68H97V67H96ZM101 68H105V67L103 66V67H101ZM121 68H122V66H120V69H121ZM128 68H129V67H128ZM143 68H144V67H143ZM145 68H146V67H145ZM145 68H144V69H145ZM171 68H172V67H171ZM171 68H170V69H171ZM236 68H239L238 65H234V69H236ZM240 68H239V69H240ZM263 68H264V66H263ZM263 68H262V69H263ZM26 69H27V71H28V69L31 70L30 67H29V68L27 67ZM34 69H36L35 66H34ZM55 69H54V70H55ZM69 69H71V68L69 67ZM69 69H67V70L64 69V70H65V71H68ZM94 69H95V68H94ZM106 69L109 70L108 68H106ZM115 69H116V68H115ZM120 69H119V70H120ZM123 69H124V68H123ZM132 69H133V68H132ZM132 69L129 68V71L132 70ZM146 69H147V68H146ZM150 69H151V68H150ZM153 69H154V66H153ZM156 69H157V68H156ZM166 69L168 70V68H166ZM170 69H169V70H170ZM174 69H175V68H174ZM176 69H178V68H176ZM176 69H175V70H176ZM179 69H178V70H179ZM234 69H233V71H234ZM242 69H244V68H242ZM245 69H246V67H245ZM245 69L242 70V71H239V72H241V74H242V72L245 71ZM251 69H252V68L250 67V74L253 73V72H256V71H252ZM2 70H3V69H2ZM5 70H6V71H7V70L9 71V69H5ZM5 70H3V71L5 72ZM43 70H44V69H43ZM43 70H42V74L45 75V73H46V75L48 76L49 73L47 74V72H45V71H44L45 73H43ZM52 70H53V69H52ZM52 70H51V71H52ZM60 70H59V71H60ZM71 70H72V69H71ZM71 70L68 71L69 74H68V73H65V75H66V74H67L66 76L70 75V74L72 73V72L70 73ZM147 70H148V69H147ZM231 70H232V69H231ZM260 70H261V69H260ZM260 70H259V71H260ZM13 71H14V70H13ZM17 71H19V72L17 73ZM23 71H25L24 68H23ZM27 71H26V72H27ZM33 71H34V70H33ZM65 71H64V72H65ZM101 71H102V70H101ZM127 71H128V69H127ZM129 71H128V75H127L128 77H129V76H134L133 73L137 74L136 72H133L132 75H129ZM152 71H154V70H152ZM152 71H151V72H152ZM157 71H158V70H157ZM157 71H156V76H157V74L160 72V70H159L158 72H157ZM263 71H264V70H263ZM10 72H12V69L10 70ZM10 72H9V75L7 74L9 77L11 76V75H10V74H11ZM26 72H25V73H26ZM40 72H41V71H40ZM73 72H74V71H73ZM121 72H124V71H121ZM137 72H138V71H137ZM141 72H142V69H141ZM145 72H146V71H145ZM161 72H162V73H165L166 71L164 70V72H163V70H162ZM174 72H176V71H174ZM177 72H176V73H177ZM213 72H214V74H213ZM230 72H231V71H230ZM230 72H229V73H230ZM235 72H237L236 74H238V71H235ZM15 73L13 72L12 74L15 75ZM27 73H29V72H27ZM51 73H53V71L50 72V74H51ZM61 73H62V72H61ZM124 73H126V72H124ZM153 73H155V72H153ZM168 73H169V72H168ZM172 73H173V72H172ZM172 73H170V74H172ZM245 73H246V72H245ZM245 73H244V74H245ZM248 73H249V70H248ZM248 73H247V75H248ZM261 73H263L262 75H264V72L261 71ZM261 73H260V74H261ZM30 74H31V72L29 73V75H28V74H27V75H28V76H31ZM34 74L36 75V72H34ZM58 74H59V73H58ZM130 74H131V73H130ZM159 74H160V73H159ZM166 74H167V73H166ZM250 74H249V75H250ZM258 74H259V73H258ZM4 75H5V73L3 74V76H4ZM27 75L24 74V75H22V76H24L25 79H26V77L28 78ZM72 75H74V74H72ZM110 75H111V73H110ZM112 75H113V74H112ZM114 75H116V74H114ZM138 75H139V73H138ZM138 75H137V76H138ZM141 75H142V74H140V77H141ZM143 75H144V73H143ZM154 75H155V74H154ZM176 75L174 74V76H176ZM232 75H233V73H232ZM234 75H235V74H234ZM245 75H246V74H245ZM249 75H248V76H249ZM17 76H18V75H17ZM19 76H18V78H19ZM37 76H38V77H39V76L41 77V73H40V75L37 74ZM37 76H36V79H37ZM52 76L54 77L53 74H52ZM70 76H71V75H70ZM74 76H75V75H74ZM104 76H105V75H104ZM107 76H108V75H107ZM125 76H126V75H125ZM137 76H135V77H137ZM146 76H149V75H146ZM150 76H151V75H150ZM160 76H163V74L160 75ZM160 76H159V77H160ZM167 76H168V75H166V77H167ZM171 76H172V75H171ZM171 76H170V77H171ZM174 76H173V77H174ZM222 76L225 77L224 75H222ZM235 76H236V75H235ZM235 76H234V77H235ZM237 76H238V75H237ZM241 76H242V78H244L243 75H240V74H239L238 77L241 78ZM248 76H247V78L249 79L250 76H249V77H248ZM251 76H253V75L251 74ZM258 76H259V75H258ZM0 77H2L1 74H0ZM15 77H16V75H15ZM15 77H14V78H15ZM53 77H52V78H53ZM119 77H120V75H119L118 77H117V76H116V77L113 76V79H112L111 76H110V78H111L112 80H111L110 78H109V79H110V81L117 82V84H116V85H117L116 89L118 90V88H120V89H121V92H122V90H124V89H123V86H124L125 84L127 85V83H125V84H124V83H121L120 79H118ZM140 77L138 76L139 79H140ZM143 77H144V76H143ZM234 77H229V78L232 79V80H236V81H237L238 77H237V79H234ZM254 77H255V74H254ZM254 77H253L252 79H254ZM29 78H30V77H29ZM31 78H32V77H31ZM76 78H78V77L75 76V83H76ZM80 78H81V77H80ZM80 78H78V80H79ZM103 78H104V77H103ZM105 78H106V77H105ZM107 78H108V77H107ZM114 78H115V79H114ZM116 78H117V79H116ZM131 78H134V77H131ZM131 78H130V80H131ZM138 78H137V79H138ZM145 78H146V77H144V79H145ZM147 78H148V77H147ZM174 78H176V77H174ZM179 78H180V77H179ZM227 78H228V77H227ZM235 78H236V77H235ZM6 79H10V80L12 81V78H6ZM16 79H17V78H16ZM25 79L22 77V80L24 81L23 83H25ZM34 79H35V77H34ZM36 79H35V80H36ZM39 79H40V78H39ZM47 79H48V78H47ZM68 79H69V76H68ZM72 79H73V78H72ZM72 79H71V81H72ZM124 79H126V77H125V78L123 77V80H124ZM141 79L144 80L143 78H141ZM152 79H153V78H152ZM152 79H151V80H152ZM161 79H162V78H161ZM163 79L166 80V78H163ZM163 79H162V80H163ZM172 79H173V78H172ZM181 79H180V80H181ZM244 79H245L244 82H246V78H244ZM256 79H257V76H256ZM22 80H21V77H20V80H17V81L19 82V81H22ZM29 80H30V79H29ZM35 80H34V81H35ZM37 80H38V79H37ZM37 80H36V81H37ZM53 80H54V79H52V82H53ZM66 80H67V79H65V81H66ZM78 80H77V82H78ZM80 80H81V79H80ZM82 80H83V79H82ZM121 80H122V76H121ZM123 80H122V82H123ZM128 80H129V79L125 80V82H127ZM130 80H129L128 82L133 81V80H131V81H130ZM151 80H150V81H151ZM154 80H155V79H154ZM180 80L177 79V81H180ZM224 80H225V79H224ZM226 80H227V79H226ZM232 80H230V81H232ZM239 80H240V79H239ZM241 80H242V79H241ZM241 80H240V81H241ZM249 80H250V79H249ZM258 80H259V79H258ZM262 80H263V79H262ZM13 81L15 82V80H13ZM34 81H33V80H32V82L29 81V82H31V84H30V86L27 85V86H29V87L26 86L27 88H26L25 86H21V85H20V84H22L21 82H20V84H18V85L21 86V87H20V92L23 93V95L25 96V97L23 96L24 99H26V98L28 99V100L26 101V102H28V104H29V101H30V104H31V103H34V104L37 103V104H39L40 102H42V101L45 100V98H46V97H44V96H45V95H44V91L46 90V88H45L44 91H43V88H40V87L37 88L38 85H37L36 81H35V82H34ZM38 81H39L38 84H39V83L41 84V81H40V80H38ZM47 81H48V80H47ZM108 81H109V80H108ZM139 81H140V80H139ZM139 81L134 80V82H138V86L140 85L139 83H141V82H139ZM145 81H146V79H145ZM150 81H148V83H147L148 85H151V84H152ZM177 81H175V82L178 83ZM228 81H229V80H228ZM236 81H232V82H236ZM240 81H239V82H240ZM253 81L255 82L256 80H253ZM253 81H252V83H253ZM7 82H8V81H7ZM7 82L5 81V79H4V80H0V89H2V88L5 87V86H6V88H7ZM9 82H10V81H9ZM33 82H34V83H33ZM42 82H43V81H42ZM54 82H55V81H54ZM80 82H82V81H80ZM80 82H79V83H80ZM86 82H87V81H86ZM86 82H85V80L83 81L84 84H85ZM134 82L131 83L132 86H133V83H134ZM146 82H147V81H146ZM149 82H150V84H149ZM158 82H159V81H157V83H156V82H155V83L158 85V84H159ZM167 82H168V79H167ZM172 82H173V80H172ZM172 82H171V83H172ZM175 82H173V83H175ZM249 82H250V81H249ZM256 82H258V81H256ZM11 83H12V82H11ZM11 83H10V84H11ZM26 83L28 84V82H26ZM35 83H36V84H35ZM46 83H47V82H46ZM71 83H72V82H71ZM79 83H78V84H79ZM88 83H89V82H88ZM109 83H110V82H109ZM109 83H108V84H109ZM142 83H143V82H142ZM162 83H163V82H162ZM168 83H170V80H169ZM168 83H167V84H168ZM176 83H175V84H176ZM218 83H219V86L217 87ZM246 83H247V82H246ZM252 83H251V85H252ZM259 83H260V82H259ZM259 83H256V84L258 85ZM40 84H39V85H40ZM48 84H49V83H48ZM55 84H56V83H55ZM63 84H64V83H63ZM66 84H67V83H66ZM76 84H77V83H76ZM78 84H77V85H78ZM106 84H107V83H106ZM122 84H124V85H122ZM128 84H129V83H128ZM135 84H137V83H135ZM135 84H134V85H135ZM165 84H166V83H165ZM167 84H166V85H167ZM181 84H182V83H181ZM12 85H14V84H11V87H12ZM22 85H23V84H22ZM24 85H25V84H24ZM86 85H87V84H86ZM90 85H91V87L94 89L93 92H92L93 94H92V93H91V94L94 95L95 92H96L95 95H97V98L100 99V98L98 97V95H100V93H102V91H100V92L97 94V92H98L99 89H100V88H97L98 85H99V83H98L97 85H96V84H93V85H92V83H90ZM90 85H89V86L87 85V88L89 87V90H90V92H91ZM95 85H96V89H98V91L93 87V86H95ZM101 85H102V84H101ZM143 85H144V84H143ZM157 85H156V86H157ZM161 85H162V84H161ZM161 85H158V87L161 86ZM168 85H171V87H172L173 89H174V87H176L177 85L179 86V84H177L176 86H175V85L172 86L173 84H168ZM251 85H250V86H251ZM253 85H254V84H253ZM253 85H252V86H253ZM259 85H262V83L259 84ZM16 86H17V84H16ZM40 86H41V85H40ZM63 86H64V85H63ZM69 86H70V84H69ZM73 86H74V85H73ZM79 86H82V84H81V85L79 84ZM110 86H112V85H110ZM113 86H114V83H113ZM113 86H112V87H113ZM141 86H142V85H141ZM144 86L147 87L146 84H145ZM214 86H216L217 88H216V89L212 88V87H214ZM245 86H246V87H248V86H247V85H244V88H245V91H246V87H245ZM13 87H15V86H13ZM74 87H75V86H74ZM99 87H100V86H99ZM102 87L104 88V85L101 86V89H102ZM108 87H109V86H108ZM108 87H107V85H106V88H107V89H108ZM112 87H110L109 89L111 90ZM124 87H125V86H124ZM128 87H130V85H128ZM139 87H140V86H139ZM139 87H138V88H139ZM169 87H170V86H169ZM257 87H258V86H257ZM261 87H264V84H263V86H261ZM17 88H18V86H17ZM76 88H77V87H76ZM76 88H75V89H76ZM79 88H80V87H79ZM79 88H78V90H76V91L79 92ZM85 88H86V87H85ZM130 88H132V87H130ZM143 88H144V87H143ZM162 88H163V89H162L163 91L166 90V89H164V86H163ZM176 88H178V87H176ZM252 88H253V87H252ZM252 88H248V89H252ZM7 89H8V92H9L10 89H9V88H7ZM56 89H57V88H56ZM81 89H83V88H81ZM101 89H100V90H101ZM109 89H108V90H109ZM144 89L146 90V88H144ZM147 89H149V88H147ZM168 89H169V88H168ZM168 89H167V90H168ZM179 89H181L179 92L182 93V92H183L182 90L184 89V87L181 88V85H180V88H178L177 91H176L177 93H179V92H178ZM185 89H184V90H185ZM212 89H214V90L212 91ZM233 89H234L235 92L233 91ZM248 89H247V92H248V91H249V92H252V90L250 91V90H248ZM256 89L258 90V88H256ZM256 89H255V91H256ZM259 89H261L260 86H259ZM262 89L264 90V88H262ZM3 90H5V89H3ZM13 90H14V88H13ZM13 90H11L10 92H14ZM15 90L18 91V89H15ZM51 90H52V89H51ZM54 90H55V89H54ZM104 90H105V93H107L108 95H112V94L114 93V92H113V93L109 94V93L107 92L108 90L106 91L105 88H104ZM110 90H109V91H110ZM112 90H113V89H112ZM114 90H115V87H114ZM114 90H113V91H114ZM131 90H132V89H131ZM134 90H135V87H134ZM134 90H133V94H134ZM137 90H138V89H137ZM145 90H144V91H145ZM149 90H151V89H149ZM263 90H262V94H261V93H260V94L264 96V91H263ZM0 91H2V90H0ZM46 91H47V90H46ZM86 91H87V90H86ZM86 91H85V92H86ZM144 91H143V92H144ZM146 91H147V90H146ZM160 91H161V90H159V93H160ZM187 91H186V92H187ZM243 91H244V90H243ZM255 91H254V92H255ZM20 92H19V95L21 94ZM50 92H51V91H50ZM57 92H59V91H57ZM115 92H116V90H115ZM117 92H119V90H118ZM117 92H116V95L118 94ZM131 92H132V91H130V93H131ZM135 92H137V91H135ZM148 92H152V91H148ZM174 92H175V90H174ZM240 92H242V91H240ZM247 92H243V93H241L240 95H243L244 93L246 94ZM256 92H257V94H258V91H256ZM259 92H260V91H259ZM3 93H4V92H3ZM15 93H16V92H15ZM52 93H53V92H52ZM61 93H62V92H61ZM76 93H77V92H76ZM79 93H80V92H79ZM103 93H104V91H103ZM103 93H102V95L104 96L105 93H104V94H103ZM126 93H128V94H126ZM145 93H147V92H145ZM170 93H171V92H170ZM177 93H176V94H177ZM184 93H185V91H184ZM187 93L190 94L189 92H187ZM187 93H186V94H187ZM9 94H11V93H9ZM13 94H14V93H13ZM58 94H59V93H58ZM58 94H56V95L58 96ZM91 94L89 93L90 96H92ZM119 94H120V93H119ZM119 94H118V95H119ZM122 94H126V95H125L124 97H123L122 95H120L121 98H120V97H119V98L122 99L121 102H120V103H121L120 105H121L122 107H124V108L130 106V110H131V105H132V104H131V102H130L129 100H132L133 98L131 99L128 89L126 88V89L124 90V92H122ZM137 94L140 95L138 92H137ZM137 94H136V95H137ZM147 94H148V93H147ZM153 94H154V93H153ZM253 94H255V93H253ZM260 94H258V97H260V96H259ZM1 95H2V94H1ZM3 95H4V94H3ZM59 95H61V94H59ZM76 95H77V94H76ZM80 95H81V93H80ZM102 95H101V99L104 98V97H102ZM108 95H106L105 97H107ZM114 95H115V94H113L112 96H108V97H111V98H112ZM116 95H115V96H116ZM131 95H132V93H131ZM138 95H137V97H138L137 100H138L139 97H140V96H138ZM142 95H143L144 97H145V96H149V95H144L143 93H141V96H142ZM161 95H162V94H161ZM12 96H16V95H12ZM53 96H54V95H53ZM61 96H62V95H61ZM81 96H82V95H81ZM81 96H80V97H81ZM86 96H87V95H86V93H85V97H86ZM133 96H134V95H133ZM154 96H156V98H157V94H154ZM154 96H153V97H154ZM166 96L168 97V95H166ZM183 96H184V95H183ZM248 96H252V94H251V95H248ZM263 96L260 97L259 100H261V98H263ZM1 97H2V96H1ZM1 97H0V98H1ZM18 97H19V96H18ZM51 97H52V96H51ZM59 97H60V96H59ZM62 97H63V96H62ZM62 97H61V98H62ZM135 97H136V96H135ZM135 97H134V98H135ZM144 97H143V98H144ZM158 97H159V96H158ZM172 97L174 98L173 94H172ZM180 97H181V96H180ZM188 97H190V95H188ZM235 97H236V98H235ZM241 97H242V96H241ZM243 97H246L245 99H249V98H247V96H243ZM253 97H254V99H255L257 96L255 97V95H254ZM253 97H250V100H251V98H253ZM6 98H7V97H6ZM16 98H17V96H16ZM21 98H22V97H21ZM48 98H50V97H48ZM55 98H57V97H55ZM66 98H67V97H66ZM82 98H84V97H82ZM87 98H88V97H86L85 100H86ZM114 98H115V97H114ZM183 98H184V97H183ZM17 99H18V98H17ZM57 99H58V98H57ZM109 99H110V98H108V100H109ZM140 99H141V101H143V100L146 99V98H144V99L142 100V98L140 97ZM160 99H161V98H160ZM162 99H163V98H162ZM167 99H168V98H167ZM238 99L240 100V98H238ZM0 100H1V99H0ZM14 100H15V99H14ZM14 100L4 99V101L1 100L2 102H0V132L6 137V139H7V138H8V139H11V137H12V138H15V136L13 137V133H14V132H12L13 130H11V128H9V127H10V123H9V121H8V119H7V115H9L10 113H9V114H6V113H5L8 107H11V106L16 105V104H14V103H15ZM22 100H23V99H22ZM47 100H48V102L50 103L49 99H47ZM50 100H51V99H50ZM70 100H71V99H70ZM85 100H84V101H85ZM93 100H94V99H93V97H92V99H91L90 102H93ZM114 100H117V99L115 98ZM150 100H151V99H150ZM154 100H155V99H154ZM154 100H153V101H154ZM156 100H158V98H157ZM156 100H155V102H156ZM163 100H164V99H163ZM175 100H176V99H175ZM177 100H178V99H177ZM177 100H176V103H178ZM179 100H180V99H179ZM181 100H182V99H181ZM243 100H244V99H243ZM243 100H242V98H241V100H240L239 102H241V101H243ZM256 100H257V99H256ZM18 101H19V99H18ZM20 101H21V99H20ZM52 101H53V100H52ZM58 101H60V99H59ZM68 101H69V100H68ZM118 101H120V100L118 99ZM118 101H115V102H114L113 100L111 101V104H114L113 107L116 105L115 103H117ZM133 101H134V99H133ZM133 101H132V103H133ZM153 101H150V102H153ZM161 101H162V100H161ZM183 101H184V100H182V101H180V102L183 103ZM187 101H188V100H187ZM190 101L193 102L192 100H190ZM190 101H189V102H190ZM248 101H249V100H248ZM257 101H258V100H257ZM16 102H17V100H16ZM22 102H25V100H23ZM22 102H21V103H22ZM55 102H56V100H55ZM64 102H65V101H64ZM66 102H67V100H66ZM69 102H70V101H69ZM86 102H87V101H86ZM95 102H96V101H95ZM112 102H114V103H112ZM137 102H138V101H137ZM139 102H140V101H139ZM148 102H149V101H148ZM163 102H165V101H163ZM191 102H190V103H191ZM250 102L252 103V101H250ZM254 102H256V101H254ZM258 102H259V101H258ZM258 102H257V103H258ZM61 103H62V102H61ZM67 103H68V102H67ZM87 103H88V102H87ZM97 103H98V102H97ZM145 103H146V102L144 101V104H145ZM160 103H161V102H160ZM160 103H159V104H160ZM168 103H169V101H168ZM176 103H175V105H176ZM190 103H188V104H190ZM220 103H222L223 107L219 105ZM246 103H248V102H246ZM261 103H262V102H261ZM13 104H14V105H13ZM22 104H25V103H22ZM22 104H21V105H22ZM34 104H33V105H34ZM57 104H58V106L61 105V104L59 105V102L56 103V105H57ZM68 104H69V103H68ZM68 104H66L67 107L69 106ZM70 104H71V103H70ZM90 104H91V103H89V105H90ZM92 104H93V103H92ZM117 104H118V103H117ZM134 104L136 105V103H133V105H134ZM138 104H139V103H138ZM138 104H137V106H136L137 108H136L135 106H133V108L135 107L136 110H134L135 108L132 109V110L134 111V113H135V111H136V114H137V112H138V114H137L138 116H137V117H139V115H141V114H139V112H140V113L144 112V110L141 111L142 108H140V106H143V105H140V104H141V103H140V104H139L140 106L138 107ZM153 104L156 105V106H154V105H152V106H154V108L157 107V109H158V106H157L158 103L156 102V103H153ZM159 104H158V105H159ZM170 104H171V103H169L168 105H170ZM180 104H181V103H180ZM21 105H20V106H21ZM25 105L28 106L27 104H25ZM25 105H23V106H25ZM47 105H48V104H47ZM62 105H64V104H62ZM89 105H88V106H89ZM94 105H96V104H94ZM94 105H93V106L91 105V106H92L93 108L96 107L97 109L100 107L98 104H97V106H94ZM162 105H163V104H162ZM178 105H179V104H178ZM183 105H184V104H183ZM183 105H181V106H183ZM190 105H192V106L194 107V104H193V103H191ZM190 105H188V107H189ZM251 105H253V103H252ZM251 105H250V107H252ZM257 105H258V104H257ZM259 105H261V104H259ZM259 105H258V106H259ZM29 106H32V105H29ZM29 106H28L27 108H29ZM86 106H87V105H86ZM145 106H146V104H145ZM147 106H149V105H147ZM150 106H151V105H150ZM163 106H164V105H163ZM163 106H162V108H164ZM179 106H180V105H179ZM184 106H185V105H184ZM254 106H255V105H254ZM261 106H262V105H261ZM261 106L258 107V108H261ZM50 107H52V106H50ZM50 107H49V108H50ZM62 107H64V106H62ZM71 107H72V106H71ZM73 107H74V106H73ZM111 107H112V105H111ZM115 107H116V106H115ZM115 107H114V108H115ZM165 107H166V106H165ZM168 107H170V106H168ZM173 107H175V106L173 105ZM193 107L190 108V109L188 108V109H189L190 111H191V109H192V110H195V109H193ZM200 107H199V108H200ZM14 108H15V107H14ZM14 108H13V109H14ZM16 108H17V110H18V107H16ZM49 108H47V110H49ZM75 108H76V107H75ZM139 108H140V110H139ZM148 108H149V107H148ZM151 108H152V110H153V107H151ZM166 108H167V107H166ZM166 108H165V110H163L164 112L162 113V115H163L164 117H163L161 114H159V112H157L159 109H158V110L155 109V112H154V110H153L154 113L151 112V116H152V114H155V115L157 116L156 113H158V114L160 115V117L162 116L163 118H166V116H168V115L171 113V115H173V116L175 117V115H174L175 113L172 114V112H169L168 109H166ZM171 108H172V107H171ZM171 108H170V110H171ZM179 108H180V107H179ZM199 108H198V109H199ZM229 108H230V109H229ZM248 108H249V107H248ZM52 109H53V108H50V110H52ZM63 109H64V108H63ZM66 109H67V108H66ZM77 109H78V108H77ZM83 109H84V108H83ZM85 109H86V108H85ZM88 109H89V108H88ZM91 109H92V108H91ZM94 109H95V108H94ZM143 109H147V108H144V106H143ZM185 109H187V108L185 107ZM205 109H204V111H206V112H204L203 115H206V114H207V110H205ZM240 109H241V110H240ZM254 109H255V108L253 107L252 110H254ZM261 109H262V108H261ZM21 110H22V109H21ZM54 110H55V109H54ZM68 110H70V108H69ZM72 110H73V109H72ZM92 110H93V109H92ZM98 110H99V109H98ZM116 110H117V108H116ZM128 110H129V109H128ZM132 110H131V112H132ZM138 110H139V111H138ZM149 110H150V109H147V110H146L147 113H148ZM152 110H150V111H152ZM177 110L179 111L178 107H177ZM202 110H203V109H202ZM209 110H210V111H209ZM249 110H251V109H249ZM252 110H251V113H252ZM258 110H259V109H258ZM263 110H264V109H263ZM23 111H25V110H23ZM40 111H41V110H40ZM45 111H46V110H45ZM76 111H77V110H76ZM85 111H86V110H85ZM87 111H88V110H87ZM160 111H162V110H160ZM173 111H174V110H173ZM180 111L182 112L181 114H183L182 109H180ZM180 111H179V112H180ZM225 111H226V112H229V114H230L231 117L229 116V114L225 113ZM255 111H257V110L255 109ZM12 112L14 113V110H12ZM12 112H11V113H12ZM18 112H19V111H18ZM47 112H48V113L50 112V113H53V114L55 113V111H53V110H52V112H51V111H47ZM60 112H62L61 109H60ZM98 112H99V111H98ZM131 112H130V113H131ZM176 112H177V111H176ZM179 112H178V113H179ZM195 112H198V111L195 110ZM240 112L242 113L243 116L240 114ZM248 112H249V111H248ZM257 112H258V111H257ZM13 113H12V114H13ZM15 113H16V112H15ZM19 113H20V112H19ZM48 113H47V114H48ZM68 113H69V112H68ZM68 113H66V114L68 115ZM71 113H73V111H72ZM80 113H81V112H80ZM117 113H118V111H117ZM119 113H121V112H119ZM191 113H192V112H191ZM213 113H214V112H212L211 114H209V116L207 115V116H208V118H207L208 121L213 120V118L209 120L210 115H212ZM216 113H214L213 115H216ZM260 113H261V112H260ZM53 114H52V115H53ZM56 114H57V115H56ZM136 114H134V117H135V118H136ZM149 114H150V112L148 113V115H149ZM184 114H187V112L184 113ZM189 114H190V113H188L187 115L190 116ZM192 114L194 115V113H192ZM238 114L240 115V117H239ZM254 114L257 116L256 112H254ZM254 114L252 113V115H254ZM10 115H11V114H10ZM14 115H15V114H14ZM42 115H43V114H42ZM42 115H41V116H42ZM44 115H45V117H46V114H44ZM49 115H50V114H49ZM78 115H79V114H77V116H78ZM95 115H96V114H95ZM120 115H121V117H123L122 114H120ZM126 115H127V114H126ZM143 115H145V114L143 113ZM159 115H158V116H159ZM195 115H196V114H195ZM11 116H12V115H11ZM11 116H9V117H11ZM16 116H17V113H16ZM56 116H60V114L58 115V113L56 112V113H55V117L53 116V119H56V118L59 119V118H60V117H56ZM77 116H76V117H77ZM81 116H82V115H81ZM81 116H80V117H81ZM90 116H92V115H90ZM132 116H133V115H131L130 117H132ZM141 116H142V115H141ZM141 116H140V117H141ZM151 116H148V117H150V119H152ZM158 116H157V117H158ZM169 116H170V115H169ZM184 116H185V115H184ZM256 116H254V117H256ZM258 116H259V115H258ZM258 116H257V117H258ZM260 116H261V115H260ZM260 116H259V118H260V119H263L264 116H263V117H260ZM38 117H39V116H38ZM38 117H37V118H38ZM47 117H48V116H47ZM49 117H50V116H49ZM49 117H48V118H49ZM73 117H74V116H73ZM73 117H72V119H73ZM95 117H98V116H95ZM111 117H112V116H111ZM115 117H116V116H115ZM124 117L126 118L125 115H124ZM140 117H139L138 122H139V121H140V122L142 121V117H143V116H142L141 118H140ZM152 117H153V116H152ZM162 117H161V118H162ZM177 117H178V116L176 115V119H177ZM186 117H187V116H186ZM193 117H195V116H193ZM12 118H13V117H12ZM12 118H11V119H12ZM29 118H30V117H29ZM63 118H64V117H63ZM69 118H71V117H69ZM89 118H90V117H89ZM98 118H99V117H98ZM146 118H147V117H146ZM163 118H162V119H163ZM179 118H181V117H179ZM182 118H183V117H182ZM188 118L191 119V117H188ZM198 118H199V119H202V118H200V117H198ZM215 118H216V117H214V119H215ZM240 118H241V119H240ZM242 118H244V119H242ZM259 118H256V119H259ZM11 119H10V120H11ZM31 119L33 120V118H31ZM35 119H36V118H35ZM35 119H34V121H32V120H31V121L35 123ZM39 119H42V118L39 117ZM58 119H56V120H58ZM66 119H67V118H66ZM66 119H65V120H66ZM91 119H92V118H91ZM112 119H113V118H112ZM114 119H115V118H114ZM114 119H113L112 121L115 122V124H116L117 121H116V120L114 121ZM136 119H138V118H136ZM140 119H141V120H140ZM148 119H149V118H148ZM159 119H160V118H159ZM169 119H170V118L167 117L166 120L163 119L162 121H161V120H159V121H161V124H162L163 126H165V124H166V125H169L170 122H169V123L167 122ZM204 119H205V117H204ZM216 119L220 120L219 117H217ZM260 119H259L258 121H261ZM49 120H52L51 117H50ZM56 120H55V121H56ZM81 120H82V119H81ZM92 120H93V119H92ZM153 120H154V117H153ZM153 120H151V121H153ZM155 120H156V118H155ZM155 120H154V121H155ZM173 120H175V119L173 118ZM173 120L171 119L172 123L174 122ZM186 120H187V119H185L184 121H182V119H181V123L183 122L184 124H186V123H185ZM191 120L194 121L193 119H191ZM191 120H189V121H191ZM196 120H197V119H196ZM223 120H220V121H223ZM249 120H250V122H252L253 124H250ZM12 121H13V119H12ZM21 121H22V119H21ZM29 121H30V120H29ZM31 121H30V122H31ZM36 121H39V120L36 119ZM53 121H54V120H53ZM62 121H63V120H62ZM67 121H69V120H66V122H67ZM70 121H72V120H70ZM78 121L80 122L79 119H78ZM83 121H84V120H83ZM85 121H87V120H85ZM118 121H119V123H121L120 120H118ZM122 121H123V120H122ZM127 121H128V120H127ZM176 121H177V122H175V123H179V124H180V122L178 121V119H177ZM200 121H201V123H200ZM200 121H199V122L197 121V122L200 123V124H202V120H200ZM220 121L218 122L217 120H216V121L214 120V122H213L212 124H211V123H210V124L214 127L213 124L216 122V124H218V126H219ZM246 121H248V123H247ZM10 122H11V121H10ZM14 122H15V121H14ZM30 122H29V124H30ZM40 122H41V120H40ZM42 122H46V121L42 120ZM58 122H59V121H58ZM58 122H55L56 125H58V124H57ZM63 122H64V121H63ZM63 122H62V123H63ZM72 122H73V121H72ZM75 122H76V121H75ZM98 122H99V121H98ZM143 122H144V119H143L142 123H143ZM210 122H211V121H210ZM217 122H218V123H217ZM23 123H24V122H23ZM59 123H60V122H59ZM62 123H60V124H62ZM84 123H85V122H84ZM110 123H112V122H110ZM122 123H123V122H122ZM122 123H121V125H124V124H122ZM124 123H125V122H124ZM142 123H140V124H142ZM223 123H224V122H222V128H223V125H225V124H223ZM230 123L233 124V125H235V126H231ZM246 123L249 124L248 129H247V127H245V125L247 126ZM260 123H261V122H260ZM12 124H13V123H12ZM18 124H19V123H18ZM31 124H32V123H31ZM39 124H41V123L34 124V125H39ZM43 124H44V123H42V125H43ZM45 124H47V123H45ZM53 124H54V123H53ZM63 124H64V123H63ZM100 124H101V123H100ZM117 124H118V123H117ZM117 124H116V125H117ZM125 124H126V123H125ZM138 124H139V123H138ZM140 124H139V125H140ZM147 124H148V123H147ZM149 124H150V123H149ZM196 124H197V123L195 122V126H196ZM205 124H206V123H205ZM210 124H208V125L210 126ZM256 124H257V122H256ZM19 125H20V124H19ZM22 125H23V124H22ZM26 125H27V124H26ZM26 125H23V126H26ZM32 125H33V124H32ZM72 125H73V123H72ZM86 125H87V124H86ZM112 125H113V124H112ZM119 125H120V124H119ZM119 125H118V126H119ZM145 125H146V124H145ZM145 125H144V128L146 127ZM150 125H151V124H150ZM150 125L147 126V127L151 129V127H152L153 125H151V126H150ZM174 125H176V124H174ZM177 125H178V124H177ZM177 125H176V126H177ZM197 125H199V124H197ZM260 125H261V124H260ZM260 125H259V126H260ZM59 126H60V125H59ZM77 126H78V125H77ZM81 126H82V124H81ZM81 126H80V127H81ZM125 126H126V125H125ZM125 126H124V128H125V130H126V127H125ZM128 126H129V125H128ZM142 126H143V125H142ZM181 126H182V125H181ZM181 126H180V127L177 126V127L182 128ZM184 126H185V125H184ZM203 126H204V124H203ZM212 126H210V127H212ZM243 126H244V127H243ZM259 126H258V127H259ZM262 126H263V124H262ZM13 127H14V126H13ZM13 127H12V128H13ZM17 127H18V126H17ZM27 127H29V125H28ZM31 127H32V126H31ZM39 127H41V126H39ZM43 127H45V126L43 125ZM63 127H64V126H63ZM67 127H68V125H67ZM110 127H111V126H110ZM113 127L116 128L117 126H113ZM120 127H122V126L117 127L116 130H117L118 128H120ZM140 127H141V126H140ZM140 127H139V129H140ZM147 127H146V129H147ZM153 127H155V126H153ZM173 127H174V126H173ZM177 127L173 128V129H176V130H177V129H178ZM190 127H191V125H190ZM192 127H193V126H192ZM197 127H198V126H197ZM34 128H35V127H34ZM36 128H37V127H36ZM36 128H35V129H36ZM72 128H73V127H72ZM74 128H75V127H74ZM77 128H78V127H77ZM81 128H82V127H81ZM84 128L87 129L86 127H84ZM165 128L167 129L166 126H165ZM170 128H172V126H171ZM193 128H194V127H193ZM202 128L205 129V126L202 127ZM215 128H216V127H215ZM244 128H246V129L244 130ZM260 128H262V127L260 126ZM263 128H264V126H263ZM30 129H31V128H30ZM30 129H29V130H30ZM41 129H42V128H41ZM54 129H56V128H54ZM63 129H64V128H63ZM142 129H143V128H142ZM146 129H145V130H146ZM168 129H169V127H168ZM182 129H183V128H182ZM199 129H200V128H199ZM203 129H202V130H203ZM206 129H207V127H206ZM213 129H214V128H213ZM219 129H220V126H219ZM224 129H225V127H224ZM253 129H254V131H257V130L255 129V127H254ZM21 130H22V129H21ZM23 130H24V128H23ZM23 130H22V131H23ZM27 130H28V129H27ZM33 130H34V129H33ZM33 130H32V131H33ZM76 130H77V129H76ZM122 130H123V128H122ZM122 130H121V131H122ZM125 130H124V131H125ZM128 130H129V129H128ZM128 130L125 131V132H127V135H126V136H128ZM147 130L149 131V129H147ZM163 130H164V129H163ZM179 130L181 131V129H179ZM184 130H185V129H184ZM184 130H183L182 132H184ZM196 130H197V129H196ZM202 130H199V131H202ZM207 130H209V129H207ZM207 130H205V131H207ZM214 130H215V129H214ZM214 130H213V131H214ZM234 130H235V131H234ZM241 130H240V131H241ZM243 130H244V131H243ZM18 131H20L19 128H18ZM32 131L30 132L31 134H32ZM57 131H58V130H57ZM78 131H79V129H78ZM78 131H77V132H78ZM81 131H82V130H81ZM121 131H120V132H121ZM132 131H133V134H134L133 137H136L135 139H137L138 134H135L136 132L134 133L135 130H132ZM132 131L129 130V134H130V132H132ZM148 131H147V132H148ZM161 131H162V130H161ZM168 131H169L168 133H170V130H168ZM173 131H175V130H173ZM177 131H178V130H177ZM177 131H176V132H177ZM185 131H186V134H187V130H185ZM215 131H217V130H215ZM215 131H214V132H215ZM222 131H223V129H222ZM227 131H228V132H227ZM240 131L237 130V133H235V134H236V137H237V135L239 134L238 132H240ZM25 132H26V131H25ZM25 132H23V133H25ZM42 132H43V131H42ZM64 132H65V130H64ZM67 132H68V131H67ZM67 132H66V133H67ZM77 132H76L75 134H77ZM125 132H124V133H123V131L121 132V133L124 134L123 137L125 136ZM152 132H153V131L151 130V133H152ZM165 132H166V131H164V132L162 131L163 134H164ZM171 132H172V131H171ZM176 132H172V133H176ZM193 132L196 133V131H194V130H193ZM209 132H210V131H209ZM214 132L212 133V136H210V138H212L213 135H216V133H218V135H219V132H218V131H217L216 133H214ZM258 132H259V134H261V136H260V135H258V136H260L261 138H263V136H262V135H263L262 132L260 133V130H259ZM20 133H21V131H20ZM57 133H58V132H57ZM68 133H69V132H68ZM94 133H95V132H94ZM114 133H115V131H114ZM138 133H139V132H138ZM149 133H150V131H149ZM168 133L166 132V135H168ZM177 133H178V132H177ZM184 133H185V132H184ZM220 133H221V132H220ZM226 133L224 132L225 135H228V134H226ZM26 134H27V133H25V135H26ZM55 134H56V133H55ZM72 134H73V132H72ZM84 134H85V133H84ZM95 134H96V133H95ZM117 134H118V133H117ZM133 134H132V135H133ZM163 134H162V135H163ZM190 134H191V133H190ZM199 134H201V132H199ZM203 134H204V133H203ZM203 134H202L201 136H202L203 139H204ZM208 134H209V133H208ZM250 134H251V133H250ZM252 134L256 137L257 132H255V134H254V133H252ZM3 135H1V136L3 137ZM58 135H59V134H58ZM120 135H121V134H120ZM130 135H131V134H130ZM135 135H137V136H135ZM139 135H140V134H139ZM152 135H153V134H152ZM164 135H165V134H164ZM180 135H183V134L181 133ZM184 135H185V134H184ZM191 135H192V134H191ZM191 135H188V136H191ZM205 135H206V132H205ZM210 135H211V134H210ZM232 135H234V133H233ZM246 135L249 136L248 139H246L247 137H245V135H241V136L239 135V136H238V139H241V140H242V136H243V137H245V140H246L247 142L249 141V142L251 143V141L249 140V139L251 138V136H250L249 134H246ZM16 136H17V134H16ZM85 136H86V135H85ZM97 136L100 137V135H97ZM117 136H118V135H117ZM199 136H200V135H199ZM216 136H217V135H216ZM216 136H215V137H216ZM219 136H220V135H219ZM9 137H10V138H9ZM21 137H22V136H21ZM32 137H33V136H32ZM73 137H74V136H73ZM99 137H97V138H99ZM119 137H120V136H119ZM121 137H122V135H121ZM130 137H131V136H130ZM138 137H139V136H138ZM186 137H187V135H186ZM208 137H209V136H208ZM215 137H213V138L211 139V141H212L213 139H214V141H215V139H216ZM222 137H223V135H222ZM252 137H253V136H252ZM255 137H253L254 140H255V143H256V142L258 143V139H259V142H260L259 144H260V147H261V144H262L261 142L263 141V139L258 138V137H256V138H257V139H256ZM29 138L31 139L30 136H29ZM57 138H58V137H57ZM61 138H62V137H61ZM61 138H60V139H61ZM143 138H144V137H143ZM170 138L173 139L174 137H170ZM199 138H201V137H199ZM210 138H209V141H210ZM229 138H230V137H229ZM253 138H251V139H253ZM3 139H5V138L3 137ZM8 139H7V140H8ZM19 139H22V138H19ZM30 139H29V140H30ZM101 139H102V137H101ZM127 139H128V137H127ZM139 139H140V138H139ZM176 139L178 140V137H177ZM183 139H184V138H182V140H181V139H180V140L184 142V143H182V144H185V140H186V139H184V140H183ZM190 139L195 140V139L192 138V137H191ZM197 139H198V138H197ZM232 139H233V138H232ZM260 139H261L262 141H260ZM7 140H6V143L8 142ZM15 140H16V138H15ZM15 140H11V141H13L14 144H15ZM40 140H41V139H40ZM40 140H39V142H40ZM48 140H49V139H48ZM48 140H47V141H48ZM58 140H59V139H58ZM62 140H63V139H62ZM86 140H87V139H86ZM152 140H153V139H152ZM160 140H161V139H160ZM163 140H164V139H162L161 141H163ZM180 140H179L178 143L181 144V141H180ZM187 140H189V139H187ZM193 140H192V142H194L196 145H198L197 143L200 142V141L197 142V141H193ZM199 140H200V139H199ZM228 140H229V139H228ZM230 140H231V139H230ZM236 140H237V138H236ZM243 140H244V139H243ZM256 140H257V141H256ZM18 141H19V143H21L20 140H18ZM18 141H16V142H18ZM31 141H32V140H31ZM47 141H46V142H47ZM50 141H51V140H50ZM83 141H84V139H83ZM101 141H102V140H101ZM139 141H140V140H139ZM201 141H202V140H201ZM204 141H205V139H204ZM209 141H207V142H209ZM211 141H210V142H211ZM214 141H213V142H214ZM216 141H217V140H216ZM238 141H240V140H238ZM246 141H244V143H246ZM252 141H253V140H252ZM9 142H10V141H9ZM9 142L7 143V145L9 146V149L12 148V151H13V147L17 146V144L14 146V144L11 142L12 144L10 143V145H9ZM63 142H64V141H63ZM84 142H85V141H84ZM87 142H88V140H87ZM89 142H90V141H89ZM92 142H93V140H92ZM96 142H97V141H96ZM96 142H95V143H96ZM135 142H138V139H137V141L135 140ZM141 142H142V141H141ZM166 142H168V141H166ZM192 142H191V143H192ZM196 142H197V143H196ZM207 142H206V145L209 144V143L207 144ZM219 142H221V141L218 140V144H217V143H214V144H216L215 146L218 147V145L220 144ZM222 142H224V141L222 140ZM222 142H221V144H222ZM226 142H227V140H226ZM226 142H225V144H223V145H221V146L229 145L228 143H230V142H233V143L235 144L236 141H234V140L232 141V140H231V141H228V143H226ZM249 142H248V146H249V147L247 146V149H250ZM253 142H254V141H253ZM6 143H5V144H6ZM22 143H23V142H22ZM30 143H31V142H30ZM30 143H29V144H30ZM57 143H58V142H57ZM80 143H82V142H80ZM80 143H79V144H80ZM138 143H139V142H138ZM156 143H157V142H156ZM158 143H159V142H158ZM164 143H165V141H164ZM168 143H169V142H168ZM168 143H167V144H168ZM171 143H173L174 145H175V144H178V143H174V141H173V142H170L169 144H171ZM189 143H190V142H189ZM201 143H203V141H202ZM201 143H200V145H201ZM211 143H212V142H211ZM233 143H232V146L229 145V147H234L235 145H233ZM241 143H242V141H241ZM241 143H240V144H241ZM255 143H254V144H255ZM0 144H1V143H0ZM3 144H4V143H3V141H2V145H3ZM24 144H25V143H24ZM27 144H28V143H27ZM44 144H46V143H44ZM52 144H53V143H52ZM73 144H74V143H73ZM92 144H93V143H92ZM139 144H140V143H139ZM169 144H168V146H169ZM182 144H181V145H182ZM192 144H193V143H192ZM195 144H194V145H195ZM203 144H204V143H203ZM230 144H231V143H230ZM236 144H237V142H236ZM259 144H256V145H257L256 147H258ZM2 145H1V146H2ZM7 145H6V146H7ZM18 145L20 146V145H22V144H18ZM47 145H48V144H47ZM49 145H50V144H49ZM77 145H78V143H77ZM98 145H99V144H98ZM108 145H109V144H108ZM128 145H130V144H128ZM143 145H144V144H143ZM185 145H187V144H185ZM189 145H190V144H189ZM189 145H187L188 148L190 147ZM209 145H210V144H209ZM212 145H213V144H212ZM246 145H247V143H246ZM246 145H245V146H246ZM251 145H252V143H251ZM6 146H5V148H7ZM11 146H12V147H11ZM19 146L17 147L18 149L20 148ZM28 146H29V145H28ZM32 146H33V145H32ZM32 146H31V147H32ZM43 146H44V145H43ZM50 146H51V145H50ZM55 146H56V145H55ZM83 146H84V144H83ZM87 146H88V145H87ZM160 146H162V145H159L158 147H160ZM201 146L203 147L204 145H201ZM210 146H211V145H210ZM237 146H238V147H241V145L239 146V143H238ZM237 146H236V147H237ZM245 146H244V144L242 143V147L245 148ZM22 147H23V145H22L21 148H20V149H22V150H21L22 153H21V151L19 150L20 153H21L20 156L22 155V156H23L22 158H25V160L28 161L30 158L28 159V157H25V156L28 155L27 152H26V151H27V150H26L27 148L25 149V148H22ZM74 147H75V146H74ZM88 147H89V146H88ZM100 147H101V146H100ZM100 147H99V148H100ZM170 147H171V145H170ZM170 147H169V148H170ZM175 147H177V145H175ZM193 147H194V146H191V148H193ZM195 147H196V146H195ZM198 147H199V145H198ZM198 147L195 148V149H198ZM238 147H237V148H238ZM242 147H241V148H242ZM3 148H4V147H3ZM3 148H2V150L4 151L5 148H4V149H3ZM28 148L30 149V147H28ZM32 148H33V147H32ZM61 148H62V147H61ZM80 148H81V147H80ZM93 148H94V147H93ZM177 148H178V147H177ZM205 148H206V147H205ZM211 148H212V146H211ZM220 148H221V147H220ZM223 148H224V147H223ZM225 148L227 149V146H226ZM241 148H238V149H241ZM244 148H243V150H244ZM261 148H262V147H261ZM261 148H260V149H261ZM46 149H47V148H46ZM54 149H55V148H54ZM85 149H86V148H84V150H85ZM94 149H95V148H94ZM132 149H133V148H132ZM158 149H160V148H158ZM193 149H194V148H193ZM229 149H230V148H229ZM234 149H235V147H234ZM263 149H264V148H263ZM263 149H262V150H263ZM0 150H1V148H0ZM41 150H43V148H42ZM66 150H67V149H66ZM78 150H79V149H78ZM80 150H81V149H80ZM82 150H83V149H82ZM89 150H90V149H89ZM105 150H106V148H105ZM118 150H119V149H118ZM135 150H136V149H135ZM135 150H134V151H135ZM139 150H140V149H139ZM169 150H170V149H169ZM185 150H186V149H185ZM188 150H189V149H188ZM188 150H186V151H188ZM200 150H201V149H200ZM200 150H199V151H200ZM205 150H206V149H205ZM211 150H213V149H211ZM214 150H215V149H214ZM214 150H213V151H214ZM220 150H221V149H220ZM230 150H231V149H230ZM230 150H229V152H230ZM243 150H242V151H243ZM250 150H251V149H250ZM254 150H255V149H254ZM3 151H1V152H3ZM6 151H7V149H6ZM9 151H10V150H9ZM14 151H16L15 148H14ZM107 151H108V150H107ZM112 151H113V150H112ZM119 151H120V150H119ZM119 151H118V152H119ZM136 151H137V150H136ZM155 151H156V150H155ZM159 151H160V150H159ZM172 151H173V150H172V148H171V151H169L168 153H171ZM189 151H190V150H189ZM199 151H197V152H199ZM207 151H209V150L207 149ZM221 151H222V150H221ZM221 151H220V152H221ZM223 151H225V150H223ZM252 151H253V150H251V151H249V152H247V153H248V154L251 153L252 156H254V155L256 156L257 154H253ZM1 152H0V153H1ZM16 152H17V151H16ZM70 152H71V151H70ZM78 152H79V151H78ZM93 152H94V151H93ZM138 152H139V151H138ZM138 152H137V153H138ZM147 152H148V151H147ZM147 152H146V153H147ZM163 152H164V151H163ZM173 152H174V151H173ZM191 152H192V151H191ZM195 152H196V151H195ZM245 152H246V150H245ZM253 152H254V151H253ZM255 152H256V150H255ZM3 153H4V152H3ZM18 153H19V152H18ZM28 153H29V151H28ZM36 153H37V152H36ZM43 153H46V152H42V154H43ZM55 153H56V152H55ZM59 153H60V152H59ZM133 153H135V152H133ZM164 153H165V152H164ZM199 153H201V152H199ZM206 153H207V152H206ZM214 153H216V152H214ZM223 153H224V152H223ZM225 153H228V151L226 150ZM225 153H224V155H225ZM230 153H232V151H231ZM257 153L259 154V152H257ZM261 153H262V152H261ZM261 153H260V154H261ZM31 154H33V153H30V155H31ZM42 154H40V155H42ZM50 154H51V152H50ZM76 154H77V153H76ZM84 154H85V153H84ZM84 154H82V155H84ZM122 154H124V153H122ZM148 154H149V153H148ZM195 154H196V153H195ZM197 154H198V153H197ZM203 154H204V153H203ZM30 155H28V156L30 157ZM33 155H34V154H33ZM33 155H32V156H33ZM46 155H49V154H45V156H44V155H42V156L46 159L47 157H49V156L46 157ZM59 155H60V154H59ZM92 155H93V154H92ZM115 155H116V154H115ZM118 155H119V154H118ZM120 155H121V153H120ZM191 155H194V154L192 153ZM191 155H190V156H191ZM199 155H200V154H198V156H199ZM201 155H202V154H201ZM232 155H233V154H232ZM232 155H231V157H233ZM239 155H241V154H238V156H239ZM57 156H58V155H57ZM94 156H95V154H94ZM148 156H149V155H148ZM213 156H214V155H213ZM234 156H235V154H234ZM249 156H250V155H249ZM252 156L249 157L248 159L253 158ZM258 156H259V155H258ZM263 156H264V153H263L262 156L260 155V158L263 157ZM0 157H1V156H0ZM40 157H41V156H40ZM43 157H42V158H43ZM63 157H64V156H63ZM73 157H74V156H73ZM80 157H81V156H80ZM85 157H86V155H85ZM90 157H91V156H90ZM101 157H102V156H101ZM106 157H107V156H106ZM113 157H114V156H113ZM115 157H116V156H115ZM149 157H151V155H150ZM186 157H187V156H186ZM203 157H204V156H203ZM209 157H210V156H209ZM218 157H219V156H218ZM223 157H224V156H223ZM236 157H237V154H236ZM236 157H235V158H236ZM2 158H3V157H2ZM10 158L12 159L11 156H10ZM26 158H27V159H26ZM31 158H32V157H31ZM33 158H34V157H33ZM53 158H54V157H53ZM55 158H56V157H55ZM75 158H77V157H75ZM98 158H99V157H98ZM123 158H124V157H123ZM147 158H148V157H147ZM147 158H146V159H147ZM152 158H153V157H152ZM191 158H192V156H191ZM193 158H194V157H193ZM196 158H197V157H196ZM207 158H208V157H207ZM211 158H212V157H211ZM211 158H208V159H211ZM235 158H234V159L231 158V159H233V161H234ZM243 158H244V157H243ZM260 158H259V159H260ZM11 159H10V160H11ZM13 159H14V157H13ZM13 159H12V160H13ZM38 159H39V158H38ZM50 159H51V158H50ZM56 159H57V158H56ZM92 159H93V158H92ZM103 159H104V158H103ZM119 159H120V158H119ZM202 159H203V158H202ZM213 159H214V161H215L216 163L218 162V161L215 160V158H213ZM216 159H217V158H216ZM223 159H224V158H223ZM238 159H239V158H238ZM248 159H247L246 162H247V163L250 162L249 164L252 165L251 163H253L254 160H252V162H251V160L248 162ZM263 159H264V157H263ZM48 160H49V159H48ZM48 160H46V162H47ZM57 160H58V159H57ZM77 160H78V159H77ZM90 160H91V159H90ZM153 160H154V158H153ZM159 160H160V159H159ZM170 160H171V159H170ZM181 160H183V159H181ZM196 160H198V159H196ZM196 160H195V161H196ZM199 160H200V159H199ZM211 160H212V159H211ZM227 160H228V159H227ZM241 160H242V159H241ZM243 160H244V162H245L246 158H244ZM41 161H42V160H41ZM44 161H45V160H44ZM49 161H50V160H49ZM53 161H54V163H55V159H54ZM78 161H79V160H78ZM96 161H97V160H96ZM116 161H117V159H116ZM133 161H134V160H133ZM142 161H143V160H142ZM156 161L158 162V160H156ZM186 161H188V160H186ZM203 161H204V160H203ZM214 161H213V162H214ZM221 161H222V160H221ZM228 161H229V160H228ZM236 161H237V160H236ZM6 162H7V160H6ZM9 162H10V161H9ZM35 162H36V161H35ZM42 162H43V161H42ZM94 162H95V161H94ZM126 162H127V161H126ZM128 162H129V161H128ZM153 162H154V161H153ZM157 162H156V163H157ZM182 162H183V161H182ZM193 162H194V161H193ZM199 162H200V161H199ZM210 162H211V161H209V163H210ZM219 162H220V161H219ZM222 162H223V161H222ZM254 162H255V161H254ZM256 162H257V161H256ZM263 162H264V161H263ZM7 163H8V162H7ZM13 163H14V161L11 162V164H8V165L10 166V169L13 168V171H14L15 175H18L17 172H19V171H16V167L20 164V162H19V164H17V161H16V163H14V164H13ZM26 163H27V162H26ZM28 163H29V162H28ZM28 163H27V165H28ZM77 163H78V162H77ZM79 163H81V162H79ZM83 163H84V162H83ZM96 163H97V162H96ZM117 163H118V162H117ZM154 163H155V162H154ZM160 163H161V161H160ZM167 163H168V162H167ZM185 163H186V162H185ZM196 163H197V161H196ZM209 163H208V164H209ZM223 163L226 164L225 162H223ZM227 163H228V162H227ZM229 163H231V162H229ZM236 163H237V162H236ZM12 164H13V165H12ZM42 164H43V163H42ZM46 164L48 165V163H46ZM46 164H43V165H46ZM50 164H51V163H50ZM89 164L91 165V163H89ZM119 164H120V163H119ZM164 164H165V163H164ZM190 164H191V163H190ZM208 164H206V165H208ZM211 164H212V163H211ZM249 164H248V166H249ZM3 165H5V164H3ZM3 165L0 166V167H2V171H1V172H2V175H3V171H4L5 168H6V167L3 166ZM15 165H16V166H15ZM97 165H98V164H97ZM116 165H117V164H116ZM124 165H125V164H124ZM133 165H134V164H133ZM135 165H136V164H135ZM135 165H134V166H135ZM160 165H161V164H159V167H161ZM179 165H180V164H179ZM198 165H199V163H198ZM202 165H203V164H202ZM226 165H227V164H226ZM232 165H233V164H232ZM238 165H239V163H238ZM256 165H257V164H256ZM9 166H7V167H8V168H7V169H8V170H7L8 174H6V172H5L6 175H10L9 172L12 171V169L9 171ZM11 166H12V167H11ZM30 166H31V164H30ZM80 166H81V165H80ZM87 166H88V165H87ZM101 166H102V165H101ZM113 166H115V165H113ZM126 166H127V165H126ZM128 166H129V165H128ZM130 166H131V164H130ZM130 166H129V167H130ZM176 166H178V165H176ZM181 166H182V165H181ZM191 166H192V165H191ZM196 166H197V165H196ZM200 166H201V165H199V167H200ZM219 166H220V165H219ZM236 166H237V165H236ZM3 167H5V168L3 169ZM26 167H27V166H26ZM28 167H29V165H28ZM28 167L26 168V170H28ZM51 167H52V166H51ZM55 167H56V166H55ZM59 167H60V166H59ZM61 167H62V166H61ZM71 167H72V166H71ZM77 167H78V166H77ZM81 167H82V166H81ZM120 167H121V166H120ZM167 167H168V166H167ZM194 167H195V166H194ZM199 167H198V169H199ZM203 167H204V165L202 166V168H203ZM205 167L207 168V166H205ZM205 167H204V168H205ZM209 167L211 168V166L208 165V168H209ZM216 167H217V166H216ZM231 167H233V166H231ZM231 167H230V168H231ZM239 167H240V166L237 167V168H238L237 173H236L237 175H238V173L241 171V169H239ZM69 168H70V167H69ZM92 168H93V167H92ZM114 168H115V167H114ZM117 168H118V166H117ZM131 168H132V167H130V170L135 169V168H132V169H131ZM162 168L165 169L166 167H165V168L162 167ZM187 168H188V167H186V170H185V171H188V170H189V169L187 170ZM206 168H205V169H206ZM208 168H207V169H208ZM218 168H219V167H218ZM218 168H217V169H218ZM225 168H226V167H225ZM240 168H242V167H240ZM245 168H246V167L244 166V169H245ZM248 168H250V167H248ZM18 169H19V167H18ZM31 169H32V168H31ZM48 169H49V168H48ZM59 169H60V168H59ZM67 169H68V168H67ZM70 169H71V168H70ZM112 169H113V168H112ZM123 169H124V168H123ZM143 169L145 170V168H143ZM160 169H161V168H160ZM182 169H183V167H182ZM192 169H193V168H192ZM215 169H216V168H215ZM217 169H216V170H217ZM231 169H232V168H231ZM233 169H234V168H233ZM233 169H232V170H233ZM0 170H1V168H0ZM46 170H47V168H46ZM65 170H66V169H65ZM80 170H81V169H80ZM85 170H86V169H85ZM118 170H119V169H118ZM121 170H122V169H121ZM148 170H149V168H148ZM151 170H152V168H151ZM161 170H162V169H161ZM161 170H160V171H161ZM167 170H168L169 172L172 171V170L170 171L169 169H167ZM167 170H166V171L162 170V172H166L165 174H169V175H170V173H169ZM183 170H184V169H183ZM193 170H194V169H193ZM193 170H192V171H193ZM196 170H197V168H196ZM196 170H195V171H196ZM200 170H201V168H200ZM203 170H204V169H203ZM210 170L215 171L214 169H209V171H210ZM223 170H224V168H223ZM229 170H230V169H229ZM235 170H236V169H235ZM235 170L233 171L234 173H235ZM245 170H247V168H246ZM13 171H12V172H13ZM15 171H16V172H15ZM49 171H50V170H49ZM49 171H48V172H49ZM53 171H54V170H53ZM68 171H69V170H68ZM72 171H73V170H72ZM77 171H78V170H77ZM88 171H89V170H88ZM93 171L95 172V170H93ZM132 171H133V170H132ZM145 171H147V168H146ZM160 171H159V172H160ZM190 171H191V170H190ZM190 171L187 172V175H188V173H190ZM225 171H226V170H225ZM225 171H224V172L222 171V172L226 174V172H228V171H226V172H225ZM12 172H11V174H12ZM26 172H27V171H26ZM61 172H62V171H61ZM64 172H65V171H64ZM101 172H102V171H101ZM123 172H124V171H123ZM129 172H130V171H129ZM139 172H140V171H139ZM157 172H158V171H157ZM159 172H158V173H159ZM167 172H168V173H167ZM172 172H173V171H172ZM174 172H175V171H174ZM206 172H207V171H206ZM218 172H219V171H218ZM242 172H243V171H241V174L239 173L240 175H238V179H237V180H239V179L241 178V176H242ZM16 173H17V174H16ZM35 173H36V172H35ZM52 173H53V172H52ZM52 173H51V175H52ZM54 173H56V172H54ZM65 173L67 174V172H65ZM82 173H83V172H82ZM103 173H104V172H103ZM146 173L148 174V172H146ZM158 173H157V175H158ZM202 173H203V172H202ZM209 173H210V172H209ZM223 173H221V174L223 175ZM234 173H233V174H234ZM263 173H264V172H263ZM21 174H22V173H21ZM21 174L19 173V175H21ZM27 174H28V173H27ZM27 174H26V175H27ZM30 174H31V173H30ZM49 174H50V173H49ZM62 174H63V172H62ZM72 174H73V173H72ZM75 174H76V173H75V171H74V175H75ZM120 174H122V173H120ZM134 174H135V173H134ZM140 174H141V173H140ZM150 174H151V172H150ZM150 174H149V175H150ZM163 174H164V173H163ZM163 174H162V175H163ZM176 174H177V173H176ZM195 174H196V172H195ZM214 174H215V172L213 173V175H214ZM227 174H228V173H227ZM229 174H230V173H229ZM229 174H228V175H229ZM233 174L231 173V175H229V176H232ZM246 174H247V176L250 175V174H248V173H246ZM12 175H13V174H12ZM34 175H35V174H34ZM34 175H32V176H34ZM53 175H54V174H53ZM64 175H65V174H64ZM83 175H84V173H83ZM83 175H82V176H83ZM99 175H100V174H99ZM102 175H103V174H102ZM104 175H105V173H104ZM104 175H103V176H104ZM108 175H109V174H108ZM127 175H128V174H127ZM138 175H139V174H138ZM172 175H173V174H172ZM174 175H175V174H174ZM184 175H186V174H184ZM184 175H183V176H184ZM211 175H212V174H211ZM222 175H220V176H222ZM234 175H235V174H234ZM261 175H262V174H261ZM261 175H260V176H261ZM0 176H1V175H0ZM4 176H5V175H4ZM10 176H11V175H10ZM10 176H9L8 178H10ZM13 176H14V175H13ZM13 176H11V177H13ZM24 176H25V174H24ZM67 176H68V174H67ZM70 176H71V175H70ZM106 176H107V175H106ZM129 176H130V175H129ZM136 176H137V175H136ZM150 176H152V178H153V175H152V174H151ZM163 176H164V175H163ZM163 176H162V177H163ZM166 176H168V175H166ZM181 176H182V175H181ZM189 176H190V175H189ZM189 176H188V177L186 176L187 179L189 178ZM217 176H218V175H217ZM224 176H225V175H224ZM243 176H244V174H243ZM243 176H242V178H244V179H242V178L240 179V181H239L240 183L238 182L239 185L237 184V187L240 186V185H241V187H243L241 183H242V182L244 183V181L247 180L246 178H249V176H248V177H245V176L243 177ZM258 176H259V175H258ZM260 176H259V177H260ZM15 177H16V176H15ZM19 177H20V176H19ZM42 177H43V176H42ZM52 177H53V176H52ZM79 177H80V176H79ZM84 177H85V176H84ZM84 177H83V179H84ZM95 177H96V176H95ZM100 177H102V176H100ZM119 177H120V176H119ZM130 177H131V176H130ZM191 177H193V174H191ZM191 177H190V178H191ZM210 177H211V176H210ZM215 177H216V176H215ZM251 177H252V176H251ZM6 178H7V177H6ZM6 178H5V179H6ZM13 178H14V177H13ZM16 178H17V177H16ZM20 178H21V177H20ZM27 178H28V177H27ZM33 178H35V177H33ZM69 178H70V177H69ZM123 178H124V177H123ZM149 178H150V177H149ZM233 178H234V179H233ZM233 178H230V179H232V181H233V180L236 181L235 176H234ZM255 178H257V177H255ZM255 178H254V176H253L252 179H250V178H249V179L252 181V180L255 179ZM263 178H264V177H263ZM263 178H262V179H263ZM2 179H4L3 176H2ZM21 179H22V178H21ZM46 179H47V178H46ZM48 179H49V178H48ZM67 179H68V178H67ZM76 179H77V178H75V180H76ZM95 179H96V178H95ZM124 179H125V178H124ZM192 179H194V178H192ZM227 179H229V177H228ZM257 179H258V178H257ZM262 179L260 178V180H262ZM16 180H19V178L16 179ZM24 180L27 181L26 177L24 178ZM30 180L32 181V179H30ZM43 180H44V179H43ZM57 180H58V178H57ZM57 180H56V181H57ZM68 180H69V179H68ZM72 180H73V179H72ZM81 180H82V179H81ZM85 180H86V179H85ZM85 180H83V182H86ZM98 180H99V179H98ZM209 180H210V179H209ZM213 180H215V179L213 178ZM241 180H242V181H241ZM250 180H248V181H250ZM3 181H4V180H3ZM7 181H8V179H7ZM9 181H10V180H9ZM13 181H14V180H13ZM13 181H12V182H13ZM45 181H47V180H45ZM45 181H44V183H46ZM66 181H67V180H66ZM70 181H71V180H70ZM79 181H80V180H79ZM79 181H78V182H79ZM87 181H88V180H87ZM93 181H94V179H93ZM101 181H103V180H101ZM248 181H247V183H248ZM251 181H250V182H251ZM67 182H68V181H67ZM150 182H151V181H150ZM177 182H178V181H177ZM213 182H214V181H213ZM250 182H249V183H250ZM252 182H253V181H252ZM252 182L250 183V185H249V183H248L247 185H249V186L252 187ZM261 182H264V181L262 180ZM1 183H3V182H1ZM1 183H0V184H1ZM15 183H16V182H15ZM23 183H24V182H23ZM25 183H26V185H27L28 181L25 182ZM37 183H38V182H37ZM41 183H42V182H41ZM49 183H50V182H49ZM49 183H47V184L49 185ZM51 183H52V182H51ZM91 183H92V182H91ZM98 183H99V182H98ZM105 183H106V182H105ZM105 183L103 182V185H104ZM192 183H193V181H192ZM215 183H216V182H215ZM234 183H235V182H234ZM236 183H237V182H236ZM245 183H246V182H245ZM245 183H244V184H245ZM16 184H17V183H16ZM16 184H13L15 190H16ZM47 184H45V185L48 187ZM79 184L82 185L81 182H79ZM92 184H93V183H92ZM92 184L90 185V182H89V185H90V187H91V189L89 188V191H90V192H91V191L93 192V190H92ZM96 184H97V183H96ZM155 184H156V183H155ZM158 184H159V183H157V185H158ZM232 184H233V183H232ZM232 184H230V185H232ZM1 185H2V184H1ZM4 185H5V183H4ZM7 185H8V182H7ZM7 185H6V186H7ZM26 185H25V186H26ZM62 185H63V184H62ZM75 185H77V184H75ZM80 185H79V186H80ZM83 185H85V184H83ZM86 185H87V184H86ZM86 185H85V187H86ZM89 185H88V186H89ZM101 185H102V183H101ZM159 185H160V184H159ZM191 185H192V184H191ZM202 185H203V184H202ZM215 185H216V184H215ZM230 185H229V186H230ZM233 185L235 186L236 184H233ZM233 185H232V187L230 186V188H229L228 191H230L231 189L234 190V188H235V190L237 189V187H234V188H233ZM255 185H256V184L254 183L253 187H254ZM37 186H38V184H37ZM37 186H36V187H37ZM46 186H45V187H46ZM57 186H58V185H57ZM59 186H60V185H59ZM59 186H58L57 188H59ZM64 186H65V185H64ZM77 186H78V185H77ZM93 186H95V185H93ZM99 186H100V185H99ZM99 186H98V187L96 186V187L99 188ZM110 186H111V185H110ZM180 186H181V184H180ZM220 186H221V185H220ZM244 186H246V184H245ZM3 187H4V186H3ZM40 187H41V186H40ZM69 187H70V186H69ZM82 187L84 188V186H82ZM108 187H109V185H108ZM135 187H137V186H135ZM185 187H186V186H185ZM203 187H204V186H203ZM209 187H210V186H209ZM216 187H218V186H216ZM221 187H222V186H221ZM221 187H220V188H221ZM226 187H227V186H226ZM226 187L224 186V187L222 188V190H223L224 188H226ZM246 187H247V186H246ZM253 187L251 188V189H252V193H253ZM263 187H264V186H263ZM4 188H5V187H4ZM26 188H27V186H26ZM38 188H39V187H38ZM57 188H56V189H57ZM60 188H61V187H60ZM83 188H82V189H83ZM93 188H94V187H93ZM97 188H96V189H97ZM112 188H113V187H112ZM227 188H228V187H227ZM227 188H226L225 190H227ZM256 188H257V187H256ZM256 188H255L256 191H257V190H258V191L263 190V189H260V188H258V189H256ZM11 189H12V188H11ZM27 189H28V188H27ZM35 189H37V188H35ZM39 189H40V188H39ZM80 189H81V188H80ZM94 189H95V188H94ZM181 189H182V188H181ZM190 189H191V188H190ZM190 189H187L186 191H189ZM218 189H219V188H218ZM239 189H240L239 191L242 190L241 188H239ZM249 189H250V188H249ZM251 189H250V190H251ZM0 190H1V189H0ZM6 190L9 191V190H8V187H7V189H6V188L4 189V192H5ZM28 190H29V189H28ZM33 190H34V186H33ZM33 190H32V191H33ZM69 190H70V188H69ZM112 190H113V189H112ZM114 190H115V189H114ZM114 190H113V192H114ZM119 190H120V189H119ZM139 190H140V189H139ZM139 190H138V191H139ZM160 190H161V189H160ZM162 190H164V189H162ZM222 190L219 189V191H222ZM233 190L230 191L232 194H233ZM7 191H6V192H7ZM57 191H58V189H57ZM63 191H64V189H63ZM78 191H79V190H78ZM83 191H84V190H83ZM94 191H95V190H94ZM97 191H98V190H97ZM115 191H116V190H115ZM122 191H123V190H122ZM219 191H218V193H219ZM248 191H249V190H248ZM258 191H257V192H258ZM0 192H1V191H0ZM6 192H5V193H6ZM11 192H13V191L11 190ZM11 192H9L8 194H6V196H7V195H10ZM59 192H60V190H59ZM76 192H77V191H76ZM92 192H91V193H92ZM110 192H111V191H110ZM118 192H119V191H118ZM118 192H117V194H118ZM127 192H128V191H127ZM222 192L225 193L226 191H222ZM230 192H229V194L232 195ZM242 192L245 193L243 190L241 191V193H242ZM261 192H262V191H261ZM261 192L258 193V194H259L258 196H260V193H261ZM61 193H62L63 195H65L64 192H61ZM77 193H78V192H77ZM99 193H101V192H99ZM103 193H104V192H102V195H103V196H104L105 193H106V195L108 194L107 190H105V193H104V194H103ZM120 193H121V192H120ZM187 193H188V192H187ZM189 193H190V192H189ZM237 193H238V192H237ZM241 193H240V194H241ZM247 193H248V192H247ZM263 193H264V192H263ZM263 193H262V194H263ZM56 194H57V192H56ZM67 194L69 195V193H67ZM71 194H72V193H71ZM78 194H79V193H78ZM94 194H95V192H94ZM133 194H134V193H133ZM143 194H144V193H143ZM147 194H148V193H147ZM172 194H173V193H172ZM209 194H210V193H209ZM209 194H208V195H209ZM220 194H221V193H220ZM220 194H219V195H220ZM226 194H227V193H226ZM234 194H236V191L234 192ZM262 194H261V195H262ZM58 195H59V194H58ZM63 195H61V197H62ZM83 195H84V194H83ZM88 195H89V194H88ZM95 195H96V194H95ZM98 195H99V194H98ZM121 195H122V194H121ZM123 195L125 196V195H126V192H125ZM129 195H130V194H129ZM155 195H156V193H155ZM155 195H154V196H155ZM158 195H159V194H157V196H158ZM188 195H189V194H188ZM188 195H187V196H188ZM208 195H207V197H208ZM210 195H211V194H210ZM212 195H213V194H212ZM222 195H224V194H222ZM241 195H242V194H241ZM245 195H247V194H244V196H245ZM248 195H249V194H248ZM256 195H257V193L254 192V194H251V195H249V196H251L250 198H252V197L254 198ZM10 196H11V195H10ZM12 196H13V195H12ZM72 196H73V194H72ZM89 196H91V195H89ZM99 196H100V195H99ZM99 196H96L97 199H98ZM119 196H120V195H119ZM119 196H118V197H119ZM127 196H128V194H127ZM130 196H131V195H130ZM148 196H149V195H148ZM196 196H197V195H196ZM238 196H239V194H238ZM238 196H237V197H238ZM3 197H4V196H3ZM3 197H2V195L0 196V198H3ZM7 197H8V196H7ZM57 197H59V196H57ZM66 197H68V196L66 195ZM75 197H77V196L75 195ZM75 197H74V198H75ZM84 197H85V196H84ZM84 197H83V198H84ZM100 197H101V196H100ZM100 197H99V198H100ZM104 197H106V196H104ZM104 197H103L101 200L99 199L98 202H100V203L102 202L101 204H103V201H102V200L105 199V200H104V204H105V203L107 202V200H110V201H111V199H112V200H113V199H114V200L117 199V195H115L114 193H113V194L110 193V195H108V196L106 197V198H108L107 200H106V198H104ZM122 197H123V196H122ZM162 197H163V196H162ZM213 197H214V196H213ZM217 197H218V196H217ZM224 197H225V196H224ZM262 197H263V195H262ZM5 198H6V197H5ZM12 198H13V197H12ZM87 198H88V197H87ZM87 198H86V199H87ZM89 198H90V197H89ZM123 198H124V197H123ZM158 198H159V197H158ZM160 198H161V197H160ZM171 198H172V197H171ZM190 198H191V197H190ZM195 198H196V197H195ZM215 198H216V197H215ZM220 198H221V197H220ZM233 198H236V196H234ZM240 198H243V196H241ZM244 198H248V197H244ZM259 198H260V197H258L257 199H259ZM69 199H71V198H69ZM80 199H81V198H80ZM92 199H93V198H92ZM95 199H96V198H95ZM124 199H125V198H124ZM126 199H127V197H126ZM126 199H125V200H126ZM145 199H146V198H145ZM147 199H148V198H147ZM172 199H173V198H172ZM185 199H186V197H185ZM203 199H204V198H203ZM210 199L212 200V198H210ZM218 199H219V198H218ZM218 199H217V200H218ZM222 199H223V198H222ZM231 199H232V197H231ZM236 199H237V198H236ZM236 199H235V200H236ZM248 199H249V198H248ZM5 200H7V198H6ZM10 200H11V199H8L7 201L10 202ZM75 200H76V198H75ZM75 200H73V203H75V202H74ZM78 200H79V199H78ZM81 200H82V199H81ZM84 200H85V199H84ZM90 200H91V199H90ZM118 200H119V198H118ZM122 200H123V199L120 198V201H116V200H115L116 202L114 201V202H115V203H114V202L112 201V203L115 205L116 203L121 202ZM133 200H134V198H133ZM157 200H159V199H157ZM157 200H156V201H157ZM161 200H162V199H161ZM161 200H160V201H161ZM170 200H171V199H170ZM174 200H176V199H174ZM186 200H187V199H186ZM204 200H205V199H204ZM213 200H214V199H213ZM226 200H227V199H226ZM229 200H230V199H229ZM232 200H233V199H232ZM240 200H241V201H239V202H238V200H236V203L238 202V205L241 204V203H243V202L245 201L244 199H240ZM242 200H244V201L242 202ZM260 200H264V198H263V199H260ZM260 200H259V201H260ZM2 201H3V202H2ZM2 201H1V203H4V200H2ZM69 201H70V200H69ZM91 201H92V200H91ZM91 201H90V202H91ZM123 201H124V200H123ZM149 201H150V198H149ZM219 201H220V200H219ZM222 201H223V200H222ZM255 201H256V200H255ZM16 202H18L16 199H15V202H14V200H12V203H15V204H16ZM77 202H78V201H77ZM92 202H94V201H92ZM95 202L98 203L96 200H95ZM127 202H128L127 200L124 201V203H127ZM171 202H172V201H171ZM194 202H195V201H194ZM201 202H202V201H201ZM206 202H207V200H206ZM212 202H213V201H212ZM227 202H228V201H227ZM245 202H246V201H245ZM245 202H244V203H245ZM262 202H263V201H262ZM19 203H20V202H18L17 204L19 205ZM79 203H80V200H79ZM108 203H109V202H108ZM108 203H107V204H108ZM110 203H111V202H110ZM122 203H123V202H122ZM129 203H130V198H129ZM132 203H134V201H132ZM160 203H161V202H160ZM169 203H170V202H169ZM192 203H193V202H192ZM220 203H223V202H220ZM228 203H229V202H228ZM228 203H227V204H228ZM230 203L232 204V202H230ZM244 203H243L242 205H240V207H242L243 205L246 206L247 204H249V203H247V202H246L247 204H244ZM263 203H264V202H263ZM15 204H14V205H15ZM20 204H21V203H20ZM104 204H103V206H104ZM145 204H146V203H145ZM189 204H190V203H189ZM195 204H196V203H195ZM201 204H202V203H201ZM204 204H205V202H204ZM204 204H203V205H204ZM227 204H226V205H227ZM255 204H256V203H255ZM1 205H3V204H1ZM75 205H76V204H75ZM78 205H79V204H77V207H79ZM92 205H93V206H92ZM92 205H86V206L84 205V206H85L84 209H86L87 206H89V207H87L89 211L92 210V209H90V206H91V208H93V210H94V207H95V209H96V208L99 209V207H96V206H97V205L99 206L100 204H95V203H94V204H92ZM116 205H117V204H116ZM116 205H115V206H116ZM123 205H125V204H121V203H120V206H123ZM158 205H159V203H158ZM208 205H210V204H208ZM221 205H222V204H221ZM228 205H229V204H228ZM228 205H227V206H228ZM4 206H6V205L4 204ZM24 206H25V205H24ZM149 206H150V205H149ZM191 206H192V205H191ZM196 206L198 207V205H196ZM219 206H220V205H219ZM256 206H257V205H256ZM1 207L4 208L3 206H0V211H1ZM6 207H8V206H6ZM100 207H101V205H100ZM127 207L129 208L128 211H132L131 213H133V210H131L130 207L127 206V204H126V207L124 206L125 209H122L121 207H120V208H121V210H127V209H128ZM140 207H141V206H140ZM159 207H160V206H159ZM200 207H201V206H200ZM236 207H238L237 204H236ZM258 207H259V209H261V212H263V216H262V217H264V204L261 205V206L259 205ZM8 208H9V209H8V212H9V211L11 212V209H10V208L13 209V207H8ZM14 208H15V207H14ZM81 208L83 209V207H81ZM81 208H80V209H81ZM136 208H138V207H136ZM141 208H142V207H141ZM164 208H165V207H164ZM187 208H188V207H187ZM193 208H194V207H193ZM221 208H222V207H221ZM233 208H234V207H233ZM233 208H231V209H233ZM246 208H247V207H246ZM246 208H244V206H243V211H244V209H246ZM5 209H6V208H5ZM5 209H2V210L5 211ZM78 209H79V208H78ZM82 209H81V210H82ZM114 209H117V208L114 207ZM139 209H140V208H139ZM158 209H159V208H158ZM209 209H210V208H209ZM223 209H224V208H223ZM239 209H241V208H239ZM239 209H238V210H239ZM247 209H248V208H247ZM13 210H14V209H13ZM27 210H28V209H27ZM76 210H77V209H76ZM81 210H80V212H79V210H77V213L79 212V213H82V215H84V214L86 213L85 210H82V211H81ZM93 210H92V211H93ZM163 210H164V209H163ZM198 210H199V209H198ZM215 210H216V209H215ZM215 210H214V212H215ZM18 211H19V210H18ZM20 211H22V210H20ZM25 211H26V210H25ZM86 211H87V209H86ZM94 211H95V210H94ZM94 211H93V214H92L93 217H95V216H94V213H96V212H94ZM128 211H127V213H126V211H121V212H124V213L121 214V215H122V217L124 218V219H123V218H122V219L124 220L125 223L127 222V221H125V220H126V217H127V218L131 217L130 219H132V217H133V216H130V215H129V216H128V215L126 216V214L129 213ZM137 211H138V210L136 209V211H135L136 214H137ZM140 211H141V210H140ZM143 211H144V209H142L141 212H139V211H138V212L141 214ZM240 211L243 212L242 209H241ZM240 211H239V212H240ZM248 211H249V212H248ZM248 211H247V212H248L249 214H246L247 212L245 213V215H247L246 217H250V218H251V216H249V215L253 214L251 220L255 222V220H253V218L256 217L254 213H256V215H257V214H258V213H257L258 211H255V210H254L255 212L253 213V210L251 211V207H250V209H249ZM10 212H9L8 214H7L6 212H3V214L5 213V214H7V215H10ZM13 212H16V209H15ZM83 212H85V213L83 214ZM90 212H91V211H90ZM90 212H89L90 216H88V215L85 214L84 216L81 217V220L83 219V217H87L89 220H91V219H90V217H91V213H90ZM115 212H117V211L115 210ZM161 212H162V211H161ZM184 212H185V211H184ZM187 212H188V211H187ZM189 212H190V211H189ZM196 212H197V211H196ZM199 212H200V211H199ZM204 212H205V211H204ZM208 212H210V211H208ZM222 212H223V211H222ZM234 212H235V211H234ZM236 212H238V211H237V208H236ZM239 212H238V213H239ZM244 212H245V211H244ZM22 213H23V212H22ZM27 213H28V212H27ZM87 213H88V211H87ZM125 213H126V214H125ZM139 213H138L137 217H138V216H141ZM178 213H179V212H178ZM180 213H181V212H180ZM194 213H195V211H194ZM201 213H202V211H201ZM201 213H200V214H201ZM229 213L231 214V213H233V211H232V212H229ZM259 213H260V212H259ZM1 214H2V213H1ZM23 214L25 215V213H23ZM124 214H125L126 217L123 216ZM129 214H130V213H129ZM176 214H177V213H176ZM183 214H184V213H183ZM183 214H182V216H183ZM206 214H207V213H206ZM208 214H209V213H208ZM208 214H207V215H208ZM233 214H234V213H233ZM241 214L244 215V213H241ZM18 215H19V214H17L16 216L19 217ZM95 215H96V214H95ZM101 215H102V214H101ZM103 215H104V214H103ZM103 215H102V216H103ZM106 215H107V214H106ZM118 215H119V213H118ZM132 215H133V214H132ZM161 215H162V214H161ZM167 215H168V214H167ZM201 215H202V214H201ZM211 215H212V214H211ZM216 215H217V214H216ZM216 215L214 214V216H216ZM218 215H219V214H218ZM218 215H217V216H218ZM243 215H242V217H243ZM0 216H1V215H0ZM2 216H3V215H2ZM5 216H6V215H5ZM5 216H4V217H5ZM11 216H12V215H10V217H11ZM13 216H14V213H13ZM13 216H12V217H13ZM21 216H22V215H21ZM26 216H27V215H26ZM102 216H101V218H102ZM107 216H109V215H107ZM150 216H151V214H150ZM164 216H165V215H164ZM164 216H162V217H164ZM168 216H169V215H168ZM172 216H173V215H172ZM175 216H176V215H175ZM184 216L186 217V215H184ZM199 216H200V215H199ZM202 216H203V215H202ZM204 216H205V215H204ZM226 216H227V214H226ZM229 216H231V215H229ZM233 216H235V215H233ZM257 216L259 217V215H257ZM7 217H9V216H7ZM17 217H15V218H17ZM99 217H100V216H99ZM103 217H104V216H103ZM105 217H106V216H105ZM105 217H104V218H105ZM120 217H121V216H120ZM143 217L146 219L145 216H143ZM165 217H166V216H165ZM178 217H179V216H178ZM180 217H181V216H180ZM221 217H222V216H221ZM235 217L237 218L238 216H235ZM235 217H234V218L232 217V218L235 220ZM244 217H245V216H244ZM246 217H245V218H246ZM258 217H256V218H257V221H256V222L259 221V220H258ZM15 218H14V219H15ZM23 218H25V216H24ZM23 218H21V219L23 220ZM96 218H97V216H96ZM104 218H102V219H104ZM109 218H110V217H107L106 219L108 220ZM133 218H134V217H133ZM135 218H136V217H135ZM144 218H142V219H144ZM159 218H160V217H159ZM169 218H171V217L169 216ZM181 218H182V217H181ZM211 218H212V217H211ZM229 218H230V217H229ZM229 218H228V220L231 221V218H230V219H229ZM256 218H255V219H256ZM25 219H27V217H26ZM84 219H85V218H84ZM110 219H111V218H110ZM110 219H109L108 222H107L108 224H107L106 222H103L104 220H101V221L103 222V224L105 223L106 225L109 226L111 222L113 223L112 220H111V222L109 223ZM119 219H121V218H119ZM130 219H129V220H130ZM149 219H150V218H149ZM151 219H153V218H151ZM187 219H188V218H187ZM219 219H220V218H219ZM238 219H241V217L238 218ZM242 219H243V218H242ZM242 219H241V220H238V221H242ZM247 219H248V218H247ZM261 219H262V218H261ZM1 220H2V219H1ZM3 220H5V219H3ZM19 220H20V219H19ZM94 220H95V219H92L91 221H94ZM123 220H122V222H123ZM163 220H167V219L164 218ZM201 220H202V219H201ZM234 220H232V221H234ZM244 220H245V219H244ZM244 220H243V221H244ZM25 221H27V220H25ZM120 221H121V220H120ZM145 221H146V220H145ZM145 221H144V222H145ZM147 221H150V220L147 219ZM171 221L174 222L173 220H171ZM236 221H237V220H236ZM245 221H246V222H245V224H244L243 226H240L242 222H241V223L238 222V223H240V225H239L238 223H235V224H238V226H239L238 229H239L240 227L244 228V226H245L246 223L249 221V219H248V221H247V220H245ZM252 221H251V222H252ZM263 221H264V220H263ZM263 221H262V222H263ZM102 222H101V224H102ZM128 222H129V221H128ZM128 222L126 223L127 226H128V224H129L130 222H133V221H130L129 223H128ZM142 222H143V221H142ZM169 222H170V221H169ZM223 222H224V221H223ZM256 222H255V223H256ZM19 223H21V222H19ZM140 223H141V222H140ZM147 223H149V222H147ZM163 223H164V222H163ZM185 223H186V222H184V224H185ZM206 223H207V222H206ZM233 223H234V222H233ZM259 223H260V222H259ZM259 223H258V224H259ZM263 223H264V222H263ZM263 223H262V224H263ZM17 224H18V223H17ZM24 224H25V226L27 225L26 223H24V220H23L22 225H24ZM94 224H95V222L93 223V225H94ZM105 224H104V225H105ZM115 224H117V223H115ZM142 224H144V223H142ZM142 224H140V227H141ZM145 224H146V223H145ZM150 224H151V223H150ZM155 224H156V223H155ZM164 224H165V223H164ZM164 224H163V225H164ZM167 224L169 225V223H167ZM170 224H171V222H170ZM184 224H183V225H184ZM188 224H189V221H188ZM193 224H194V223H193ZM193 224H191V225H193ZM247 224H248V223H247ZM256 224H257V223H256ZM106 225H105V226H106ZM129 225H130V224H129ZM163 225H162V227L164 228ZM181 225H182V224H181ZM215 225H217V224H215ZM230 225H232V224H230ZM250 225H251V224H250ZM253 225H254V224H253ZM19 226H20V225H19ZM100 226L103 227V225H100V224H99V227H100ZM105 226H104L103 228H105ZM111 226H112V225H111ZM117 226H118V225H117ZM146 226H149V224L146 225ZM152 226H153V227H152ZM152 226H149V227H150V228H151V227L154 228V226H156V225H154V224L152 223ZM165 226H166V225H165ZM175 226H178V225H175ZM175 226H174V228H175ZM221 226H222V225H221ZM227 226H228V225H227ZM254 226L256 227V229H255L253 226H252V227L255 229V231L257 230V227L260 228V226H256V225H254ZM106 227H107V226H106ZM109 227H110V226H109ZM113 227L116 228L114 225L112 226V228H113ZM140 227H139V228H136V231L139 230V231H140V234H142V238H143V237L145 236V234H144V232L141 233V232H142L141 230H142L145 226H142L141 228H140ZM172 227H173V226H172ZM216 227H217V226H216ZM249 227H250V229H248V230H251L252 227H251V226H248V228H249ZM263 227H264V226H263ZM145 228H147V227H145ZM145 228H144V229H145ZM152 228H151V229H152ZM155 228L158 229V231H157V229H156L157 232L161 231L160 228H158L157 226H156ZM155 228H154V230H155ZM165 228H166V227H165ZM174 228H172V229H174ZM177 228H178V227H177ZM177 228H175V230H176ZM191 228H193V227H191ZM242 228H241V230H243ZM97 229H98V228H97ZM108 229H110V228H108ZM108 229H107V230H108ZM127 229H128V228H127ZM130 229H131V228H130ZM148 229H149V228H148ZM172 229H170V230L173 231ZM206 229H207V228H206ZM224 229H225V227H224ZM254 229H253V233H254ZM262 229H263V228H262ZM98 230H100V229H98ZM113 230H114V229H112V231H113ZM154 230H153V231L150 230V231H151V232H154ZM170 230H169V233H171ZM175 230H174L173 232H175V233H174V236H175V238H176V237H177V234H176V231H177V230H176V231H175ZM191 230H193V229H191ZM236 230H237V229H236ZM245 230H246V229H245ZM102 231H103V230H102ZM102 231H101V232H102ZM105 231H106V230H105ZM131 231H132V230H131ZM131 231H130V232H131ZM145 231H146V229H145ZM150 231H149V232H150ZM156 231H155L154 233H157ZM180 231H181V230H180ZM183 231H184V230H183ZM203 231H204V229H203ZM233 231H234V230H233ZM239 231H240V230H239ZM118 232H119V231H117V234L114 233V235H112V236H115V234H116L115 238L117 237V238H116L117 240L120 239V238L118 239V237L121 235V234H118ZM130 232H128V233L130 234ZM134 232H135V231H134ZM149 232H148V234H149ZM177 232H178V231H177ZM181 232H182V231H181ZM181 232H180V236H181V237H184L185 239H188V238H189L190 241L193 240L192 238H190V236H196V235H192V233L194 234V232L190 231V232H191V235L189 234L190 236L186 238V236H187V235H185L186 232L183 233L185 236H183V234L181 235ZM190 232H187L186 234H188V233H190ZM211 232H212V231H211ZM234 232H235V231H234ZM248 232H249V231H248ZM248 232H246V233H248ZM250 232H251V231H250ZM259 232H260V231H259ZM99 233H100V232H99ZM105 233H106V232H105ZM107 233H108V232H107ZM154 233H153L152 235L155 236ZM159 233H160L161 236H159V235H158V236H159V238H161V237H162V234H161V232H159ZM169 233H168V234H169ZM196 233H197V232H196ZM196 233H195V234H196ZM255 233L258 234V231L255 232ZM263 233H264V232H263ZM37 234H39V233L37 232ZM75 234H76V233H75ZM75 234H72V235H75ZM89 234H90V233H89ZM102 234H104V233H102ZM102 234H99V235H102ZM124 234H125V233H124ZM132 234H133V233H131V235H132ZM137 234H138V233H137ZM137 234L134 233L133 235L136 236ZM143 234H144V236H143ZM146 234H147V233H146ZM157 234H158V233H157ZM168 234H167V235H168ZM175 234H176V235H175ZM197 234H198V233H197ZM213 234H214V232H213ZM215 234H216V233H215ZM249 234L251 235V233H249ZM259 234H261V233H259ZM259 234H258V235L255 234V235L258 237ZM78 235H79V234H78ZM117 235H119V236H117ZM122 235H123V234H122ZM126 235H128V234L126 233ZM133 235H132V236H133ZM149 235H150V234H149ZM164 235H166V234H163V237H165ZM167 235H166V237H165L166 240L170 237V235H173V234H170L169 237H168ZM252 235H253V234H252ZM112 236H111V237H112ZM124 236H125V235H124ZM128 236H130V235H128ZM132 236H131V237H132ZM146 236H147V235H146ZM156 236H157V235H156ZM156 236H155V239H154L155 241H156ZM198 236H199V235H198ZM224 236H225V235H224ZM233 236H234V235H233ZM256 236H255V237H256ZM262 236H263V235H262ZM36 237L38 238V236H36ZM36 237H35V240H36V241L39 240L40 237H39L38 239H36ZM78 237H79V236H78ZM109 237H110V236H109ZM120 237H121V236H120ZM133 237H134V236H133ZM163 237H162V238H163ZM181 237H180V240H179V235H178V237H177L179 242H183V241H186V243L190 242V241H188V240H185L184 238L182 239ZM200 237H201V236H200ZM212 237H213V235H212ZM68 238H69V237H68ZM126 238H127V236H126L125 239H124V245L126 244V243H125ZM134 238H136V237H134ZM140 238H141V235H140ZM142 238H141V240H143ZM147 238H150V236L147 237ZM152 238H153V237H152ZM159 238H158V239H159ZM162 238H161V241L158 240L159 242L156 241V242H154V243H158V245H160V242H162ZM177 238H176V239H177ZM194 238L197 239L196 237H194ZM202 238H204V237H202ZM214 238H215V237H214ZM246 238H247V237H246ZM258 238H259V237H258ZM263 238H264V237H263ZM40 239H41V238H40ZM74 239H75V238H74ZM76 239H77V237H76ZM131 239H132V238H131ZM144 239H145V237H144ZM170 239H171V237H170ZM181 239H182V240H181ZM219 239H220V238H219ZM59 240H60V239H59ZM77 240H78V239H77ZM122 240H123V237H122V239H120V241H122ZM141 240H138V243L141 244ZM145 240H146V239H145ZM151 240H152V239H150V242L152 243ZM154 240H153V241H154ZM163 240H164V238H163ZM172 240L175 241L174 239H172ZM200 240L202 241L201 238H200ZM210 240H211V239H210ZM221 240H222V239H221ZM228 240H229V239H228ZM256 240H257V239H255V241H256ZM258 240H259V239H258ZM39 241H40V240H39ZM41 241H42V240H41ZM78 241H79V240H78ZM80 241H81V240H80ZM130 241H131V240H130ZM132 241H133V240H132ZM132 241H131V242H132ZM134 241H135V240H134ZM139 241H140V242H139ZM143 241H144V240H143ZM148 241H149V240H148ZM170 241H171V240H170ZM170 241H169V242H170ZM173 241H172V242H173ZM187 241H188V242H187ZM205 241H206V240H205ZM225 241H226V240H225ZM242 241H243V240H242ZM246 241H247V240H246ZM260 241L263 242L264 240L262 241V239H261ZM50 242H51V241H50ZM56 242H57V241H56ZM56 242L54 243V241H53L54 245L56 244ZM163 242H165V241H163ZM175 242H176V241H175ZM175 242H174V244H175ZM192 242L195 244V242H198V239H197V241H195V240L191 241V243H192ZM202 242H203V241H202ZM202 242H201V243H202ZM210 242H211V241H210ZM214 242H215V241H214ZM214 242H213V243H214ZM243 242H244V241H243ZM57 243H59V241H58ZM62 243H63V242H62ZM115 243L119 244L120 242L118 243V241H115ZM142 243H143V242H142ZM167 243H168V242H167ZM183 243H185V242H183ZM183 243H182V244H183ZM186 243H185V244H186ZM191 243H188V244H191ZM213 243H211V244L213 245ZM221 243H222V242H221ZM258 243H259V242H258ZM133 244H134V243H133ZM135 244H137L136 241H135ZM135 244H134V245H135ZM140 244H138V245H140ZM161 244H162V243H161ZM164 244H165V243H164ZM169 244H172V243H169ZM180 244H181V243H180ZM180 244H179V245H180ZM188 244H187V245H188ZM197 244H198V243H197ZM197 244H196V245H197ZM205 244H206V243H205ZM211 244H207V245H211ZM214 244H215V243H214ZM50 245H53V244L51 243ZM54 245H53V246H54ZM56 245L58 246V244H56ZM56 245H55V246H56ZM59 245H60V243H59ZM61 245H63V247H65L64 244H61ZM61 245H60V246H61ZM175 245H176V244H175ZM183 245H184V244H183ZM191 245H192V244H191ZM191 245H190V246H191ZM207 245H205V246H207ZM222 245H223V244H222ZM263 245H264V244H263ZM263 245H262V246H263ZM55 246H54V248H55ZM57 246H56V248H57ZM66 246H67V245H66ZM88 246H89V245H88ZM118 246H119V245H118ZM135 246H136V245H135ZM135 246H134V247H135ZM141 246H142V245H140L139 247H136V248H134V249H137V248H140V249H141V248H142ZM156 246H157V245H156ZM170 246H171V245H170ZM177 246H178V245H177ZM200 246H201V245H200ZM216 246H217V245H216ZM227 246H229V245H227ZM227 246H226V247H227ZM51 247H52V246H51ZM58 247H59V246H58ZM63 247H62V251L64 252V250H65L66 248H64V250H63ZM85 247H86V246H84V248H85ZM92 247H93V246H92ZM96 247L99 248L98 246H96ZM100 247H102V246H100ZM130 247H132V245H130ZM143 247H144V246H143ZM153 247H154V246H153ZM167 247H168V249H170L169 246H168V244H167ZM172 247H173V246H172ZM179 247H180V248L183 247V248H181V249L183 250V249L186 247V245H185V247H184V246H179ZM179 247L177 248V251H178ZM188 247H189V246H188ZM213 247H214V246H213ZM221 247H223V246H221ZM221 247H219V248H221ZM52 248H53V247H52ZM56 248H55V250L57 251ZM97 248H96V250H97ZM145 248H147V247H145ZM161 248H162V247H161ZM163 248H164V247H163ZM173 248H174V247H173ZM186 248H187V247H186ZM195 248H198V247H195ZM195 248H194V249H195ZM199 248H200V247H199ZM208 248H211V246H209ZM237 248H238V247H237ZM252 248H253V247H252ZM60 249H61V248H60ZM81 249H82V248H81ZM88 249H89V252H88V253H89V255L91 256V254H90V248H88ZM100 249H101V248H100ZM103 249H104V248H102V251H103ZM123 249H124V246L122 247V250H123ZM131 249H133V248H131ZM134 249H133V250H134ZM156 249L158 250V248H156ZM156 249H155V251H156ZM174 249H175V248H174ZM187 249H188V248H187ZM201 249H202V248H201ZM216 249H217V247L214 249V251H215ZM229 249H230V247H229ZM259 249H260V248H259ZM52 250H53V249H52ZM91 250H92V248H91ZM143 250H144V251H147V250H145V249H143ZM164 250H166V249H164ZM175 250H176V249H175ZM217 250H218V249H217ZM217 250H216V251H217ZM219 250L221 251V249H219ZM219 250H218V251H219ZM235 250H236V249H235ZM263 250H264V249H263ZM59 251H60V250H59ZM92 251H93V250H92ZM129 251H130V250H129ZM134 251H136V250H134ZM159 251H162V250H159ZM168 251L170 252V250H168ZM171 251H172V248H171ZM177 251H176V252H177ZM180 251H181V250H180ZM180 251H178V252H180ZM185 251H186V250H185ZM194 251H195V250H194ZM208 251H211V249H210V250L208 249ZM218 251H217V252H218ZM220 251H219V252H220ZM222 251H223V249H222ZM233 251H234V250H233ZM237 251H238V250H237ZM239 251H240V250H239ZM243 251H244V250H243ZM57 252H58V251H57ZM57 252H56V253H57ZM60 252H61V251H60ZM65 252H66V251H65ZM67 252H68V251H67ZM67 252H66V253H67ZM82 252H83V251L81 250V253H82ZM84 252H85V251H84ZM86 252H87V251H86ZM86 252H85V254H87ZM174 252H175V251H174ZM186 252H188V251H186ZM224 252H225L226 254H228V250H227V251L225 250ZM224 252H222V253H224ZM229 252H231V251L229 250ZM245 252H247V250H245ZM253 252H254V251H253ZM257 252H258V251H257ZM257 252H256V253H257ZM259 252H261V251H259ZM58 253H59V252H58ZM71 253H73V252H71ZM103 253H104V252H103ZM123 253H124V252H123ZM160 253H161V252H160ZM163 253H164V251H163ZM194 253H195V252H194ZM198 253H200V254L202 255V253H204V252L202 251V252H198ZM205 253H206V252H205ZM205 253H204V254H205ZM231 253H232V252H231ZM249 253H251V252H248V254H249ZM261 253H263V251H262ZM78 254H79V253H78ZM97 254H98V253H96V255H97ZM125 254H126V253H125ZM165 254H166V253H165ZM167 254H168V253H167ZM169 254H172V252L169 253ZM174 254H175V253H174ZM174 254H173V255H174ZM180 254H181V253H180ZM182 254H183V253H182ZM226 254H224L225 259H221V258H223V257L219 254L220 257H221V258H220L221 260H219V255H218V257H217V262H218V260H219V261H222V260H226L227 258H230L229 260H230L231 262H233V261H232V258H233V257L231 256V257H232V258H231V257L229 256L230 253L228 254L229 257H228ZM232 254H234V253H232ZM239 254H240V252H239ZM242 254H243V253H242ZM242 254H241L240 256H242ZM57 255H58V254H57ZM60 255L62 256V253H60ZM105 255H108V254H105ZM105 255H104V256H105ZM117 255L120 256L119 254H117ZM126 255H132V256H133V253H131V254L127 253ZM126 255H125V256H126ZM185 255H186V257H188L189 255H192V254H191V253H190L189 255H188V254H183V257H185ZM187 255H188V256H187ZM207 255H208V254H207ZM213 255L215 256V252H214ZM222 255H223V254H222ZM251 255H253V254L251 253ZM251 255H249L250 258L252 257ZM256 255H258V253H257ZM256 255H255V257H257ZM118 256H114V257H113L114 260H117ZM121 256H122V255H121ZM132 256H131V257H132ZM136 256H137V255H136ZM136 256L134 255L133 258H134V257L136 258ZM152 256H153V255H152ZM156 256H157V255H156ZM165 256H166V255H164L163 257H165ZM175 256H176V255H175ZM177 256H178V257H175V258L170 256V258H171L172 260H176V258H178L177 261H178L179 258H180V260H181V257H179V256H182V255H179V253H178ZM216 256H217V255H216ZM226 256H227V258H226ZM243 256L246 257V256H248V255H245V253H244ZM249 256H248V257H249ZM253 256H254V255H253ZM258 256H259V255H258ZM262 256H263V254H262ZM64 257H65V255H64ZM64 257H63V258H64ZM93 257H94V256H93ZM97 257H99V256L97 255ZM105 257H106V256H105ZM105 257H104V258H105ZM109 257H110V256H109ZM111 257H112V255H111ZM115 257H117V258L115 259ZM144 257H145V256H144ZM149 257H151V256H149ZM149 257H148V258H149ZM166 257H167V256H166ZM166 257H165V258H166ZM190 257H191V256H190ZM190 257H188V258H189L190 260H192L193 257H192V258H190ZM195 257H197V256L195 255ZM60 258L63 259L62 257H60ZM94 258H95V257H94ZM138 258H139V256L137 257V259H138ZM140 258H141V257H140ZM140 258H139V261H140ZM173 258H174V259H173ZM188 258H187V259H184V258H183V259H184V261L186 262V260H188ZM205 258H206V257H205V255H204V258H203V259L206 261V259L208 258V256H207L206 259H205ZM250 258H249V259H250ZM79 259H80V258H79ZM105 259H106V258H105ZM120 259H122V258H119L118 261H119ZM123 259H124V258H123ZM123 259H122V261H123ZM137 259H135L136 262H137ZM142 259H143V258H142ZM144 259H145V258H144ZM146 259H147V256H146ZM152 259H154V258H152ZM159 259H160V257H159ZM161 259H162V258H161ZM201 259H202V258H201ZM203 259H202V260H203ZM243 259H244V258H243ZM253 259H254V258H253ZM65 260H66V259H65ZM95 260H96V259H95ZM111 260H112V259H111ZM149 260H150V259H149ZM157 260H158V259H157ZM157 260H155V261H157ZM165 260H166V259H165ZM168 260H169V259H168ZM202 260H201V261H202ZM204 260H203V261H204ZM207 260H208V259H207ZM227 260H228V259H227ZM227 260H226V262H227ZM257 260H258V259H257ZM93 261H94V260H93ZM99 261L101 262L100 264H103V263H102L103 261H101V260H99ZM147 261H148V260H147ZM205 261H204V262H205ZM230 261H228L227 263H229ZM240 261H241V260H240ZM240 261H239V263H240ZM62 262H63V261H62ZM64 262H65V261H64ZM76 262H77V261H76ZM95 262H96V261H95ZM109 262H111V261H109ZM109 262H108V260H107V261H106V264H108ZM126 262H127V261H126ZM136 262H135V263H136ZM153 262H154V261H153ZM153 262H152V263L149 262V263L153 264ZM157 262H158V263H161V262H164V261H159V260H158ZM157 262H156V263H157ZM173 262H174V261H173ZM187 262L191 263V261H189V260H188ZM194 262H195V261H194ZM210 262H211V260H210ZM210 262H209V260H208V264H209ZM213 262H214V261H213ZM243 262H244V261H243ZM90 263H91V264H92V263H93V264H96V263H94V262H90ZM121 263H124V262H121ZM138 263H139V262H138ZM138 263H136V264H138ZM167 263H168V262H167ZM189 263H188V264H189ZM205 263H206V262H205ZM205 263H204V264H205ZM223 263H224V261H223ZM223 263H221V262H219V263L214 262L213 264H223ZM227 263H226V264H227ZM233 263H234V262H233ZM233 263H229V264H233ZM76 264H77V263H76ZM109 264H113V263L111 262V263H109ZM116 264H117V263H116ZM128 264H129V263H128ZM132 264H133V262H132ZM154 264H155V263H154ZM164 264H165V263H164ZM168 264H170V263H168ZM173 264H175V263H173ZM178 264H179V263H178ZM181 264H187V263H183V262H182ZM191 264H193V263H191ZM195 264H196V263H195ZM199 264H200V263H199ZM202 264H203V263H202ZM211 264H212V263H211ZM224 264H225V263H224ZM234 264H235V263H234ZM240 264H241V263H240Z\"/></svg>",
  "mask_w": 264,
  "mask_h": 264
}]
</instances>
